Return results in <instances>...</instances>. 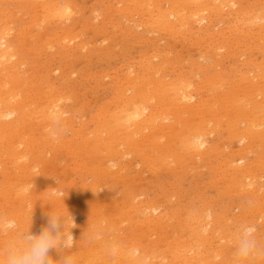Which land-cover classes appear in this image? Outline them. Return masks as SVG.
<instances>
[{
    "label": "rangeland",
    "instance_id": "374dc122",
    "mask_svg": "<svg viewBox=\"0 0 264 264\" xmlns=\"http://www.w3.org/2000/svg\"><path fill=\"white\" fill-rule=\"evenodd\" d=\"M12 1L14 2V3H16V4H13L12 3ZM20 1H21V4H20ZM0 0V11L2 10V11H5V12H7V14L5 13V12H2V13H4V14H1L0 16V24L1 23H3V25H5V26H8V24H10L9 26H13V25H15V26H13L14 27V32H11L10 33V35L8 34V36H6V39H7V42L14 48V49H16L17 47H19L20 46V48H18V49H20L21 50V52H20V50H19V52L20 53H22L21 55H23V56H25V57H20V59H19V56H18V50L16 49V51L18 52L17 53V56H18V62L15 64L16 65V69H14V72H15V79L13 80V81H10L9 83H7V84H5L4 85V82L6 81V78H4L2 75H0L1 77H2V79H1V77H0V83H1V81H2V83L0 84V92H2V93H0V97H2V94H3V97L2 98H0V107H2V108H0L1 110L4 108V106H6V105H10V103L11 104H13L12 106H15V105H17V103L19 104V103H22V104H19V107H21V111L22 112H26V114L27 115H29L28 117H27V115H26V117H24V119H25V122H24V120L22 121V122H13V123H11V121H9L10 120V118H8V117H11V119H14L15 117L14 116H3V117H0V123L1 122H5L4 123V125H5V127L7 126V128H3L4 127V125H2V124H0V135H3V136H0V143L2 144H0L1 146H0V148L2 147V149H0V158L2 159V158H4V159H0V163H1V166L2 167H0L1 168V170L3 169V172H2V174L0 173V183L2 184H0V212H2V210H3V212L2 213H0V214H3V216H1L0 215V218H3L4 220H6V219H9V217H11L12 215H10V213H11V211H12V213L11 214H14L16 211H20L21 209V207H22V212L24 213V214H26V215H24L23 216V218L25 219H36L35 217H37V219L39 218H43V216H45L44 217V219H46V223L45 224H47V219H48V215H49V212L46 214V212L47 211H51L52 210V207L53 206H51V205H49L50 204V202L51 201H53V200H58V201H60V199H61V197L64 199H66V202H63V199H61L62 200V204H61V206H58L57 208H59L60 210H62V208L64 209L65 207V205L67 204V206H66V208H65V212H68V213H70L69 215L70 216H72L71 218H73V219H71L70 218V216H69V219H68V221L69 222H71V223H69L68 222V228H73V226H74V224H77V225H75L74 226V228L73 229H75L77 232H78V229H79V232H80V234L81 233H83V234H81L82 236H84V242L82 243V245L80 246V245H76V246H74L75 248H73L72 249V251L76 254V253H79L80 251H82V252H84L85 251V249L88 247V246H90V244H92V242L90 241V244L88 243L89 241H88V238L86 237V236H88V234H89V236H93L94 234L96 235V232H97V234L101 231H103L104 230V228L108 225V223L111 221V219H112V221L109 223V225L106 227V232H103L104 233V238L108 241V239L107 238H109V237H112V235L114 234V235H118L117 236V238L119 237L120 239L121 238H125L126 237V239H128V235H130V237H129V239L130 240H125V239H122V240H120L119 238L117 239V238H115L114 240H116V242H118V243H121L120 245H123V246H127V245H129L128 243L126 244V245H124L126 242H130L131 240H132V238L134 237V238H136L138 235H140L142 232L146 235V237H147V235H148V240H149V238H150V236L153 238V236H154V238L153 239H150L151 241L152 240H155L156 239V237L157 238H159V239H156V241L157 240H159L158 241V244L160 245V247L161 248H165L166 247V244H164V242L165 243H171V242H173V236H174V238L176 237V233L178 232V239L176 240V239H174L176 242L178 241V242H180V243H178V244H181L182 243V245H183V240L184 239H188L189 238V236L191 235V230H195V229H197L198 230V227L196 226L197 224H196V221L197 220H201L202 219V216L204 215V217H203V221H201L200 222V225H202L203 223H207V221H209V220H211L210 222V224H207V225H210V226H208L209 228H207L209 231H210V233H209V235H208V240L206 241V245H205V242L203 243L204 245H203V247H205L204 249H208L209 247H213L214 245H217V243H218V245H217V247L216 246H214L213 248H216L217 250L218 249H220V251L222 252V253H224V256L226 257L227 255V257L226 258H231L233 255H232V252H234V248H233V236L235 235V233H236V231L239 229V227L242 225V223L243 224H246V225H249V226H253V228H255V234L256 235H258V239H260V240H264V237H263V235H264V190H263V188H264V186H262V185H264V181L262 180V179H264V177L262 178L261 176H264L263 175V173H262V171H261V169L263 170L264 168H263V165H264V155H262L263 154V152H264V147H263V144H264V128H261L263 125H264V118H260V115L262 114V112L261 111H263V113H264V104H261V101H257V100H260L261 98L262 99H264V78L262 77V75L264 74V69H262L264 66L262 65V64H264V50H263V48H264V44H257V43H262V41H264V39H262V38H264V20H259V16H260V14L263 12L264 13V7H262L264 4V2H260L261 0H244V2L240 5V2L241 1H243V0H235V6H236V9H237V11L236 12H238L239 13V15H238V13L237 14H231L230 12H231V10L234 8V6L233 7H231V5H230V2L229 1H227L226 2V0H219V1H221L222 3H220V2H218V0H215L214 2H212L211 3V5L213 6H218L219 5V8L218 9H215V10H210V11H207V13H206V11L204 12V11H198V15H202L203 17H205V18H203L202 17V19L203 20H200V21H194V23L192 22L193 21V18L190 16V12H191V10H190V12H188V9H193V5L191 6V3H189L190 1H192V0H189V2H188V0L186 1V0H184L186 3H188L187 5H186V3L184 4L183 3V1H175V0H171V1H169V3H171L172 5L171 6H169L170 4L166 1V0H151V1H145V0H142V2L139 0H131L130 2H129V0H120L121 2H122V4H121V2L119 1V0H65L66 1V3L68 2V1H71V2H69V4L67 3V4H64L63 2H60L61 0H43V1H45V2H48V3H52V2H57V7L58 8H60V10L62 11V12H64V13H61V16L58 18V20H60V23L58 22H56V24H55V20H53V21H49L48 22V20H49V17H47V14L45 13V11H43L42 10V7L40 8V5L37 3V1L35 0H28V2H27V0H26V2H24V0ZM73 1V2H72ZM75 1V2H74ZM80 1V2H79ZM82 1H84V2H82ZM94 1H96V2H94ZM102 1H104V2H102ZM143 1H145V3L148 5V3H149V5L147 6V8H145V9H148L149 10V12L148 11H146V12H148V13H150L151 15L149 16V14L148 13H146L145 11V13H143V7H145L146 6V4H144L143 3ZM152 1H155V2H153L152 3V5L154 4V7L153 6H151V2ZM158 1V2H157ZM163 1H165V2H163ZM200 1H202V0H200ZM232 1H234V0H232ZM237 1V2H236ZM250 1H251V3H250ZM253 1V2H252ZM254 1H257V2H255V4H254ZM263 1V0H262ZM9 2V3H8ZM10 2H11V4H10ZM23 2V3H22ZM60 2V3H59ZM82 2V3H81ZM90 2H92V4L90 3ZM94 2V3H93ZM115 2H118L119 4H121L120 6H119V4L117 5ZM129 2V3H128ZM136 2H138V3H136ZM176 2V3H181V4H179V6H178V8H177V6H176V4H174V3ZM217 2V3H216ZM247 2V3H246ZM259 2H260V4H259ZM72 3V4H71ZM100 3H101V6H100ZM105 3V4H104ZM132 3V4H131ZM169 5H168V4ZM184 5H183V4ZM219 3V4H218ZM223 3H225V4H223ZM227 3V4H226ZM237 3V4H236ZM249 3H250V5H249ZM256 3H257V5H256ZM12 4H13V6L15 7H13L12 6ZM34 4H36V7L39 5V8H36L35 6H34ZM77 4H78V6H77ZM81 4V5H80ZM97 5V7H96V5ZM107 4H108V6H107ZM112 6H111V5ZM117 6H116V5ZM139 4V5H138ZM142 4V5H141ZM157 4H159V7H158V5ZM163 4V5H162ZM167 4V8L164 6V5H166ZM177 4V5H178ZM222 4H223V8L221 7L222 6ZM5 7H4V6ZM21 5H23V6H21ZM55 5H56V3H55ZM61 7H60V6ZM65 5H69V9H68V11H70L71 10V12H66L67 11V9L66 10H63V8H65L66 6ZM84 5V6H83ZM123 5H125V6H127L128 5V7L127 8H125V6H123ZM132 5H136L137 7H135V6H132ZM163 7H162V6ZM183 5V6H182ZM225 5H228V6H225ZM251 6L252 5V8L251 7H249V6ZM253 5H255V6H253ZM260 5H262V6H260ZM7 6L9 7V6H11V7H9V8H7ZM34 6V7H33ZM72 6H74V7H77V10H76V8H73ZM88 6V7H87ZM114 6V7H113ZM139 6H141V7H139ZM181 6V7H180ZM191 7V8H188V7ZM244 6H246V7H244ZM25 7V8H24ZM30 7H31V9H30ZM105 7H107V8H105ZM111 7V8H110ZM114 9H113V8ZM117 7H118V9H117ZM119 7H120V12L118 11L119 10ZM124 9H123V8ZM129 7H131V8H129ZM133 7V8H132ZM151 7V8H150ZM160 7H161V9H160ZM184 7V11L182 10V8ZM241 7V8H240ZM255 7V8H254ZM262 8V9H260V10H255V9H259V8ZM4 8V9H3ZM6 8V9H5ZM23 8V9H22ZM34 8V9H33ZM72 8V9H71ZM80 8H82V9H80ZM83 8H87V10H84V12L83 13H85V14H83L81 11L83 10ZM93 8L95 9H97L98 10V12H97V10L95 9V10H93ZM103 8H105V10L103 9ZM111 10H110V9ZM139 8H140V10L142 11H140L139 10ZM158 8V10H159V12H160V14H162V13H164V14H162V15H158L159 13H157L158 12V10H156ZM168 8H170V10H168ZM175 8V9H174ZM185 8H188L187 10H185ZM194 8H196V7H194ZM240 8V9H239ZM244 8V9H243ZM246 8V9H245ZM251 8V10H249ZM8 9V11H6ZM11 9V10H10ZM80 9V10H79ZM125 9H126V12H125ZM128 9V10H127ZM134 9V10H133ZM164 9V10H163ZM178 9V10H177ZM223 9V10H222ZM224 9H226V10H229V9H231V10H229V11H225L226 13H224L223 14V12H224ZM243 9V10H242ZM252 9H254V10H252ZM12 10H14V13L12 12ZM20 12H19V11ZM21 10H23V11H21ZM100 10L102 11V12H100ZM108 10V11H107ZM116 10V13L118 14H120V16L119 15H116L115 14V11ZM131 10L132 11H134V12H131ZM156 10V11H155ZM176 10H177V13H176ZM184 12H182V11ZM220 10H222V11H220ZM234 11H235V8L233 9ZM242 10V11H241ZM28 11V12H27ZM35 11V12H34ZM74 13H73V12ZM76 11V12H75ZM82 14H78L79 12ZM90 11H92L91 13H93L92 15H93V17H92V15H90L91 13H90ZM129 11H130V13H131V15H129ZM151 11H152V13H151ZM162 11V12H161ZM178 11H179V13H178ZM186 11H187V13H186ZM213 11H216L217 13H218V11H220L217 15H216V13H214ZM247 12V13H245V12ZM254 11H255V13H254ZM261 12V13H258V12ZM122 12H124V14L122 13ZM170 12V13H169ZM175 12V13H174ZM209 12V13H208ZM258 13V15H256V17H257V19H255V15H251V14H257ZM1 13V12H0ZM9 13V14H8ZM11 13V14H10ZM17 13V14H16ZM23 15H22V14ZM25 13V14H24ZM30 13V16L28 15ZM43 15H42V14ZM70 13V14H69ZM71 13H73V14H75L74 16H73V14H71ZM76 13H77V15H76ZM90 13V14H89ZM114 13V14H113ZM134 13V14H133ZM154 13V14H153ZM167 13H169V14H167ZM171 13H174L173 15H175V14H177V16L175 15V16H173V17H171ZM202 13V14H201ZM230 15H229V14ZM233 13V12H232ZM241 13H243V14H241ZM245 13V14H244ZM261 14V15H264V14ZM13 14L15 15L14 17H13ZM20 14V15H19ZM32 14H36V16H34V15H32ZM40 14V15H39ZM68 14V15H67ZM103 14V15H102ZM133 14V15H132ZM137 14V15H136ZM141 14H144V16L143 15H141ZM155 14H157V15H155ZM208 14V15H207ZM216 15L215 17H213V15ZM226 14V15H225ZM228 14V15H227ZM241 14V15H240ZM9 16L10 17V19H9V17H7V16ZM17 15V16H16ZM26 15H27V17H26ZM38 15V16H37ZM46 17H45V16ZM72 15V16H71ZM116 15V16H115ZM124 15V16H123ZM136 15V16H135ZM197 15V16H198ZM210 15V16H209ZM245 15V16H244ZM7 18H6V17ZM24 16V17H23ZM29 16V17H28ZM45 18H44V17ZM85 16V17H84ZM148 16V17H147ZM186 16V18L185 19H183V17H185ZM189 16V17H188ZM220 16V17H219ZM222 16H227V17H229L230 16V18H227V17H223V18H221ZM233 16H235L236 18H234ZM248 16V17H247ZM251 16V17H250ZM17 17V18H16ZM19 17V18H18ZM33 17H35V19H36V21H35V19H33ZM37 17V18H36ZM42 17V18H41ZM66 17V18H65ZM69 17V18H68ZM82 17H84V18H82ZM91 17V18H90ZM102 17H103V19H102ZM111 17V18H110ZM113 17V18H112ZM115 17V18H114ZM117 17V18H116ZM125 17V18H124ZM132 17V18H131ZM133 17H134V19H133ZM147 18V21H145L146 20V18ZM157 17V18H156ZM199 18H200V16H198ZM206 17H209V18H207V19H209V20H206L205 21V19H206ZM211 17V18H210ZM213 17V18H212ZM245 18V19H243V18ZM250 17V18H249ZM252 17H254L253 18V20H252ZM3 18H5V19H3ZM13 18H15L14 20H13ZM63 18V19H62ZM88 18V19H87ZM106 18V19H105ZM122 18H124V19H122ZM153 18V19H152ZM158 18H160L159 19V21H161V22H157V19ZM173 18V19H172ZM174 18L176 19H179V20H175L174 21ZM197 18V17H196ZM232 18V19H231ZM242 18V19H241ZM247 18V19H246ZM248 18H249V20H248ZM9 19V20H8ZM17 19V20H16ZM31 19V21H29ZM39 19V20H38ZM42 19V20H41ZM44 19V20H43ZM69 19V20H68ZM77 19V20H76ZM94 19H95V21H94ZM139 19V21H137ZM182 19V20H181ZM198 19V18H197ZM212 19V20H211ZM234 19V20H233ZM236 19H238V20H236ZM264 19V18H263ZM4 20H5V22H4ZM38 20V21H37ZM47 20V21H46ZM64 22H63V21ZM68 21L67 23H65L66 21ZM131 20H133V21H131ZM149 20V21H148ZM151 20V21H150ZM156 20V21H155ZM162 20H166V22H162ZM172 20V21H171ZM190 21V23H193V24H195V25H193V24H190V23H188V21ZM220 20V21H219ZM236 20V21H235ZM242 20V22H240ZM244 20H246L248 23H250V21H254V23H250V25H248V23L246 22V21H244ZM257 20V21H256ZM259 20V21H258ZM2 21V22H1ZM26 21H28V22H26ZM33 21V22H32ZM35 21V22H34ZM39 21H40V23H39ZM42 21V22H41ZM45 23H44V22ZM81 21V22H80ZM112 21H113V23H112ZM120 21H122V22H125V21H127L125 24H123L122 22H120ZM136 21V23H134ZM142 21V22H141ZM145 21V22H144ZM153 21V22H152ZM174 21V22H173ZM182 21H184V22H182ZM204 23H203V22ZM208 21H210V23H208ZM214 21H217L216 22V24L214 23ZM238 21V22H237ZM262 21V22H261ZM17 22V23H16ZM18 22L21 24V26L18 24ZM37 22V23H36ZM109 22V23H108ZM119 22V23H118ZM128 22H130V24L128 23ZM138 22H141V23H138ZM143 22H144V24H143ZM147 22V24L145 25V23ZM149 22V23H148ZM153 23V26H152V23ZM156 22V23H155ZM186 22V23H185ZM197 22H199V23H197ZM219 22V23H218ZM221 22V23H220ZM237 22V23H236ZM245 24H244V23ZM261 22V23H260ZM13 25H12V24ZM17 25H16V24ZM35 23V24H34ZM38 23H39V26H38ZM42 23V24H41ZM43 23L47 26V27H44V25H43ZM47 23V24H46ZM65 23V24H64ZM75 23H76V25H75ZM77 23H78V25H77ZM84 23V24H83ZM118 23V24H117ZM151 23V24H150ZM160 23V24H159ZM163 23V24H162ZM196 23H197V25H196ZM201 23H203L204 24V26H203V24H201ZM214 23V24H213ZM235 23V24H234ZM240 23V27L237 25V24H239ZM241 23H243L242 25H241ZM30 24V25H29ZM32 24V25H31ZM60 24H62V25H65V26H61ZM69 26H68V25ZM92 24L93 25H95V24H97L98 25V27H96V26H93L92 27ZM102 24L103 25H105V26H102ZM114 24V25H113ZM134 24H136V25H134ZM140 24H143V26H141ZM150 24V25H149ZM182 24H184V25H182ZM187 24V25H186ZM188 24H190L189 26H188ZM199 24H201L203 27H201V26H199ZM219 25V29H218V25ZM233 24V25H232ZM253 24H255V25H253ZM260 24V25H259ZM263 26H262V25ZM33 25L36 27H33ZM112 25V26H111ZM126 25V26H125ZM141 26V28H140V26ZM145 25V26H144ZM148 25V26H147ZM159 25H163V26H159ZM176 27H175V26ZM186 25V26H185ZM210 25H211V27H210ZM217 27H216V26ZM230 25L231 26H233L234 28H237V31L236 30H234L233 28L231 29H227L228 27H230ZM239 27H237V26ZM246 25V26H245ZM250 26V27H248V26ZM251 25H252V27H251ZM258 25H259V27H258ZM23 26V27H22ZM28 28H27V27ZM30 26V27H29ZM50 26V27H49ZM52 26V27H51ZM55 28H54V27ZM58 26H60L62 29H60V27H58ZM74 26V27H73ZM78 26V27H77ZM83 26V27H82ZM87 26H89V27H87ZM110 26V27H109ZM129 26V27H128ZM131 26H133V27H135V26H138V27H136L135 29L133 28V27H131ZM151 28H150V27ZM169 26H171V27H169ZM208 28H207V27ZM217 28H215V27ZM223 26V27H222ZM228 26V27H227ZM241 26H242V28H241ZM260 26H262L263 27V29H262V27L260 28ZM24 28V29H22V28ZM43 27V28H42ZM48 27L50 28V29H48ZM80 27V28H79ZM109 27V28H108ZM115 29H114V28ZM127 27V28H126ZM144 29H143V28ZM152 27H154V28H152ZM156 27V28H155ZM173 27V28H172ZM182 30V31H180V29ZM185 27H186V29H185ZM198 27L200 28V29H198ZM243 27H244V29H243ZM248 27V28H247ZM257 27H258V29H260V30H258L257 29ZM21 29V30H18V29ZM26 28V29H25ZM41 28V31H43V29H45V31H44V33H43V36L42 35H40V34H42V33H38L39 32V29ZM59 28V29H58ZM111 28V29H110ZM133 28V29H132ZM138 28V29H137ZM146 28V29H145ZM162 28V29H161ZM172 28V29H171ZM174 28H176V30L174 29ZM192 29L191 30V32L190 31H188V30H190V29ZM196 28H197V30H196ZM201 28H203V29H201ZM209 28H210V30H209ZM211 28H213V29H211ZM246 28V29H245ZM16 29H17V31H16ZM36 29H38V32H36L37 30ZM46 29H48L47 31H46ZM71 29H73V30H71ZM85 29V30H84ZM91 29H92V31H91ZM102 31H101V30ZM113 29H114V31H113ZM117 29V30H116ZM132 29V30H131ZM140 29V30H139ZM148 29V30H147ZM152 29V30H151ZM156 29V30H155ZM162 30L161 32L159 31V30ZM178 29V30H177ZM194 29V30H193ZM227 29V30H226ZM242 29V30H241ZM248 29H249V31H248ZM31 30H33V31H31ZM34 30H35V32L36 33H38V34H36L35 32H34ZM52 31V34H54L55 35V37H54V35H52V34H50L48 31ZM61 30V31H60ZM71 30V31H70ZM82 33H80L79 31ZM87 30V31H86ZM90 30V31H89ZM110 30V31H109ZM121 30H123V31H121ZM125 30H127V31H125ZM146 30L147 31V33H146V31L144 32V31ZM164 30H165V32H164ZM199 30H201V32L199 31ZM203 30V31H202ZM218 30H222V31H219L218 33H216V32H214V31H218ZM229 30H231V32L229 31ZM233 30V31H232ZM246 30V32H244ZM60 31V32H59ZM70 33H69V32ZM76 31H78V32H76ZM109 31V32H108ZM116 31V32H115ZM132 31H133V34H132ZM139 31V32H138ZM166 31H168L167 33H166ZM170 31H172V33H170ZM175 31V32H174ZM182 33V35L180 34V32ZM185 32V34H187V35H184L183 36V34H184V32ZM186 31H188V33H186ZM239 31H241V33H242V31H243V35L239 32ZM251 31H256V33H252ZM261 31V32H260ZM17 32V33H16ZM20 32H21V34H20ZM57 32V33H56ZM76 32V33H75ZM95 32V33H94ZM119 34H118V33ZM152 32H154V34L152 33ZM194 32H196L195 34H194ZM198 32V33H197ZM205 32V33H204ZM209 32H211V37L209 36L208 37V33ZM221 32V33H220ZM227 32H228V35H227ZM236 32V33H235ZM239 32V33H238ZM248 32V33H247ZM257 32H259L258 34H257ZM27 33H34V34H28L27 35ZM63 34L62 35V37L61 38H63L64 37V34L67 36H69L70 35V39L69 40H67L68 39V36L66 37L65 36V39H61L60 38V36L61 35H59V34ZM69 33V34H68ZM78 33H80L81 34V36H80V34L78 35ZM101 33V34H100ZM117 33V35L115 36V34ZM136 35H135V34ZM150 34L151 33V35L153 34V36H151L152 38H150V35H147V34ZM158 33V34H157ZM160 33V34H159ZM177 34V36H176V34ZM207 33V34H206ZM245 33V34H244ZM46 34L48 35V36H46ZM72 34V35H71ZM74 34H76V35H78L77 37H78V39H77V37L75 38V36H73ZM99 34V35H98ZM103 34V35H102ZM110 34V35H109ZM143 34V35H142ZM156 34V35H155ZM168 34V35H167ZM170 34H172L171 36H172V38H170L171 36H169ZM175 34V35H174ZM180 36H179V35ZM189 34V35H188ZM190 34H191V36H192V38H190L191 36H190ZM198 34V35H197ZM207 35V37H206V35ZM216 34H218V36H215ZM219 34H222V36H223V38H222V36L220 37L219 36ZM231 34V35H230ZM238 34V35H237ZM244 37H246V35H247V39H245V37L243 38L241 35ZM252 34V35H251ZM259 34H260V36H259ZM19 35L21 36V37H19ZM29 36V35H31L30 37L31 38H33V36H35L34 37V39H31L30 37H28L27 38V36ZM57 35H58V37H57ZM92 35V36H91ZM105 35V36H104ZM119 35H122L121 37L119 36ZM139 35L141 36L140 38H139ZM204 35V37H203V39H201L202 38V36ZM258 35V36H257ZM22 36H23V38H22ZM26 36V37H25ZM37 36V37H36ZM39 36V37H38ZM53 36V37H52ZM91 38H90V37ZM95 36V37H94ZM99 36H101V37H99ZM109 36V37H108ZM113 36H115V37H113ZM156 36H158V37H156ZM161 36H163L162 38H161ZM188 36H190L189 38H188ZM193 36H196V38H198L199 39V41L198 42H200L199 44H197L198 42L197 41H194V40H196V38L195 37H193ZM200 36V37H199ZM226 36H228L229 37V39L226 37ZM232 36H234L233 38H232ZM238 36H241L242 37V39L244 40H242L240 37L237 39V37ZM259 37V39L256 37V38H253V37ZM263 36V37H262ZM7 37H9V40H8V38ZM43 37V38H42ZM47 37H49V38H51V39H49V38H47ZM87 37V38H86ZM92 37H94V38H92ZM108 38V39H106L107 40V42H106V40H105V38ZM118 37V38H117ZM147 37H149V38H147ZM168 37H169V39H168ZM183 37V38H182ZM218 37V38H217ZM250 37V38H249ZM252 37V38H251ZM20 38H22V39H20ZM39 38H40V40H39ZM55 38V39H54ZM59 38V39H58ZM72 38V39H71ZM76 40H75V39ZM86 38V39H85ZM115 38H117V40L115 39ZM132 38V39H131ZM137 38H139V39H137ZM164 38H167V41H166V39H164ZM182 39L183 41H185V42H183V41H181L180 39ZM184 38H187L186 40H184ZM226 38H227V40H229V42L226 40ZM232 38V39H231ZM36 39H38V41L36 40ZM48 39H49V43H48ZM61 39V40H60ZM82 39V40H81ZM101 39V40H100ZM111 39V42H108L109 40ZM136 39V40H135ZM151 39H154V40H151ZM157 39L158 40H160V41H162V42H157ZM170 39H171V43H170ZM175 40L176 42L175 43H173L174 41L173 40ZM191 39H193V40H191ZM211 39V40H210ZM216 39H218V40H216ZM219 39L220 40H222V41H219ZM243 41V42H240L241 40ZM252 39V40H251ZM253 39H255L254 41H253ZM262 39V40H261ZM27 40V41H26ZM31 40V41H30ZM44 40H45V43H46V40H47V45H49L48 47L49 48H46L47 46H45V45H42V42L44 43ZM64 42H63V41ZM73 40V42H71ZM77 40H78V42H77ZM100 40V41H99ZM104 40V41H103ZM137 40H139V41H137ZM201 40H204V41H201ZM223 40H226V43H225V41H223ZM234 40H235V42H234ZM240 40V41H239ZM11 41H14L13 43H11ZM19 41V42H18ZM23 41V42H22ZM68 41H69V43L71 44V45H69V43H68ZM84 41V42H83ZM86 41V42H85ZM94 41H95V43H94ZM114 41V42H113ZM116 41H117V43H116ZM145 41H147V42H145ZM155 41V42H154ZM178 41V42H177ZM214 41V43H212ZM215 41H216V43H215ZM233 41V42H232ZM258 41H261V42H258ZM29 42H31V43H29ZM61 42V43H60ZM63 42V43H62ZM121 42V43H120ZM135 42H138V43H135ZM164 42H166V43H164ZM182 42V43H181ZM195 42H197V43H195ZM201 42H203V43H201ZM207 42H209V43H207ZM217 42H221L220 44L219 43H217ZM224 42V43H223ZM237 42V43H236ZM255 42V43H254ZM15 43V44H14ZM35 43V44H34ZM66 43V44H65ZM80 43V45L82 46H77L78 44ZM82 43V44H81ZM97 43V44H96ZM113 43V44H112ZM174 45H173V44ZM179 43V46L177 45ZM185 43V44H184ZM205 43V44H204ZM228 43H230L228 46H226V44H228ZM234 43V44H233ZM239 46L240 45V47H238L236 44ZM242 43L244 44V46H245V48H244V46L242 45ZM251 43V44H250ZM18 44V45H17ZM60 44V45H59ZM65 44V45H64ZM68 44V45H67ZM74 44V45H73ZM85 44V45H84ZM93 44V45H92ZM101 44L103 45V46H101ZM116 44H117V46H116ZM120 44V45H119ZM128 44V45H127ZM173 46H172V45ZM201 44H203L202 46H201ZM207 44V45H206ZM211 44H213V45H211ZM222 44H225V45H222ZM16 47H15V46ZM22 45V46H21ZM32 45H34L33 47H32ZM63 45V46H62ZM76 45V46H75ZM87 45H89V47L87 46ZM90 45H92V46H90ZM95 45V46H94ZM98 45H100V46H98ZM114 45V49H112V46ZM122 45H124L123 47H122ZM130 45V46H129ZM147 45V46H146ZM176 45V46H175ZM185 45H187V46H185ZM192 45V46H191ZM217 45V46H216ZM222 45V48H224L225 50H226V53L227 54H230V55H232L231 57H230V55H229V58H228V56L227 55H225L226 53L225 52H223L222 50V48H220L219 49V51H217V49L218 48H216V47H220ZM232 45V46H231ZM235 45V46H234ZM254 45H256V46H254ZM261 45H263V46H261ZM28 46L29 47H31V49L29 48V50H27V48H28ZM35 46H38V47H35ZM52 46V47H51ZM57 46V48H59V49H57V48H55ZM58 46H60V47H58ZM72 46H74V48L72 47ZM110 46V47H109ZM158 47V48H155L154 49V47ZM175 46V47H174ZM196 46V47H195ZM214 48H213V47ZM233 46H234V48H233ZM237 46V47H236ZM243 46V47H242ZM252 46H254V47H259V46H261V47H259V50L261 49L262 51V54H261V52L260 51H258V48H254L253 47V49L252 48H250V47H252ZM26 48V50H24L25 48ZM35 47V48H34ZM41 49H40V48ZM51 47V48H50ZM87 47V48H86ZM91 47V48H90ZM95 47V48H94ZM97 47V48H96ZM99 47V48H98ZM106 47L107 48H109V50L108 49H106ZM127 49H126V48ZM130 47V48H129ZM135 47H137L138 49H136ZM150 47H152L151 48V51H149V49H150ZM166 47L167 49H164V48ZM171 47H172V49H171ZM178 47H180V48H178ZM185 47H187V48H185ZM203 47V48H202ZM206 47H208L207 49H206ZM211 47H212V49L213 50H211ZM226 47V48H225ZM242 47V48H241ZM247 47V48H246ZM25 51H23L22 49ZM42 48L44 49V51H45V53H44V51H42ZM84 48H86V49H84ZM118 48V49H117ZM121 48V49H120ZM149 48V49H148ZM174 48V49H173ZM206 50H205V49ZM238 48H240L239 50H240V52H239V50H237ZM244 48V49H243ZM249 48V49H248ZM47 49L49 50V51H47ZM51 49H53V50H57V51H53V50H51ZM77 49H78V51H77ZM96 49V50H95ZM98 49V50H97ZM117 49V50H116ZM124 49V50H123ZM133 49V50H132ZM145 49V50H144ZM153 49H154V51H153ZM183 49H186L187 51H184ZM191 49V50H190ZM193 49V50H192ZM210 49V50H209ZM216 49V50H215ZM229 49V50H228ZM233 49H234V51H233ZM247 50V52H245L246 50ZM257 51H256V50ZM35 51L34 53L35 54H37V55H35L33 52V54L31 53V52H29V51ZM38 50V51H37ZM63 51V53H64V51H65V53H64V55H63V53H62V51ZM73 50V51H72ZM87 50L89 51V52H87ZM93 50V51H92ZM100 50V51H99ZM119 50H121V51H119ZM127 50V51H126ZM129 50V51H128ZM137 50H139V52L137 51ZM157 50H159L158 52H157ZM169 50H170V53H169ZM174 50H177V51H174ZM190 50V51H189ZM196 50V51H195ZM215 50V51H214ZM244 50V51H243ZM248 50H250V51H248ZM251 50H253V51H251ZM23 51V52H22ZM41 51V52H40ZM51 51H52V55H51ZM75 51V52H74ZM97 51V52H96ZM102 51V52H101ZM114 51H116V52H114ZM124 51V52H123ZM125 51L126 52H128V53H125ZM135 51H137V52H135ZM152 51L154 52V53H152ZM164 51V52H163ZM179 51H183V52H180L179 53ZM192 51V52H191ZM205 51H207V52H205ZM212 52V54H210L211 52ZM216 52V53H219L218 55L217 54H215V55H217L218 57H216L217 59H215V57H214V52ZM242 51V52H241ZM256 52L255 53V55H254V53H252V52ZM40 52V53H39ZM48 52H50V54L48 53ZM70 52H72V54H73V52H74V54L72 55V56H70L71 55V53ZM76 52H78L79 54H80V56H79V54L77 53L76 54ZM87 52V53H86ZM113 52V53H112ZM117 52H118V55H119V58H118V55H117ZM121 52H123V54L125 55V56H123V54L121 53ZM130 52V53H129ZM134 52V53H133ZM142 52H143V55H142V57L143 56H150V57H146V58H149L148 60H149V63L151 64L152 63V65H151V67H150V64H148V65H146L147 64V62H148V60L145 58V57H143V59H142V57L140 58V56H141V54H142ZM189 52V53H188ZM206 54H205V53ZM208 52H209V54H208ZM222 52V53H221ZM19 53V54H20ZM26 55H25V54ZM27 53H28V55H27ZM31 53V54H30ZM43 53V54H42ZM111 54V56H110V54ZM133 53V54H132ZM140 53V54H139ZM147 53V54H146ZM162 53V54H161ZM193 53V55H191ZM234 53H235V55L238 53V55H236L235 57H233L234 56ZM242 53H244L243 55H241L242 56V59H241V56H240V59H239V54H242ZM258 53V54H257ZM260 53V54H259ZM47 54V55H46ZM48 54H49V56H48ZM56 54L57 55H59V57H60V55H61V59H63L62 61H61V59H59V57L58 56H56ZM86 54V55H85ZM88 54V55H87ZM94 54V55H93ZM103 54V55H102ZM133 55V57L132 56H130V55ZM139 56H138V55ZM163 54H164V58L167 56L168 58H170V54H172V56H173V54H174V56L172 57L171 56V58L170 59H168L167 57L164 59L162 56H163ZM175 54H177V56L175 55ZM179 54V55H178ZM183 54V55H182ZM251 56H249V55ZM33 55V56H32ZM40 55V56H39ZM41 55H43L42 57H41ZM56 56V57H54V56ZM66 55V56H65ZM75 55H77L78 57H76ZM99 55V56H98ZM113 55V56H112ZM136 55V56H135ZM181 55H182V59L181 58H179V57H181ZM187 55L189 56V58L190 57H193V58H191L190 60H189V58H188V61H187ZM196 55V56H195ZM253 55V56H252ZM27 56H29V57H27ZM51 56V57H50ZM92 56V57H91ZM94 56V57H93ZM107 56V57H106ZM127 56V57H126ZM128 56H130V57H128ZM186 58H185V57ZM213 58H212V57ZM227 56V57H226ZM258 56H260V58L258 57ZM262 56V57H261ZM31 57H32V59H35L34 57H36V59H40V60H34V61H32L31 60ZM38 57H41V58H38ZM46 57V58H45ZM53 57V58H52ZM62 57H64V58H62ZM83 57V58H82ZM89 57V58H88ZM98 57V58H97ZM103 57V58H102ZM114 57V58H113ZM115 57H117V58H115ZM153 57H155V58H153ZM158 59H157V58ZM161 57V58H160ZM177 57V60H180L181 59V61H180V65H179V62L178 61H175L174 60V58H176ZM197 57V58H196ZM203 57V60L201 59ZM211 57V58H210ZM221 57H223V58H221ZM236 57L238 58V59H236ZM244 57V58H243ZM254 57H257L258 58V60H256V58H254ZM27 58H29L30 59V61L27 59ZM70 58V59H69ZM76 58V59H75ZM81 58V59H80ZM101 58V59H100ZM121 58V59H120ZM124 58V59H123ZM173 58V59H172ZM220 58H221V60H220ZM226 58V59H225ZM246 58V59H245ZM251 58V59H250ZM262 58V61L260 60ZM45 60V61H43V60ZM65 59H68V60H65ZM72 59V60H71ZM81 60V63H79V65L78 64H76V63H78V61L77 60ZM115 59V61L117 62V60L119 61V62H117L118 64H121V65H118L115 61H113ZM160 59V60H159ZM162 59V60H161ZM195 59V60H194ZM204 59H209L208 61H212V60H215L216 61V63H214V61H212V62H210V63H208V64H206L207 63V60H206V62L204 61ZM229 59V60H228ZM20 60H23V63H24V65H23V63L20 61ZM25 60V61H24ZM26 60H28V62H30L29 64H32L33 66H31V65H28V66H26L25 64H28V63H26L27 61ZM47 60V61H46ZM59 60V61H58ZM80 60H79V62H80ZM88 62H87V61ZM121 60V61H120ZM131 60V61H130ZM133 60V61H132ZM135 60H137V61H135ZM146 62H145V61ZM154 60H157V61H159V63H155L156 61H154ZM165 60V61H164ZM166 60H168V61H166ZM169 60H170V63H169ZM183 60L185 61L184 63H183ZM201 60V61H200ZM224 60V61H223ZM227 60V61H226ZM232 60V61H231ZM234 60H235V62L237 63L235 66H234ZM237 60V61H236ZM17 61V60H16ZM43 61V62H42ZM66 61V62H65ZM70 61H71V63H75L74 65L73 64H70ZM77 61V62H76ZM83 61H84V63H85V65H84V63H83ZM95 61V62H94ZM98 61H99V63H98ZM111 61H112V63H111ZM139 61H141V62H139ZM152 61V62H151ZM161 61V62H160ZM193 61H195L194 63H196V64H198V65H194L192 62ZM197 61V62H196ZM219 61V62H218ZM227 63H226V62ZM229 61V62H228ZM249 61H251V62H249ZM257 61H260V63H258ZM32 62V63H31ZM38 62H40V64H42V65H40V64H38ZM47 62H48V64H47ZM50 62H52V64L50 63ZM53 62H54V64L57 62H59L60 63V65L59 64H55V66L57 67H55L54 65H53ZM63 62V63H62ZM103 62V63H102ZM104 62H105V64H104ZM114 62V63H113ZM121 62V63H120ZM130 62V63H129ZM163 62H165V63H163ZM167 62L169 63V66H170V68H168L169 66H168V64H167ZM174 64H173V63ZM177 62V63H176ZM187 62H189V63H192L193 65H194V67L192 66V64H191V67H189V65H185V64H189V63H187ZM201 62V63H200ZM223 62V63H222ZM232 62H233V65H232ZM238 62H240V64L238 63ZM249 62V63H248ZM253 62H256V63H258V64H256V63H253ZM263 62V63H262ZM22 64V66H21V64ZM43 63L45 64V67L47 66V65H49V66H47L45 69H46V71L47 70H49L50 71V74L48 73V71H47V73H45L44 72V65H43ZM82 63H83V66H82ZM98 63V64H97ZM108 64V67H107V64ZM111 63V64H110ZM125 63V64H124ZM141 63V65H138V64H140ZM206 64L208 67H209V65L211 64V63H213L216 67H214V66H212L213 64H211L210 66V70L208 69V67H204V64ZM225 64L224 66H227L226 68L222 65V64ZM228 63L230 64V65H228ZM245 65H244V64ZM34 64H35V67H34ZM51 64V65H50ZM93 66V64H94V66L92 67L91 65ZM96 64L97 65H99V67H101L100 69L98 68V66H96ZM101 64H103V65H101ZM109 64H110V66L113 64H115L114 66L112 65L111 67H109ZM130 64H136V65H130ZM160 64H162V65H160ZM199 64H200V66H199ZM203 64V65H202ZM227 64V65H226ZM256 65V66H254V65ZM259 64H261V65H259ZM18 65V66H17ZM39 66V68H37V66ZM66 65V66H65ZM69 65H73L72 67H68ZM89 65V66H88ZM124 65H125V69H126V67L127 68H132V69H138V70H131L130 68L129 69H124ZM130 65V66H129ZM145 66L146 65V70H145V68L143 67V66ZM173 65H174V67H173ZM176 65V66H175ZM178 65V66H177ZM181 65H182V67H181ZM25 66V67H24ZM60 66V67H59ZM64 66V67H63ZM87 66H88V68H87ZM140 66V67H139ZM153 66V67H152ZM158 66H160V67H158ZM165 66H167V67H165ZM208 71H206L203 67ZM234 66V67H233ZM237 66V67H236ZM252 66H254V67H252ZM257 66H261V68H259L257 71H255L256 70V67ZM263 66V67H262ZM17 67L19 68L18 70H17ZM49 67V68H48ZM53 67V68H52ZM63 67V68H62ZM68 69H66V68ZM80 67V68H79ZM84 67H85V69L87 70H84ZM98 69V75H95L97 72V69ZM105 69V70H102L101 71V69H103V68ZM117 67H120V69L118 68V72H117ZM135 67V68H134ZM138 67V68H137ZM141 67H143V68H141ZM176 67V68H175ZM183 67H185V69H187V70H185ZM187 67V68H186ZM199 67H202L203 69H197V68H199ZM217 67H218V69H217ZM222 67H224L222 70H224V69H226V70H224V72L225 73H223V71H220V69L222 68ZM239 67H241V68H239ZM246 67V68H245ZM251 67V68H250ZM25 68V69H24ZM28 68V69H27ZM32 68V69H31ZM60 68H61V71L63 72H61L60 73V71H58V69L60 70ZM70 68L72 69L71 71H69L70 70ZM90 68V71H92V72H90L88 69ZM91 68H93L92 70H91ZM95 68V69H94ZM108 68H110V70L108 69ZM140 68V69H139ZM152 68V69H151ZM159 68V69H158ZM168 68V69H167ZM173 68V69H172ZM190 68H192V70L190 69ZM217 70H216V69ZM231 68V69H230ZM248 68V69H247ZM253 68V69H252ZM258 68V67H257ZM20 69H21V71H20ZM31 69V70H30ZM41 69H43V70H41ZM74 69H75V71L76 72H74ZM121 69H123V71L125 70L126 71V74H125V71L124 72H122V70ZM142 69V70H141ZM148 69H150V70H148ZM155 69V70H154ZM162 71H161V70ZM174 69H176V70H174ZM183 69V70H182ZM195 69H197V70H195ZM238 69V71L237 72H239L240 73V76L242 75V74H244L240 79H241V81L242 82H240V79L238 78L239 77V73H237V72H235V70H237ZM243 69V70H242ZM260 69H262L261 71L263 72H260L261 73V75H258V74H260L259 73V70ZM35 70V71H34ZM40 70V71H39ZM84 70V71H83ZM95 70V72H93ZM99 70H100V72H99ZM113 70V71H112ZM127 70H131V73L128 71L127 72ZM141 70V71H140ZM153 70V71H152ZM156 70H158V71H156ZM167 70H169V71H167ZM189 70H191L192 72L190 73L191 75H193L192 73H193V71L194 72H199V73H201V74H199V75H197L196 74V76H191V75H189V73L188 72H185V71H189ZM201 70V71H200ZM247 70V71H246ZM250 70V71H249ZM252 70V71H251ZM17 71V72H16ZM26 71V73H24ZM38 71V72H37ZM53 71H55V72H53ZM58 71V72H57ZM64 71H66V72H64ZM80 71V72H79ZM108 73H107V72ZM166 73V74H163L164 72ZM178 71V73H179V75H180V77H179V75H178V73H176ZM205 71V73L206 74H204L203 72ZM213 71H215V72H213ZM218 71V72H217ZM245 71H246V73H245ZM20 72H22V74L20 73ZM32 73V74H34V73H38V74H36V75H32L31 77H30V73ZM40 72V73H39ZM44 72V73H43ZM58 73V74H56V75H54V76H51L52 74H55V73ZM68 72H70V74L68 73ZM79 72V73H78ZM83 74H82V73ZM89 72H90V74H89ZM104 72V73H103ZM111 72V73H110ZM115 72V73H114ZM133 72H136V74L135 73H133ZM146 72V73H145ZM147 72H149L148 74H147ZM151 72V73H150ZM155 72V73H154ZM163 72V73H162ZM172 72H174V74H172ZM181 72H182V75H181ZM251 72V73H250ZM257 72H258V74H257ZM29 73V74H28ZM43 73V74H42ZM64 73H65V75H64ZM72 73H73V75H72ZM88 73V74H87ZM120 75H119V74ZM122 73L127 77H125L126 78V80L124 81L123 80V78H124V75L123 76H121L122 75ZM130 73V74H129ZM157 73V74H156ZM164 75H162V74ZM185 73V74H184ZM218 78L219 76H220V78L219 79H217V78H215V76L213 75V74ZM219 75H218V74ZM242 73V74H241ZM253 73H256V75H253ZM21 74V75H20ZM26 74V75H25ZM47 74V75H46ZM59 74H62V75H60V78H59ZM76 74V75H75ZM100 74V75H99ZM101 74H103V78L106 76V80H103L102 78H100V79H102V80H100L99 78H96L97 76H100L101 77ZM105 74V75H104ZM109 74V75H108ZM128 74V75H127ZM139 74H144V75H139ZM146 74V75H145ZM161 74V75H160ZM168 74V76L166 77L165 75H167ZM188 74V76H187V81H186V75ZM210 75L209 77H208V75ZM217 74V75H216ZM246 74L248 75L249 74V76H251V74H252V76L253 77H251V78H249L248 76H246ZM23 75H25V78L23 79L22 78V76ZM45 75V77H43ZM64 75V76H63ZM75 75V76H74ZM79 75H81V77H84L83 79L79 76ZM95 75V76H94ZM112 75V76H111ZM118 75V76H117ZM136 75V76H135ZM141 77V76H143V77H145V78H143V77H139V76ZM151 75V76H150ZM158 75L160 76V79H157V78H159L158 77ZM173 75H174V78H172L173 77ZM200 75H204L203 77H204V80L202 81V80H200V78L202 77V76H200ZM211 75H213V76H211ZM226 75H227V77H226ZM19 78H18V77ZM48 76H49V78H48ZM55 76H58V79L55 77ZM67 76V77H66ZM72 78H70V77ZM88 76H90V78H91V76H93L94 78H96L97 79V81H96V79H94V78H89ZM129 76H133V77H129ZM161 76H163L164 78L162 79V77ZM182 76V77H181ZM257 78H256V77ZM261 76V80L263 79V82L259 79V77ZM27 77V78H26ZM30 77V78H29ZM64 78L67 82H64V84L63 83H61L62 82V78ZM76 77L78 78V79H76ZM110 77H112V79L110 78ZM137 79L138 77L140 78V79H137L138 80V82H137V80H134L135 78ZM151 77H153V78H151ZM155 77H157V78H155ZM168 77H170V78H168ZM176 77H179L178 79H175ZM197 77H200V78H197ZM202 77V78H203ZM209 78V80H207L208 78ZM210 77H211V79L213 78L214 80H216L217 79V82L216 81H211V82H209L211 79H210ZM235 77H236V80H234L235 79ZM244 77H246V79L248 80V81H250V83H249V86H248V81L244 78ZM248 77V78H247ZM43 78V79H42ZM68 78H69V80L70 81H68ZM73 78H75V80L76 81H74V79ZM86 78H88V79H86ZM110 78V79H109ZM118 78V80H116ZM143 78V79H142ZM172 78V79H171ZM182 78V79H181ZM184 78V79H183ZM192 78V79H191ZM207 78V79H206ZM221 78H223V79H221ZM231 78V79H230ZM232 78H234V79H232ZM239 80H238V79ZM242 78H243V80H242ZM254 78H256L255 80L256 81H254L253 79ZM26 79V80H25ZM30 81V80H32L31 82H29L28 80ZM43 81V83L41 82V80ZM44 79H48L47 81L45 80V82H44ZM54 79H56V81H53ZM84 79H85V81H84ZM100 81H99V80ZM105 79V78H104ZM115 79V80H114ZM127 79H130V81H128ZM133 79V80H132ZM142 79V80H141ZM157 79V80H156ZM166 79H169V80H166ZM174 79H175V81H174ZM196 79V80H195ZM245 79V80H244ZM5 80V81H4ZM34 80V81H33ZM36 80H38L37 82H36ZM52 80V81H51ZM59 80H61V81H59ZM92 82H91V81ZM112 80V81H111ZM121 80V81H120ZM140 80V81H139ZM148 80V81H147ZM177 80V81H176ZM181 81V82H179L178 83V81ZM191 80H193L194 82H196L197 80V83L198 82H202V83H207V84H209L210 83V85H208L207 86V84H206V86L204 87V84H202V83H199V84H195V83H193V81H191ZM207 80V81H206ZM252 80V81H251ZM25 81V82H24ZM39 81L42 83V84H44V85H42V84H40L39 83ZM75 83V86H73L72 85V83L73 82ZM90 81V82H89ZM94 81H96V82H94ZM101 81H103V83L101 82ZM115 81V82H114ZM120 81V82H119ZM146 81H147V83H146ZM151 81H155V82H151ZM156 81H157V83H160V81L161 82H163V83H165V88L166 87H168V86H170V81L171 82H173V84L175 83V82H177V85H173V86H175L176 88H180V86L182 85V86H184L185 84L187 85V83H188V87L186 88L187 89V92H190V93H192L191 91H190V89L192 90V88H193V85L195 84V86H194V89H198V91L197 90H194L193 91V93L192 94H194V95H192V99H190V100H192V102H190V100H189V102H188V104L190 103V104H194V105H197L198 107L197 108H194V109H192L191 111H188V112H185V115H179V113H177L175 110V108H173V107H181L180 108V111H181V109H182V107L184 106V104H181L182 102H180V101H177L176 102V104H174V105H172L173 103L171 102V104L169 103L170 102V100L172 101L173 100V98L175 97V93H173L174 92V90H171V89H169V90H167V93L166 92H164V91H166V90H164V91H162V92H160V91H156L157 90V88H152L153 87V85L154 84H156V87H157V83H156ZM159 81V82H158ZM188 81H190V82H188ZM206 81V82H205ZM219 81H220V83H219ZM221 81H222V83H223V81H224V84H221ZM229 81H231V82H229ZM232 81H234V84H233V82ZM238 81V82H237ZM16 82V83H15ZM20 82V83H19ZM22 82V83H21ZM27 82H28V84H27ZM50 82H52L51 84H50ZM54 82V83H53ZM60 82V83H59ZM69 82V83H68ZM81 84V86H82V88H77V89H74V88H76V86H79V83ZM85 82V83H84ZM101 82V83H100ZM116 82H119V83H117L116 85L114 84V83H116ZM123 82H128V83H123ZM134 82H136V83H139V85H137V84H133ZM214 82H216L215 84L216 85H214L213 83ZM254 82H255V84H254ZM11 83H13V85L11 84ZM35 83V84H34ZM47 83H49L50 85H48ZM73 83V84H74ZM76 83H78V85L76 84ZM90 85H89V84ZM93 83V84H92ZM95 83V84H94ZM99 83V84H98ZM145 83V84H144ZM149 83H151V84H149ZM166 83H168V84H166ZM183 83H185V84H183ZM190 83V84H189ZM228 83V84H227ZM230 83H232L231 84V86L233 87V85L235 86L236 85V83H238L237 85L240 87L241 85H242V83H243V86H241L240 88H237V89H235V88H232L231 86H230ZM251 83H253L252 85H251ZM256 83H260V84H256ZM9 84V85H8ZM11 84V85H10ZM37 84H40V85H37ZM61 84H63V85H61ZM84 84H87V86H84ZM91 84H92V86L94 87V88H92L91 87ZM108 84H110V85H108ZM112 84V85H111ZM114 84V85H113ZM133 84V85H132ZM149 84V85H148ZM193 84V85H192ZM201 84V85H200ZM219 84V85H218ZM263 84V85H262ZM17 87H16V86ZM20 85H21V87H20ZM24 85H26V86H29L28 88H26ZM36 85V87H34ZM46 85V86H45ZM53 85V86H52ZM64 85H67V86H65L64 87ZM96 85H97V88H99V89H97L96 90ZM106 87H104V86ZM121 85H123V87L121 86ZM124 85H126V87L124 86ZM142 87H141V86ZM146 85H148L147 87H146ZM151 85H152V87H151ZM166 85H168V86H166ZM172 85V84H171ZM192 85V86H191ZM200 85V86H199ZM203 85V86H202ZM227 85H228V87H227ZM236 85V86H237ZM246 85V86H245ZM255 85V86H254ZM6 86V87H5ZM11 86H13L14 88H17V89H14L13 90V88L11 87ZM19 86V87H18ZM30 86H32V87H30ZM51 86V89L49 90L48 89V87H50ZM55 86H57V88L55 87ZM61 86V87H60ZM71 86V87H70ZM80 86V87H81ZM88 90H85V91H87L86 93H85V91H84V87ZM89 86V87H88ZM112 86H114V87H112ZM136 87L137 89L138 88H141V89H138L140 92V94H138V91L136 90L135 92H137L136 93V95L134 94V92H132L133 90H135V88H132L131 90H130V88L131 87ZM138 86H140V87H138ZM182 86H181V88H182ZM202 86V87H201ZM212 88H211V87ZM217 86V87H216ZM219 86H221V88L223 89V90H225V91H220V87ZM230 86V87H229ZM244 86H245V88H244ZM250 86H252L254 89H255V92L257 93H260V94H256V96L257 97H259V95H262L263 97H259V98H256L255 97V100H256V102H255V100L253 99L254 98V96H255V93H254V91H252V90H254L252 87V90H249V91H246V90H248V88L249 89H251L250 88ZM257 86H261V87H263L262 89H263V93H261L260 91H261V88L260 87H257ZM37 87H39V88H41V89H39L40 91H38V89L36 90V88ZM54 87H55V90H56V92H55V90H54ZM61 88V90L63 89V90H65V91H61L60 90V88ZM63 87V88H62ZM103 87V88H102ZM107 87H108V89H107ZM110 87V88H109ZM120 89V91H118L119 89ZM121 87V88H120ZM127 87H130V88H127ZM143 87H146V91H144L145 90V88H143ZM151 87V88H150ZM191 87V88H190ZM196 87H199V88H196ZM204 87V88H203ZM213 87H216V88H218L219 90H217V92H219V94L217 93H215L216 91H215V89H213ZM247 87V88H246ZM257 87V88H256ZM10 90V88L12 89V90H10V91H12V94H14V92H15V94L13 95V97H11V96H9V93L7 94L6 92H9V90ZM20 88V89H19ZM30 88L32 89V90H30ZM47 88V89H46ZM116 88V89H115ZM143 88V89H142ZM203 88V89H202ZM207 88V89H206ZM211 89V91H210V89ZM243 88V89H242ZM260 88V89H259ZM1 89H3V90H1ZM23 89V90H22ZM24 89L26 90V91H24ZM43 89H44V93L45 94H43L42 92H43ZM66 89H68L67 91H66ZM72 89L73 90H75V91H72ZM95 90V92H92L91 90ZM106 89V90H105ZM125 90L126 91V89H127V91H126V93H125V91H122V90ZM150 89H155L154 91H155V93L154 92H152V90H150ZM189 89V90H188ZM200 89H201V91H200ZM238 89L240 90V92H239V94H238ZM257 89H259V90H257ZM7 90V91H6ZM47 90H48V92H47ZM52 90V91H51ZM60 92V93H64L63 95L62 94H60L58 91ZM90 90V91H89ZM104 90H105V92H104ZM116 91L115 93L114 92H112V91ZM148 90H150V92H152L153 93V95L152 96H149V95H151L152 93H150V92H147ZM180 90V89H179ZM242 90H245L244 92L242 91ZM257 90V91H256ZM21 91V93H19ZM29 93H28V92ZM32 91V92H31ZM51 91V92H50ZM69 91V92H68ZM77 91V92H76ZM82 91V92H81ZM97 91V92H96ZM109 91V92H108ZM128 91H130V94L128 93ZM142 91H143V93H142ZM173 91V92H172ZM227 91H230V92H233L232 93V95L233 96H229L228 94L230 93V92H227ZM252 91V92H251ZM17 92V93H16ZM37 92V93H36ZM53 92L55 93V94H53ZM65 92H66V94H65ZM72 92V93H71ZM79 92H81V94L83 95V97H82V95L79 93ZM92 93V97H91V95L89 94V95H87L88 93ZM108 92V93H107ZM121 92V93H120ZM123 92V93H122ZM166 93V94H164V93ZM203 92H205V93H203ZM207 92H209V93H207ZM210 92H211V95H209L210 94ZM225 92H226V95H225ZM246 92H249L248 94H250V93H252V94H254V95H247L246 96ZM27 93V94H26ZM30 93H31V95H30ZM32 93H35V94H37V95H32ZM50 93H52L53 95H51ZM69 93V94H68ZM70 93H71V95H70ZM74 93V94H73ZM85 93V94H84ZM95 95H94V94ZM104 93H105V95H104ZM113 93V94H112ZM125 93V94H124ZM128 93V95H130V96H126V94ZM133 93V94H132ZM149 93V94H148ZM164 95H163V94ZM169 93V94H168ZM207 93V94H206ZM215 93V94H214ZM221 93V94H220ZM224 93V94H223ZM228 93V94H227ZM235 93V94H234ZM244 94L243 96H242V94ZM19 94V95H18ZM42 94V95H41ZM46 94H48L47 96H49V94L51 95V96H53L54 97V99H53V97H51V96H49L48 98L47 97H45V95ZM60 94V95H59ZM67 94L68 95H70V96H72V99H70L69 98V96L67 97ZM111 95L112 96V98L113 99H111V102H110V98H111V96H110V98L109 97H107V96H109V95ZM123 94V95H122ZM137 94H138V96H137ZM143 94V95H142ZM147 94V95H146ZM171 94H173L172 96V98L170 97L171 96ZM199 94V95H198ZM202 94V95H201ZM212 94H214V95H212ZM241 94V95H240ZM16 95V97H14ZM18 95V96H17ZM30 95V96H29ZM55 95V96H54ZM65 95V97H63V98H65V100L66 101H63L64 99L62 98V96H64ZM75 95V96H74ZM79 95V96H78ZM101 95H103V96H105V97H103V96H101ZM107 95V96H106ZM114 95H116V96H114ZM119 95H121L120 97H121V99L123 100V101H126V99H128V97H129V99L131 98V97H133V99H134V102H136V104L134 103L132 106L134 107V106H137V104L139 103L140 104V102H138L137 100H139L140 98L139 97H141L142 99L144 98L145 99V101H141L142 99H140V101L144 104V106H142L143 104H138L139 105V107L137 106V108L138 109H141L140 107H143L141 110H143L144 108H145V112H144V115L145 114H150L151 112H152V114H154V118H156V117H158V118H156L155 119V122L156 121H158V120H160V122H153V124L155 125V127L154 128H152L151 126V123H149L150 124V129L149 128H146L147 126H145V125H143L144 126V128H143V126L141 127V129L139 130V131H136L134 128H131V127H128V128H126L127 126L123 123V121H122V125H124V126H120L119 125V128H117V126H118V124H114V116H117L120 112H121V110H123L125 107H123V105H125V103L126 102H123L120 98H119ZM133 95V96H132ZM135 95V96H134ZM141 95V96H140ZM145 95V96H144ZM157 95V99L158 100H156L155 98V96ZM166 95V96H165ZM204 95H206L205 97L207 98V101H206V98L204 97ZM208 95H209V97H208ZM217 96V97H215V98H213V96ZM235 95L237 96V95H239V96H241L240 98H239V96H237V97H235ZM20 96V97H19ZM32 96H33V98H32ZM41 96V97H40ZM61 96V97H60ZM118 96V97H117ZM147 96H149V97H151V98H149V97H147ZM163 96H165L166 98L167 97H169V98H171L170 100H169V98H168V100L165 98V97H163ZM194 96H196L195 98H194ZM197 96H199L198 98H197ZM211 96V97H210ZM223 96V97H222ZM229 96V97H228ZM5 97H7V99L5 100ZM19 98V101L18 100H16L15 98ZM44 97V98H43ZM67 97V98H66ZM75 97V98H74ZM82 97V98H81ZM94 97V98H93ZM135 97H137V98H135ZM145 97H147V98H145ZM155 99H153V98ZM220 97V98H219ZM230 97H232V98H230ZM236 99H238V102H235L233 105L235 106H233V108H235V109H231L232 107V102H234V99L235 98ZM244 98V99H241V98ZM248 97V98H247ZM253 100V101H251L252 103H250V98ZM11 100H10V99ZM27 98V99H26ZM29 98H31V99H29ZM40 98H41V101H40ZM49 98H52V100L53 101H55V100H57V102H53L51 99H49ZM57 98H61V99H59V101H58V99ZM77 98H78V100H79V102H81L83 99L84 100H86V101H84V102H86V103H83L84 104V107H83V104H82V102H81V105H82V108H81V105H78V104H76V101H77ZM79 98H81V99H79ZM86 98V99H85ZM101 98V100H99ZM107 98V99H106ZM119 98V99H118ZM124 98V99H123ZM161 98H163L165 101H162L161 100ZM197 98V99H196ZM203 98V99H202ZM205 98V99H204ZM217 98H219V107H217V105L218 104H216L218 101V99ZM221 98H223V99H228V101L227 100H223V99H221ZM246 98L248 99V100H246ZM2 99V100H1ZM12 99H13V101H12ZM36 100V102H35V100ZM38 99V100H37ZM76 99V100H75ZM90 99H91V101H90ZM128 99V100H129ZM132 99V98H131ZM150 99V100H149ZM175 99V98H174ZM198 99H199V101H198ZM211 101H210V100ZM212 99H213V102H212ZM236 99H235V101H236ZM241 99V100H240ZM15 100H16V102H15ZM28 100V101H27ZM32 100V101H31ZM75 100V101H74ZM93 100H95V102L93 101ZM98 100L100 101V102H98ZM103 100V101H102ZM107 100H109V102L107 101ZM116 100H117V102L119 103V104H117L116 105ZM152 100H154V101H152ZM195 100V101H194ZM216 100V101H215ZM229 100H230V102H229ZM242 100H245L246 102L245 103H247V104H245V105H247V106H249L250 104L251 105H253L252 107L251 106H249V107H247L246 108V106L244 107V101H242ZM4 101V102H3ZM7 101V102H6ZM10 101V102H9ZM33 103V105H35V106H33L32 104H31V102ZM45 101V102H44ZM49 101V102H48ZM89 101H90V103H89ZM107 103H106V102ZM113 101H115L114 102V104H113ZM147 101V103L145 104V102ZM153 102L152 104L150 103V102ZM169 101V102H168ZM173 101H175V100H173ZM201 101V102H200ZM224 103H223V102ZM247 101H249V102H247ZM13 102H15V103H13ZM38 102H42V105H40L39 106V103ZM43 102H44V104L45 105H43ZM63 102V103H62ZM69 102H71V103H69ZM87 102H88V105H87ZM123 104H122V103ZM196 102H198V103H196ZM200 102V103H199ZM204 102V103H203ZM209 102H212V103H209ZM214 102H216V103H214ZM220 102H222V103H220ZM240 102V103H239ZM257 102H260V104L258 105L257 104ZM2 103V104H1ZM48 103V104H47ZM53 105H52V104ZM68 103L70 104V105H68ZM92 103V104H91ZM98 103H100V105L98 104ZM103 103H104V105H103ZM120 103H121V105H120ZM165 103H167L169 106H170V108L168 109V105H167V107H166V105H165ZM228 103H230V104H228ZM237 103V104H236ZM241 103L243 104V106L242 107H240V105H241ZM256 103L257 104V106L256 105H254V104ZM262 103H264V102H262ZM5 104V105H4ZM56 104L57 105H61L60 107L59 106H56ZM77 106H76V105ZM91 106H93V107H91ZM99 105V108L101 107V104H102V108H97L98 107V105ZM106 104H112L113 106L114 105H116V107H113L112 105L111 106H106ZM148 104V105H147ZM177 104H179V105H177ZM180 104H181V106H180ZM204 104H208V106L210 105V107L211 108H207L208 106H203ZM213 104H215L216 106L215 107H213L212 105ZM221 104L224 106V104H225V108L227 109V110H229V111H227L224 107H222L221 106ZM239 104V105H238ZM1 105H4V106H1ZM21 105V106H20ZM23 105V106H22ZM32 106V108H36V105H37V109H32L31 108V106ZM49 105H51V106H49ZM71 105H72V107H71ZM87 105V106H86ZM95 105H97V106H95ZM120 105V106H119ZM150 105V106H149ZM155 105V106H154ZM172 105V106H171ZM200 105H202V106H200ZM229 106L228 108H227V106ZM29 106V107H28ZM43 106V107H42ZM45 106H46V109H44L45 108ZM53 106L54 107H56V108H53ZM79 107V108H76V107ZM104 106V107H103ZM146 106V107H145ZM151 106H152V108H151ZM256 106V107H255ZM39 107H41V109L39 108ZM47 107H48V109H47ZM50 107V108H49ZM89 107V108H88ZM93 108L94 109V111L91 109V108ZM111 107V108H110ZM119 107H121L120 109H117V108H119ZM133 107H131L130 106V109L132 108L133 109ZM149 107V108H148ZM155 107V109H153ZM158 107V109H156ZM176 107V108H177ZM231 107V108H230ZM238 107H240V109L242 108V111H243V109H247L248 110V108L250 109V110H248V111H251V113H249V112H246V109H245V111H239V110H236ZM258 108L259 109V107H260V109L261 110H257L258 111V113H257V111H256V109H251V108ZM23 108V109H22ZM60 108V110L62 111V112H60L61 114L60 115H56L57 114V112H59L58 111V109ZM108 108V109H107ZM113 108H116V110H114ZM136 108V109H137ZM147 108H148V110H147ZM173 108V110L171 111V109ZM207 108V112L205 113V112H203L202 113V111H204V109H206ZM219 109V110H217V109ZM223 108H224V110H223ZM39 109L40 110H44L45 111V113H44V111L42 112V111H40L39 112ZM52 109V112L50 111ZM78 109H79V111H78ZM82 109V110H81ZM90 109V110H89ZM113 109V110H112ZM162 109V110H161ZM175 109V110H174ZM197 110V111H194V110ZM212 111H211V110ZM217 110V111H215V110ZM220 109H222V110H220ZM0 110V111H1ZM26 110V111H25ZM29 110V111H28ZM36 110V111H35ZM46 110H47V112H46ZM53 110L55 111L54 113H53ZM66 110V111H65ZM68 110H70V112L68 111ZM99 110H100V112H99ZM112 112H115V111H119V112H115L116 114L115 115H113L112 113H111V111ZM146 110L148 111V113H146ZM157 110V111H156ZM163 110H169V112L168 111H163ZM198 110H200V111H198ZM230 110H235L234 112L233 111H230ZM252 110L254 111H256L255 113L256 114H254V112H252ZM3 111V110H2ZM38 111V112H37ZM50 111V112H49ZM64 111H65V113H64ZM71 111L73 112L72 114H74L73 116L74 117H72V114H71ZM85 112V115H84V113H80V112ZM88 111V113L89 114H87L86 112ZM130 111V110H129ZM132 111V110H131ZM151 111V112H150ZM160 111V112H159ZM175 111V112H174ZM179 111V112H180ZM208 111H211L210 112V115L212 116V115H214V116H219L218 118H217V121H215L216 123H214V119L216 118V117H213V118H211L210 116H208V115H206L207 113H208ZM213 111H215L216 112V114L213 112ZM224 113H223V112ZM237 111H238V113H237ZM32 112H36L35 114L33 113V114H31ZM68 112V113H67ZM78 114H77V113ZM94 114H93V113ZM98 112V113H97ZM103 112V114H101ZM105 112H107L106 114H105ZM108 112H110L111 114H108ZM125 112V111H124ZM154 112V113H153ZM157 112H158V114H157ZM173 112V113H172ZM182 112V111H181ZM181 112H180V114H181ZM189 112H191V113H189ZM193 112V113H192ZM196 112H199L200 113V115H198ZM219 112V113H218ZM222 112V113H221ZM229 112V114L231 115V116H229V114H227ZM163 113V114H162ZM167 113H168V115H167ZM175 113H176V117H174L175 116ZM187 113V114H186ZM197 116H199L200 117V120L199 121H201V122H198V120H196V119H199V117H196V115ZM237 116V118H235L234 117V114ZM240 113V114H239ZM241 113H243V114H241ZM244 113H245V115H244ZM248 113L249 114H251V115H255L256 117H258V118H256L257 119V121L256 122H253L254 120H256L255 118H253V117H251V115H249L248 116ZM40 114L41 115H43V117L41 118V116H40ZM46 114H48V115H46ZM49 114H50V116H49ZM53 114L55 115V116H57V117H53ZM65 114V115H64ZM68 114L69 115H71V116H68ZM87 114V115H86ZM95 114H96V116H95ZM108 114V115H107ZM156 114V115H155ZM169 114L171 115V116H169ZM182 114H184V112H182ZM188 114H191V116L190 115H188ZM192 114H194V115H192ZM219 114V115H218ZM233 114V115H232ZM246 114H247V116L248 117H246ZM257 114H260V115H257ZM19 115V114H18ZM21 115V114H20ZM19 115V116H20ZM39 117H38V116ZM46 117H45V116ZM51 115H52V117H51ZM79 115V116H78ZM83 115V116H82ZM92 115H94L93 117H92ZM98 115H99V117H98ZM107 115V116H106ZM110 115V116H109ZM112 115V116H111ZM163 115H165V116H163ZM173 115V116H172ZM201 115H203V119L201 118ZM220 115L222 116V117H220ZM225 115H227V116H225ZM245 118V122H244V120H241V119H243V117ZM263 115V114H262ZM262 115H261V117H262ZM64 116V117H63ZM81 116V120H80V117ZM91 116V117H90ZM102 118H101V117ZM104 116V117H103ZM110 118H109V117ZM177 116H179L178 118H177ZM183 116H185V117H187L186 119H185V117H183ZM240 116V117H239ZM264 116V115H263ZM12 117H14V118H12ZM36 117H38V118H36ZM48 117L50 118V119H48ZM61 117H63V118H61ZM73 118V119H71V121H69V118ZM76 117H78L79 118V121H78V119L76 118ZM87 118L86 119V121H85V119L84 118ZM97 117V120H99L98 122H97V120L95 119ZM106 117V118H105ZM112 117V118H111ZM166 117V118H165ZM171 117V118H170ZM192 117V118H191ZM194 117V118H193ZM206 117V118H205ZM209 117L212 119V120H210L209 119ZM233 117V119H231ZM250 117V118H249ZM5 118V119H4ZM23 118V117H22ZM22 118L20 119V121L22 120ZM31 118V119H30ZM32 118H34V119H32ZM57 118V120H55L54 121V119H56ZM65 118V120H63ZM101 118V119H100ZM143 118H145V117H143ZM167 118H170L169 120L167 119ZM175 118H177L176 120H175ZM181 118V119H180ZM185 120H184V119ZM220 118V119H219ZM223 118V119H222ZM226 118H228L229 120H231V121H229L228 119H226ZM26 119H27V121H26ZM51 119H53V120H51ZM77 119V120H76ZM90 119V120H89ZM93 119V120H92ZM165 119V120H164ZM174 119V120H173ZM204 119H208L209 121H207V122H202ZM222 119V121H221V123H220V120ZM246 119H248V120H250V121H252L254 124H252V122H250V121H246ZM262 119V120H261ZM4 120V121H3ZM8 120V121H7ZM72 120H74V122H72ZM89 120V121H88ZM95 120V121H94ZM110 120L112 121V124H110V126H109V124H107L108 122H110ZM166 120H168L169 122H168V124H166ZM216 120V119H215ZM232 120H234V122H232ZM238 120V121H237ZM8 123H7V122ZM33 121V122H32ZM39 121V122H38ZM60 121V122H59ZM69 121V122H68ZM84 121V122H83ZM93 121V124L91 123V122ZM101 121H103V122H101ZM114 121V122H113ZM172 121H174V125L171 123ZM179 121V123H181L180 124V126H179V124L178 123H176V122H178ZM192 123H194L195 121H197V123L195 122V124L196 125H194V124H192ZM219 121V122H218ZM229 122V123H236V125H234V124H231L233 127H230L228 124V122H227V125H226V123L225 122ZM235 121H237V122H235ZM241 121H243L244 123H245V125L243 126V124L244 123H242ZM261 121V122H260ZM13 124V126L10 124ZM30 122H32V123H29ZM44 122V123H43ZM63 123V124H65V125H62V124H60V123ZM65 122H67V123H65ZM75 122H76V124H75ZM78 122H79V124H78ZM94 122H95V124H94ZM98 124H97V123ZM183 122H189V123H191V124H184ZM249 122H250V124H249ZM20 123H22V124H20ZM27 123L30 125V126H28L27 125ZM36 123V124H35ZM40 123H41V126H40ZM42 123H43V125H42ZM46 123V125H47V128H46V125H44ZM48 123H49V126H48ZM72 123V124H71ZM76 125V127H75V125ZM161 123V124H160ZM183 123V124H182ZM198 123H200V124H198ZM207 123V124H206ZM209 123H211V124H209ZM218 123V124H217ZM239 123H241V124H239ZM246 123H247V125H246ZM256 123H257V125L258 126H256ZM258 123H260V125L258 124ZM262 123V124H261ZM8 124L10 125V126H8ZM18 125V127H19V124H20V127H19V130H18V128H17V125ZM23 124H25V125H27V126H25V125H23ZM56 124H58V125H56ZM59 124H60V127H61V125L63 126V127H61V128H63V131L64 132H66V133H62L63 131L62 130H60V128H58V130L56 129L57 128V126H59ZM78 124V125H77ZM86 124V125H85ZM90 124H91V127H90ZM103 124H105V126L103 125ZM108 126H107V125ZM160 124V125H159ZM173 125V127H175L174 129L176 130H174L173 129V127H172V125ZM206 124V125H205ZM214 124V125H213ZM216 124H217V126H219L220 124H222V127H217V129L218 130H214V129H216ZM254 125V126H252V125ZM22 125V126H21ZM67 125H69V126H67ZM72 125V126H71ZM74 125V126H73ZM81 125H83V126H81ZM87 125H89V126H87ZM93 125H94V129H93ZM97 125V126H96ZM111 125H112V129L113 130H111V128H109V127H111ZM165 125V126H164ZM168 125H169V127H168ZM170 125H171V127H170ZM178 125V126H177ZM182 125L184 126V125H188L187 127H185L184 126V129H182ZM190 125H194V126H192V130L194 131V129H197L198 127H200V128H198V129H200V130H198L197 132H201L202 133V138L200 137V139L202 140V139H204V141H206V143L205 144H203L202 146H200V145H198V147H196V148H193L192 146V148L189 150V152H188V150L187 151H185L186 149H185V147H184V149H181L183 146H178V145H175V144H179V141H177V140H175L174 139V137H175V135H170L169 136V134H171L173 131H175V132H177V131H179L180 132V129H182V130H185V128H186V130L188 131V133H192V131L191 130H189L191 127H189ZM208 125H211V127L209 128V126ZM226 125V126H225ZM240 125V129H241V131H240V129H238L237 127ZM242 125V126H241ZM250 125V126H249ZM12 126V127H11ZM14 126L16 127V128H14ZM34 126V127H33ZM55 126V127H54ZM81 126V127H80ZM99 126V127H98ZM100 126H102V127H100ZM116 126V127H115ZM202 126H208V127H206V129H208V130H203V132H202V129L204 128V127H202ZM215 126V127H214ZM223 126H225V127H223ZM234 126H236V127H234ZM252 126V127H251ZM24 127V128H23ZM26 127V128H25ZM52 127L53 128H55V129H52ZM73 127V128H72ZM88 127V128H87ZM96 127V128H95ZM103 127H105L106 129H108V131L106 132L105 131V128H103ZM126 128V129H128V132H129V137L130 138H127V139H124L125 138V135H123L122 134V131H123V133L124 134H126V133H128L127 132V130H123L122 128ZM178 127L180 128V129H178ZM196 127V128H195ZM214 127V128H213ZM264 127V126H263ZM9 128V129H8ZM24 129V131L25 130H27V131H23V129ZM29 128H31V129H29ZM40 128H42V130H40ZM65 128H66V130H65ZM142 128H143V130L145 129V131H143L142 130ZM158 128V129H157ZM167 128H169V129H167ZM170 128H172V129H170ZM211 128H213V129H211ZM221 128L223 129V128H227L228 130L227 131H229L230 132V135L229 134H227V131H226V129H223L222 131H221ZM237 128V129H236ZM245 128V129H244ZM7 131H6V130ZM11 129V133L9 132V130ZM45 129H46V131H45ZM50 129H51V131H50ZM73 129H74V131H73ZM80 129V130H79ZM95 131H93V130ZM99 130V131H97V130ZM116 129H118L117 131H114V130H116ZM121 129V130H120ZM131 129V130H130ZM149 129V130H148ZM155 129V130H154ZM178 129V130H177ZM211 129V130H210ZM232 129H235V131L234 130H232ZM249 129H251L252 131H254V132H258V133H261V138H259V136L255 139H253L252 138V140L249 138V137H247L248 138V140L246 139V141L242 138V134L244 133H246V131L247 130H249ZM256 129V130H255ZM17 130V131H16ZM33 130H35V131H33ZM48 130V131H47ZM53 130H56V132H59L60 134H57V133H55V132H52ZM82 130H83V132H82ZM84 130H88V132L90 133H92V131H93V133H92V135H91V133L90 134H88V135H86L88 132L87 131H84ZM104 130V131H103ZM110 130V131H109ZM152 130H153V133H152ZM165 130H166V132H167V130L169 131V132H171V133H169V132H165ZM181 130V131H182ZM212 132V130L214 131V132H210V131ZM232 132H231V131ZM237 130H239V131H237ZM243 130V131H242ZM258 130H261V131H258ZM6 132L5 134H3L4 132ZM13 131H16V132H13ZM21 131H23L22 133H21ZM33 131V132H32ZM62 131V132H61ZM99 133L100 131L102 132H106V134H103V132L101 133H99V135H98V133ZM119 131V133H117ZM121 131V132H120ZM132 131H134V133L132 132ZM137 133H136V132ZM143 133H142V132ZM147 131V132H146ZM187 131H185V132H187ZM190 131V132H189ZM206 131H209V132H207L206 133ZM217 131V133H215ZM221 131V132H220ZM226 132V134H221V133H225ZM236 131H237V133H236ZM36 132V133H35ZM72 132H74V133H72ZM76 132H78V133H76ZM79 132H81L80 134H79ZM108 132H109V134L111 133V135H109L108 134ZM114 132H116V133H114ZM131 132V133H130ZM140 132H141V134L142 135H145L144 137L140 134ZM154 132H156V133H154ZM196 132V131H195ZM220 132V133H219ZM228 132V133H229ZM234 132V133H233ZM240 132H243V133H241L240 134ZM13 133V136H11V134ZM21 133V134H20ZM28 133V134H27ZM50 133H53V134H50ZM55 133V134H54ZM62 133V134H61ZM84 133V134H83ZM86 133V134H85ZM136 133V134H135ZM174 133V132H173ZM209 133V134H208ZM239 133V134H238ZM263 133V134H262ZM10 134V135H9ZM17 134V135H16ZM20 134V135H19ZM25 134V135H24ZM44 134H46L45 136H44ZM63 134H65V135H63ZM72 134H74L73 136H75V137H73L72 136ZM81 134H83V135H81ZM95 134H97L96 136H97V138H96V136H95ZM113 134H115V135H113ZM137 134L139 135L138 137H136L137 136ZM151 134H156V135H154V136H152L153 138H156V140L155 139H153L152 137H149V136H151ZM206 136H205V135ZM208 134V135H207ZM215 134H216V136L218 137H215ZM6 136V138H8L9 137V139H10V137L12 138V139H7L6 140V138H5V136ZM70 135H71V137H70ZM113 135V136H112ZM119 135V136H118ZM131 135V136H130ZM186 135V136H185ZM184 136L185 137H189L190 136V138H191V140L193 141V142H199L198 140H196V141H194V139L193 138H195V135L196 134H194V136H193V134L191 135V134H188L187 135V133L185 134ZM220 135V136H219ZM230 137V136H233L232 138H239V139H236L235 138V140H233V139H231V140H229L230 138H228V136ZM236 135H239V136H236ZM18 136H19V138H18ZM53 136V137H52ZM79 136H80V138H79ZM85 136V137H84ZM93 136H95V137H93ZM103 138H102V137ZM107 136V138H108V140L107 141H109L110 139L109 138H112L109 142H113L114 140V142H113V144L111 143V144H109L108 145V143L109 142H107L105 139H107V138H105ZM115 136V139L113 140V137ZM124 136V137H123ZM141 136V137H140ZM157 136V137H156ZM172 136H174V137H172ZM183 136V137H184ZM209 136V137H208ZM235 136V137H234ZM240 136H241V139H240ZM262 136H263V138H262ZM14 137H16V138H14ZM46 137V138H45ZM50 137V138H49ZM60 139H59V138ZM65 137V138H64ZM67 137V138H66ZM73 137V138H72ZM92 137H93V139H92ZM100 137V138H99ZM136 137V138H135ZM146 137V139H143V138H145ZM150 138V142L148 141V142H146L147 140H148V138ZM164 137V138H163ZM204 137V138H203ZM226 137V138H225ZM45 138V139H44ZM69 138V139H68ZM71 138V139H70ZM74 138H76V139H74ZM86 140V142H83L84 141V139ZM87 138V139H86ZM89 138V139H88ZM94 138H95V140H94ZM121 138H123L124 140H122ZM134 138V139H133ZM151 138H152V140L154 141H152L151 140ZM171 138V140H172V138L175 140V141H172L171 142V140L170 141H168L167 142V140H169ZM209 139V141H207L208 139ZM211 138V139H210ZM218 140H217V139ZM222 138V141L220 140ZM4 139H5V142H4ZM24 139H25V141H24ZM28 139V140H27ZM30 139V140H29ZM49 141H48V140ZM79 139H81V140H79ZM101 139H103L104 141H105V143H104V141H102ZM117 139V140H116ZM121 139V140H120ZM131 139H133V140H131ZM137 139V141H134V140H136ZM142 139V140H141ZM165 139V140H164ZM243 139V140H242ZM260 139V141L258 142V140ZM20 141L19 143L21 144L23 141V143L20 145L17 141ZM44 140V141H43ZM56 140H57V142H56ZM68 140H70V141H68ZM73 140V141H72ZM76 140V141H75ZM83 140V141H82ZM93 141L94 143H96L97 141H100L99 143L97 142L96 144H94L93 142H92V144H90L91 143V141ZM125 140H126V142H125ZM127 140H129L130 142H128L127 143ZM139 140V141H138ZM140 140H141V142H140ZM221 142H220V141ZM227 140V142H229V141H231L232 143L233 142H237L236 143V145H235V143H233V144H231L230 142L229 143H225V141ZM233 140V141H232ZM240 142H239V141ZM242 140V141H241ZM10 141V142H9ZM29 141H30V143H29ZM45 142V143H43V142ZM55 141V142H54ZM65 141V142H64ZM75 141V142H74ZM81 141V142H80ZM90 141V142H89ZM133 141V142H132ZM155 141H157V142H155ZM177 141V142H176ZM192 141H191V143H192ZM218 141V142H217ZM3 142V143H2ZM16 142V143H15ZM39 142V143H38ZM58 142H60L59 144H58ZM66 142L70 145L71 144V146L72 147H69V146H67V144H66ZM70 142V143H69ZM72 142V143H71ZM78 142V143H77ZM101 142H103L102 144H101ZM107 142V143H106ZM116 142H117V147H116ZM139 142V143H138ZM153 142V143H152ZM166 142V143H165ZM174 142H176V143H174ZM215 142H217L218 143V145H220V147L218 148V145H217V143H215ZM220 142V143H219ZM252 142V143H251ZM253 142H258L257 143V146L255 147V145L254 144H256V143H253ZM260 142H263V144L262 143H260ZM15 143V144H14ZM43 143V144H42ZM81 143H82V145H84V143H86L84 146H83V148H84V150H83V148L81 149V147H82V145H81ZM121 143V144H120ZM122 143H124V144H122ZM131 143H133L132 145H131ZM134 143H135V145L137 146H135L134 145ZM144 143V144H143ZM149 143V144H148ZM152 143V144H151ZM164 143V145L165 144H167L166 146L168 147V148H165V150L166 151H164V148H162L163 146H161L160 144H163ZM170 143H172L171 145H170ZM174 143V144H173ZM214 144L216 147H217V149H215V146H214V149H213V147H210V145L209 144ZM222 143V144H221ZM239 143V144H238ZM243 143V144H242ZM250 143V145H249V147H247V145ZM8 144V145H7ZM11 144H13V146L11 145ZM17 144V145H16ZM18 144H19V146H18ZM27 144V145H26ZM29 144V145H28ZM33 144V145H32ZM75 144H77V145H75ZM78 144H80V145H78ZM91 146H90V145ZM95 146H94V145ZM100 144H101V146H100ZM104 144V145H103ZM139 144H140V146L142 145V147L146 150L145 152H143V148L142 147H140L139 146ZM146 144V145H145ZM155 146H154V145ZM169 144V145H168ZM229 144H230V147H228L229 146ZM241 144V145H240ZM247 144V145H246ZM258 144L259 145H261L260 147H262L261 149H259L260 147L258 146ZM6 145V146H5ZM10 145H11V147H10ZM26 145V146H25ZM52 145H57L58 146V148L60 149H62L61 151L56 147H54V146H52ZM66 145V148H67V150L69 149L70 151H65L66 150V148L65 147H63V146H65ZM75 145V146H74ZM93 145V146H92ZM115 145V146H114ZM120 145H125L124 147L123 146H120ZM128 145V146H127ZM135 146V147H133V150H136L135 148H137V150L138 151H133L134 153H132V150H131V146ZM145 147H144V146ZM159 145V146H158ZM181 145H183V143H181ZM209 145V146H208ZM223 145V146H222ZM239 145L240 146H246L247 147V149L248 150H246V148H245V146L244 147H240L242 150H239L240 148H239ZM7 146L8 147H10V148H7ZM24 146V147H23ZM38 146V147H37ZM44 146V147H43ZM47 146H49L50 147V149L52 148L53 150H50L49 148H48V150H46L47 148ZM60 146V147H59ZM97 146V147H96ZM106 147V150L105 149H103V150H105V154H108V151L109 152H112V154L111 153H109L108 155L109 156H117L118 154L116 153V151H117V149L118 150H121V155L119 154V156L120 157H118L119 159H118V163H116L117 162V158H113V157H111V158H109V157H105V156H108V155H103V153H104V151H101V150H99L100 148L99 147ZM114 148H112V147ZM152 146V147H151ZM157 146V147H156ZM166 146H164V147H166ZM175 146V147H174ZM176 146H178L179 147V149H180V151L179 152H177L178 150H174L175 151V153H174V151L172 152L171 150H169V149H173V148H170V147H174V148H176ZM211 146H213V145H211ZM225 146V147H224ZM22 149H21V148ZM35 149H34V148ZM44 148V149H40V148ZM87 147H89V148H87ZM92 147V148H91ZM93 147H95V150H93L94 148ZM110 147V148H109ZM123 148V149H121V148ZM140 147V148H139ZM149 147V148H148ZM181 147V148H180ZM207 147V148H206ZM225 148L224 150H223V148ZM228 147V148H227ZM238 147V148H237ZM252 149H256V150H254V151H257L258 152V154L257 153H255V152H252L251 150V148ZM257 147H259V148H257ZM28 148V149H27ZM36 148H38V149H36ZM65 148V149H64ZM72 148V149H71ZM74 148H76V149H74ZM87 150H86V149ZM91 148V149H90ZM113 149V151H112V149ZM129 149V153H132L133 154V158H132V154H129L127 151H125V150H127V149ZM147 148L149 149V150H147ZM155 149L156 151L158 150L159 151V154H158V152H156V151H153V149ZM158 148H160V149H158ZM222 148V149H221ZM230 148L233 150V154L234 153H236V154H234V156L233 157H231L233 154H232V151L230 150ZM237 148V149H236ZM243 148H245L244 149V151H243ZM5 150V152H2L1 153V150ZM9 149H10V151H9ZM25 149H27L26 151H25ZM57 149V151L56 152H59L58 154L55 152V150ZM80 149H81V151H80ZM98 151H97V150ZM116 149V150H115ZM125 149V150H124ZM150 149H151V151H150ZM207 149H209L210 151L212 150L213 152L211 153L209 150H208V152L206 153V151H207ZM219 149V150H218ZM236 149V150H235ZM251 149V150H250ZM3 150V151H4ZM22 150H24L25 152V154H23V152H22ZM34 150V151H33ZM37 152H40V153H36V151ZM40 150H42V151H40ZM89 151V150H93L94 152H95V154H94V152L92 151L91 153L93 154V156H91V153H88L87 154V152H82V151ZM122 150H124L123 152H126V153H122ZM131 150V151H130ZM141 150H142V152L145 154L146 153V156L144 157L143 155V153L141 152ZM183 150H184V152L185 153H187L186 155H190L189 157L190 158H188V156H186V157H184L185 156V153L183 152ZM221 150V152H223L222 154H219V153H221V152H219ZM228 151V153H227V151ZM230 150V151H229ZM239 150V151H238ZM251 152H250V151ZM263 150V151H262ZM18 153H17V152ZM29 151H31V153L29 152ZM46 151H48V154L46 153L45 154V152ZM52 151V152H51ZM77 151V152H76ZM148 151H150L149 153H147ZM204 153H203V152ZM215 151V152H214ZM236 151V152H235ZM238 151V152H237ZM242 151V152H241ZM262 153H261V152ZM7 152H9V154L7 153ZM30 153V155L32 156L33 154H38V155H40L43 159H45L44 161L42 160V162L44 163V164H41L42 162H41V158H38V155H33L31 158H30V155H29V153ZM35 152V153H34ZM43 152V153H42ZM65 152V153H64ZM68 152H70V153H68ZM72 152V153H71ZM79 152V153H78ZM90 152V151H89ZM98 152V153H97ZM138 152H141V153H138ZM155 152V153H154ZM165 152V153H164ZM170 152H172V154H170V155H172L171 157H170V155H169V153ZM193 152L196 154V155H193ZM55 153H56V155H55ZM63 155H62V154ZM78 153V154H77ZM97 153V154H96ZM115 155H114V154ZM138 153V154H137ZM152 153L156 156L155 158H160V159H158V160H156L154 157H152L153 155H152ZM163 153H164V156H163ZM168 153V154H167ZM181 153H182V155H183V153H184V155H183V157L181 156ZM199 153H200V155H199ZM206 153V155H212V157H209V158H207L206 156H202L201 157V155L203 154H205ZM211 153V154H210ZM217 153V154H216ZM224 153H226V154H224ZM238 153V154H237ZM240 153H242V155L240 154ZM245 153H248V154H245ZM253 153V154H252ZM261 153V154H260ZM8 154V155H7ZM20 154H22V155H20ZM53 154H54V156H53ZM65 154V155H64ZM67 154H69L68 156H67ZM85 154V155H84ZM90 154V155H89ZM122 154H124V156L122 155ZM126 154H128V155H126ZM143 154V155H142ZM148 154H150L149 156H151V158L149 159V158H147L146 159V157H149V156H147ZM166 154L170 157H165L166 156ZM177 157V159H176V157H173L174 155ZM176 154H178V156L176 155ZM219 154V159H218V156H216V155H218ZM227 154H229V156L227 155ZM241 155V157H243L242 158V161H244V162H239V160H238V157H240V155ZM243 154H245V158H244V156H243ZM255 154H257V155H255ZM261 156H260V155ZM3 155V156H2ZM4 155H6V157L4 156ZM25 155V156H24ZM42 155H45V156H42ZM60 155V156H59ZM76 155V160H74V156ZM84 155V157H82ZM86 155H88V156H86ZM99 156V158H98V156ZM131 157H130V156ZM180 155V156H179ZM226 155V156H225ZM231 155V156H230ZM237 155V156H236ZM239 155V156H238ZM251 155V156H250ZM252 155L255 157H252ZM260 156V157H263V158H260V157H257V156ZM24 156V157H23ZM27 156V157H26ZM37 156V157H36ZM50 156H52V158H54L55 156H56V158H54V160L53 159H51V157ZM59 156V157H58ZM69 156H71L72 158H70ZM104 156V158H102V157ZM125 157V158H123V157ZM127 156L129 157V158H127ZM158 156V157H157ZM191 156H193V157H191ZM194 156H197L196 157V160H197V162H198V164L196 163V160H195V157ZM215 156H216V160H215ZM228 156V157H227ZM236 156V157H235ZM8 157V158H7ZM15 157H17L16 158V160H13V159H15ZM22 157V158H21ZM25 157H26V161H30L29 163L28 162H26V161H24V159H25ZM29 157V158H28ZM39 159V166H41V165H48L49 163H52V164H54L55 163V165H49L48 167L46 166H42V167H38L37 165H38V163L37 162H35L37 159ZM58 157V158H57ZM66 157V158H65ZM82 159H81V158ZM86 157V159H87V161H86V159H84ZM93 157H95V160H94V158ZM100 157H101V161H100ZM144 157V158H143ZM173 157V158H172ZM182 157V158H188V159H190V160H192L193 158V162L195 163H193V162H191V161H189V160H183L182 158H181V160L182 161H185V162H187L186 164H185V162H182L183 164H180L181 163V160H179L180 158ZM198 157L199 158H202V159H198ZM206 157V158H205ZM246 157H248L247 159H248V161H249V163H250V166H249V163H247V159H246ZM249 157H251V158H249ZM21 158V159H20ZM35 160H33V159ZM48 158H50L49 160H48ZM65 158V159H64ZM68 158V159H67ZM78 158V159H77ZM99 160H98V159ZM107 158L109 159V162L111 163V160L110 159H112L113 160V162L112 163H114L115 162V164H110V163H108L106 160H107ZM132 158V159H131ZM138 158V159H137ZM168 158L169 159H171V161L173 162H171L170 160H168ZM211 158H213V159H211ZM225 158H227V159H229V160H225V162H224V159ZM230 158H234V160L235 161H233L232 159H230ZM23 159V160H22ZM64 159V160H63ZM93 159V160H92ZM105 159V160H104ZM126 159H128V161L126 160ZM142 159H144L143 161H142V163L140 162ZM175 159L176 161H178L179 160V162L177 163L175 160L173 161V160ZM206 159H208L207 161H206ZM237 159V160H236ZM244 159H246V160H244ZM250 159V160H249ZM251 159H252V161H251ZM253 159H255V160H253ZM259 159V160H258ZM12 161V165H11V162H8V161ZM19 160V161H18ZM32 160V161H31ZM51 160V161H50ZM62 160V161H61ZM86 161L85 163H84V161ZM90 160L92 161V162H90ZM97 160V161H96ZM120 160H121V164H120ZM131 160V161H130ZM199 160H203L202 162H204V163H200L199 164ZM216 162H215V161ZM219 160V161H218ZM262 160H263V163L261 164L260 162H262ZM38 161V160H37ZM54 163H53V162ZM58 161V162H57ZM63 161H67V162H63ZM73 161V162H72ZM89 161V162H88ZM98 161H100V162H98ZM106 161V162H105ZM125 162V163H123V162ZM127 161V162H126ZM156 161V162H155ZM158 161V162H157ZM189 161V162H188ZM212 161L213 162H215V164H212ZM228 161V162H227ZM232 161V162H231ZM237 161H238V163H237ZM20 162H22V163H20ZM28 163L27 165H26V163ZM34 162V163H33ZM57 162V163H56ZM62 162L65 164H62ZM76 162V163H75ZM79 162H81V163H83L84 165L82 166H80V164L81 163H79ZM107 164L108 163V165L110 164V166H105V167H107L106 169L103 167L104 166V164L105 163ZM131 162V163H130ZM140 162V163H139ZM175 162L177 163V168L176 169H174L175 170V173H173V168H175L176 167V164H175ZM190 162L192 163V164H190ZM255 162H257V164L255 165L254 164V166H257V169L259 170H257L256 168H254V166L252 165V163H255ZM259 162V163H258ZM4 163V164H3ZM5 163H6V166H4L5 165ZM16 163V164H15ZM32 163V164H31ZM37 163V164H36ZM58 163H60L59 165H58ZM68 164V166H67V164ZM97 163V164H96ZM101 163H103L102 164V166H101ZM127 163V164H126ZM129 163V164H128ZM145 163H147V164H145ZM148 163H149V165H148ZM157 164L158 163V166L156 165L155 167H154V165L155 164ZM223 163V164H222ZM7 164H8V166H11V167H8L7 166ZM31 164V165H30ZM36 164V165H35ZM71 164V165H70ZM73 164H75V165H73ZM77 164H79V165H77ZM91 164H92V167H90L91 166ZM95 164H96V166H98L97 168H99V169H101L102 167L104 168H102L101 169V171L102 172H100L99 173V169L97 170V168L95 167ZM105 164V165H106ZM118 164V165H117ZM122 164H124V165H126L127 166V168H126V166H124V165H122ZM133 164H136V165H134V166H132ZM140 164L141 165V169L138 167V168H136L138 165ZM159 164H162V165H159ZM172 164H175V165H172ZM188 164V165H187ZM197 164V165H196ZM217 164V165H216ZM218 164L220 165V166H218ZM228 164L229 166L231 165V167H233V168H231V167H226V165ZM235 164V165H234ZM238 164V165H237ZM245 164V165H244ZM247 164V165H246ZM259 164L260 165H262L261 167L259 166ZM14 165V166H13ZM18 167H17V166ZM21 165V166H20ZM30 169H28L26 166ZM62 165H64V166H61ZM76 165H77V167H76ZM90 165V166H89ZM100 165V166H99ZM115 165V166H114ZM119 165L121 166V167H119ZM129 165V166H128ZM142 165H143V167H142ZM171 165H172V167H171ZM179 165H180V167H179ZM185 167H183V166ZM188 166V167H190L191 166V168L190 169H188V167H186V166ZM192 165L194 166L193 168H192ZM198 165H200V166H198ZM204 165L206 166V168L205 169H209L210 168V170L209 171H211L210 173H208V172H206L207 170H205V171H201V170H203V168H204ZM208 165V166H207ZM215 165V166H214ZM234 165V166H233ZM236 165H237V167H236ZM20 166V167H19ZM34 166V167H33ZM53 166V167H52ZM55 166H60L59 168H60V170H58L59 172H57V167H55ZM68 168H67V167ZM71 166V167H70ZM81 168H85L84 169V172H83V169H81V171L79 170V167ZM113 166V167H112ZM117 166V169L119 170H117V169H115V167ZM131 166V167H130ZM136 166V167H135ZM203 166V167H202ZM213 168H212V167ZM223 166H225V168L223 167ZM240 166V167H239ZM244 166V167H243ZM246 166V167H245ZM3 167H8V168H3ZM15 168V169H13V168ZM16 167H17V169L19 170H17L16 169ZM36 167V168H35ZM49 167H52V170H48V169H51V168H49ZM67 168V170L68 169H72L73 170V173H71L72 172V170H66V168ZM112 167V168H111ZM120 169H119V168ZM126 168V169H124V168ZM149 167V168H148ZM154 167V168H153ZM161 167H163V170H161L162 172H159L160 171V169H162ZM218 167V168H217ZM243 167V168H242ZM250 167H252V168H250ZM261 169H260V168ZM12 168V169H11ZM22 170H21V169ZM25 168V169H24ZM37 168H39L38 170H40V168H41V170L40 171H42V169L44 170V171H42V172H40V171H38L37 170ZM63 170H62V169ZM74 168V169H73ZM87 168V169H86ZM93 168L94 169H96L95 171L97 172H95V174H94V170H93ZM110 168V169H109ZM153 168V171H151V170H149V169H152ZM171 168H172V170H171ZM179 168V169H178ZM182 168H184V170H181ZM194 168H198L197 170V172H196V170L194 169ZM199 168H201V169H199ZM212 168V169H211ZM222 168H224V169H222ZM232 170H231V169ZM239 168V169H238ZM6 169V170H5ZM7 169H9V170H7ZM36 169V170H35ZM56 169V170H55ZM64 169H65V171H64ZM78 170V172L76 171V170ZM90 169H92V170H90ZM111 169H112V171H111ZM122 169H124V170H122ZM131 171V172H129V170ZM134 171H133V170ZM139 170L138 171V174L140 175V171H141V174L143 175V173L145 174L144 176H147V178H145L146 179V181H145V179H144V177L142 176L141 177V175L140 176H138V174L136 175L135 174V171L137 172V170ZM146 169H148V170H146ZM193 169V170H192ZM223 171H225L226 170V173L228 174V172L229 171H231V172H229V174L227 175L226 173H224V172H221L222 170ZM235 169V170H234ZM252 169V170H251ZM0 170V171H1ZM10 170H12V171H10ZM25 170V171H24ZM31 170H33L32 171V174L30 173L31 172ZM86 170H88L87 171V173H86ZM89 170L90 171H92L91 173L89 172ZM103 170L104 171H108V172H110V174L109 173H106V172H104L103 173ZM121 170V171H120ZM146 170V171H145ZM157 170H159L158 172H157ZM168 170H170V171H168ZM219 170V171H218ZM234 170V171H233ZM236 170H241L242 172H249V174L253 177V179H254V181H252L253 182V186L252 187H248L246 190L244 189V188H241V187H239V185L237 186V184L238 183H235V181L238 179V180H242V175H240V176H238L237 174H236V176H238L237 178H236V176H235V171ZM253 170H254V173H253ZM256 170V171H255ZM9 171V172H8ZM17 171V172H16ZM23 171H24V173H23ZM27 171V172H26ZM30 171V172H29ZM45 171H46V173L48 174L49 172V174L47 175L46 173H45ZM56 171V172H55ZM62 171V172H61ZM66 171H67V173H66ZM115 171L117 172V173H115ZM122 171H128L129 173H132V174H129V173H125V172H122ZM144 171V172H143ZM150 173H148V172ZM180 171V172H179ZM191 171H195V174H194V172H191ZM201 171V172H200ZM213 171V172H212ZM214 171H215V173H214ZM228 171V172H227ZM11 172H14L12 175H11ZM15 172L17 173V174H15ZM51 172L53 173V172H55V173H53V174H55V175H53V174H51ZM60 172L62 173V175L60 174ZM76 172V173H75ZM121 172V173H120ZM143 172V173H142ZM157 172V173H156ZM166 172V173H165ZM179 172V173H178ZM184 172L185 173H187V174H184ZM202 172H206L208 175L206 176V174H205V176L204 175H202L203 173ZM233 172V173H232ZM237 172V171H236ZM257 172H258V174H257ZM261 172V173H260ZM263 172H264V170H263ZM7 173H9V175H7ZM19 173V174H18ZM22 173V175L20 176V174ZM27 173V174H26ZM40 173V174H39ZM41 173L42 174H44V175H41ZM57 173V174H56ZM71 173V174H70ZM86 173V174H85ZM92 173L94 174L93 176H90L91 177V179H93L92 181H91V179H90V177H89V175H92ZM106 173V174H105ZM113 173V174H112ZM126 174V177H127V175L129 176V175H132V176H129V177H131V178H134V179H131V178H126L125 177V179H124V175ZM153 173H155L154 175H152ZM160 173H162V174H160ZM183 174V176H181L182 174ZM189 173V174H188ZM200 173H201V175H200ZM214 173V174H213ZM217 173V174H216ZM230 173H231V175H230ZM253 173V174H252ZM7 175V176H9V177H7V176H4V175ZM15 174V175H14ZM35 174V175H34ZM41 176H39V175ZM50 174H51V176H50ZM75 174H80V178L84 181V182H86V185H85V183L82 181V180H80L79 178H78V176H75ZM85 174V179H86V181L83 179V177H82V175H84ZM98 174V177L99 178H97L98 179V182H99V184H97L98 182H95V181H97V179H94L95 177H96V175ZM117 174H119L118 176H117ZM135 176H134V175ZM165 174V175H164ZM181 174V175H180ZM210 174V175H209ZM223 176H222V175ZM226 174V175H225ZM255 174H257V175H259V174H261V175H259V176H255ZM38 175V176H37ZM53 175V176H52ZM61 175V176H60ZM67 175V176H66ZM71 175V176H70ZM88 175V176H87ZM103 175V176H102ZM110 176V178L112 179V178H114L115 177V179H112L113 181H111L110 183H109V181L111 180V179H108V180H106L105 178L106 177H109ZM114 175V176H113ZM123 177H122V176ZM153 176V177H156V178H153V177H150V176ZM180 175V176H179ZM213 175V176H212ZM233 175H234V177H233ZM2 176H4V178L2 177ZM18 176V177H17ZM42 176H44V180L43 181H40V179L41 178H43ZM51 177V179H54L53 181H51V180H49L50 179V177ZM55 176V177H54ZM59 176V177H58ZM73 176H74V178H73ZM102 176V177H101ZM112 176V177H111ZM122 177V178H120V177ZM134 176V177H133ZM138 176V177H137ZM203 176V177H202ZM230 176H232L231 178L228 177ZM255 176V177H254ZM6 177L8 178V179H6ZM16 178L17 179V182H16V179H14V178ZM25 177V178H24ZM27 177V178H26ZM34 179H33V178ZM39 178L40 177V179L39 180H37L36 178ZM48 177H49V179H48ZM53 177V178H52ZM78 179H77V178ZM166 177V178H165ZM169 177V178H168ZM187 177H188V179H187ZM217 177V178H216ZM222 177H223V179H222ZM227 178V180H228V182H227V180H226V178ZM252 177L249 179L250 181L251 180H253L252 179ZM2 178H3V180H2ZM9 178H10V180H11V178H12V180L11 181H13V180H15V182L13 183V182H11V181H8L9 180ZM22 178V179H21ZM30 178V179H29ZM65 178V179H64ZM73 179V180H71V179ZM141 178V179H140ZM164 178H165V181H164ZM184 180H183V179ZM191 178V180H189ZM193 178V179H192ZM195 178V179H194ZM206 178H207V180H206ZM217 179V180H215V179ZM234 178V179H233ZM261 178V179H260ZM19 179V180H18ZM60 179V180H59ZM68 179L70 180V181H68ZM120 179V180H119ZM127 179H130V180H127ZM150 179H152L151 181L152 182H150ZM154 179H156V180H158V181H154ZM175 180L174 181V183L176 184L177 182H178V186H180V187H178L177 185H175L174 183H172L171 181L172 180ZM179 179H181V180H179ZM209 179H211V180H209ZM224 179H225V181H224ZM230 179V180H229ZM6 180H7V182H6ZM20 180H22V181H20ZM26 180V181H25ZM29 180H31V183H30V181ZM32 180H33V182H32ZM36 182H35V181ZM57 180H59V182L57 181ZM76 180H79V183L76 181ZM93 183V185H91V182ZM100 180V181H99ZM106 181V184L108 185H106V184H104V182ZM209 180V181H208ZM220 180V181H219ZM224 181V182H222V181ZM231 180H234L233 182L231 181ZM238 180L236 181V182H238ZM255 180H258V181H255ZM28 181H29V183H28ZM47 181H49V182H47ZM51 181V182H50ZM55 181V182H54ZM64 181V182H63ZM72 181H73V183H72ZM88 181V182H87ZM119 181V182H118ZM130 181H133L134 183H132V182H130ZM148 181V182H147ZM179 181H180V183H179ZM183 181V182H182ZM206 181H208V182H206ZM218 181V182H217ZM6 182V183H5ZM37 182H39L38 184H35L34 185V183H37ZM41 182L43 183V184H45L46 182H47V184H45L44 185V187H43V184H41ZM55 183V184H53V183ZM65 182H67V184H68V182H69V185L71 186V185H73L72 187H70L69 185H66V183ZM74 182H77V183H74ZM82 182H83V184H82ZM95 182V183H94ZM103 182V183H102ZM114 182H117V183H115L114 184ZM137 182H139V183H137ZM227 182V183H226ZM251 182V183H252ZM263 182V183H262ZM11 183V184H10ZM12 183H13V185H12ZM33 183V184H32ZM65 183V184H64ZM82 184V186H83V188L81 187V184ZM88 183V184H87ZM89 183H90V186H91V189L90 190H88L89 188H90V186H89V188L87 189V191H89L88 193H86L85 191H86V186L88 187V185H89ZM127 183V184H126ZM156 183V184H155ZM203 183H204V186H201V184L203 185ZM217 183H219V184H217ZM222 183H223V185H225V186H222ZM229 183H231V184H229ZM257 184V185H254V184ZM259 183L261 184V185H259ZM6 184V185H5ZM15 184H17V185H15ZM22 184V185H21ZM23 184H24V187H22L23 186ZM30 184V185H29ZM63 184V185H62ZM95 184V185H94ZM104 186H103V185ZM123 184H125V185H123ZM131 185V187H129V186H126V185ZM153 185V186H151V185ZM172 184V185H171ZM208 184H210V185H208ZM8 185L10 186L9 188H8V192H6V190H7V187H8ZM19 185H21V187L19 186ZM33 186V191H28V190H32V188H30V187H26V189L27 190H25V186ZM40 185V186H39ZM46 185H48V187L46 186ZM52 185V186H51ZM58 185V186H57ZM61 185L64 187V189H63V187H61ZM66 185V186H65ZM76 185V186H75ZM97 185V186H96ZM106 185V186H105ZM114 185H116V186H114ZM118 185V186H117ZM167 185H168V187H167ZM172 186V187H170V186ZM218 185V186H217ZM226 185H227V187H226ZM229 185V186H228ZM236 185V186H235ZM2 186L3 187H5V188H2ZM12 186V187H11ZM14 186H17L16 188L14 187ZM31 186V187H32ZM42 186V187H41ZM56 188H55V187ZM80 186V187H79ZM101 186V187H100ZM111 186H112V188H111ZM146 186V188L148 187V188H150V189H148V190H146V192L148 191V193H150V194H148V193H146V192H144L145 191V189L146 188H144ZM155 186H157L156 188H155ZM222 186V187H221ZM59 187H61L60 189H59ZM67 187H69V188H67ZM76 187V188H75ZM95 189H94V188ZM97 187V188H96ZM99 187H100V189H99ZM105 187V188H104ZM159 187H160V189H159ZM175 187V188H174ZM204 187H205V189H204ZM219 189H218V188ZM238 187V188H237ZM256 187V189L258 190H255V191H251L252 189L251 188H255ZM261 187H263L262 189L259 188ZM36 188V189H35ZM39 188V189H38ZM45 188L47 189L46 191H47V193L44 191L45 190ZM56 189V191L54 192V189ZM58 188V189H57ZM67 188V189H66ZM73 188H74V190H73ZM83 189L82 191H79L80 189ZM102 188V189H101ZM106 188H108V189H110V190H108V189H106ZM124 188V189H123ZM153 188V189H152ZM172 188H174V189H172ZM187 188V189H186ZM191 188V189H190ZM216 188V189H215ZM230 188V189H229ZM240 188L241 189H244V190H242V193H241V196H240ZM13 190V191H11V190ZM21 190V191H18V190ZM22 189H24L25 191H23ZM62 189V190H61ZM96 190L95 192H94V190ZM106 189V190H105ZM123 191H122V190ZM131 189V190H130ZM139 189V190H138ZM142 189H144L143 191H141ZM188 189H189V196H188ZM193 189V190H192ZM229 189V190H228ZM251 189V190H250ZM5 191V192H3V191ZM15 190H17V192L15 191ZM37 190V191H36ZM70 190V191H69ZM73 192H72V191ZM93 190V191H92ZM99 190V191H98ZM134 190V191H133ZM187 191V193H185L184 194V192L183 191ZM233 190H234V192H233ZM237 190L239 191V192H237ZM248 190V191H247ZM261 190V191H260ZM34 191H36V192H34ZM44 191V192H43ZM49 191V192H48ZM65 191H66V194H65V196H64V193H65ZM69 191V192H68ZM90 191H91V193H90ZM98 191V192H97ZM101 191H103V192H101ZM117 191V192H116ZM119 191L121 192V194H119ZM125 191H127V192H125ZM132 193H131V192ZM135 191H137V192H135ZM141 193H139V192ZM178 191H181V192H178ZM200 191H202V192H200ZM222 192V193H220V192ZM232 191V192H231ZM243 191H245V192H249V193H245V192H243ZM259 191H260V193H259ZM2 192H3V194H2ZM10 192L12 193L11 195H10ZM16 192V193H15ZM22 192H24V193H22ZM30 192H34L33 194L32 193H30ZM51 192H52V194H51ZM64 192V193H63ZM78 192H80L81 193V195L83 194V196H81ZM99 192H101V193H103V195L105 196V194L104 193H106V195H108L109 196V194H110V196L108 197V196H105V198H104V196L102 195L101 196V193H99ZM109 192H111V193H109ZM113 192V193H112ZM116 192V193H115ZM144 194H143V193ZM155 192H156V194H155ZM165 192V193H164ZM176 192V193H175ZM219 192V193H218ZM30 193V194H29ZM39 195H38V194ZM40 193H42L43 194V196L40 194ZM45 193V194H44ZM50 193V194H49ZM55 193H57V194H55ZM62 193V194H61ZM70 193V194H69ZM76 193H77V195H78V197H77V199L78 200H80V204H79V202H78V204H77V201L78 200H76V203H75V197H74V195L75 196H77L76 195ZM93 193H95L96 194V196H94V194ZM100 195H99V194ZM130 194V195H128V196H131V197H134V198H131V197H128L127 196V194ZM146 193V194H145ZM181 193V194H180ZM201 193V194H200ZM216 193H218V194H220V195H216L215 196V194ZM224 193V194H223ZM234 193V194H233ZM236 193V194H235ZM238 193V194H237ZM252 193H254V194H252ZM1 194H2V197H1ZM24 194H26V195H24ZM35 196L34 197V199L36 198V196H38L36 199H35V201L37 200V202H33V196ZM49 196H47V195ZM72 194H74L73 196H71ZM89 194V195H88ZM91 194H93L92 195V197H91ZM115 197H113L112 195ZM168 194V195H167ZM175 196H174V195ZM178 194V195H177ZM198 194V195H197ZM212 194H214V195H212ZM223 196H222V195ZM232 194L234 195V196H232ZM259 194V195H258ZM7 195V196H6ZM24 195V196H23ZM32 196V198H31V196ZM54 195V196H53ZM55 195H56V197H55ZM58 195V196H57ZM69 195V196H68ZM85 195L87 196L88 195V197H85ZM121 195L123 196V197H125V198H130V199H124V198H121ZM143 195H146L145 197L143 196ZM147 195H149V196H147ZM154 195V196H153ZM200 195H202V196H200ZM224 195H227V196H224ZM229 195H231V197L229 196ZM239 197H237V196ZM250 195H252V196H250ZM263 195V197H261ZM3 196H6V197H3ZM10 197V199H9V197ZM46 196V197H45ZM53 198V200H52V198ZM60 196V197H59ZM64 196V197H63ZM71 196V197H70ZM79 196H81V197H79ZM98 196V197H97ZM99 196H101V197H99ZM127 196V197H126ZM139 196H141L142 198H140V200H142V201H140V200H138L137 198H139ZM158 196H161L160 198L158 197ZM196 198H195V197ZM228 196L232 199V198H234V200H231L230 198H228ZM255 196V197H254ZM260 196V197H259ZM18 197V198H17ZM26 197V201L25 200H23L24 198ZM29 197V198H28ZM42 197L43 198H45V200L44 199H42ZM84 197V198H83ZM111 197V199L112 198H114V199H112L114 202H116L115 204H114V202L111 200V199H108V198H110ZM117 197H118V199H117ZM178 197V198H177ZM183 197L186 199H183ZM189 199H188V198ZM224 197V198H223ZM225 197H227V198H225ZM235 197H237V198H235ZM240 197H242V199L240 198ZM246 197H248L247 198V200L245 201L244 200V198ZM259 197V198H258ZM11 198H12V202H14L15 200L17 201V199H18V202L19 203H17L16 201L14 202L15 203V205H20V206H18V207H20V208H17L16 209V211H15V209L14 208H11ZM17 198V199H16ZM23 198V199H22ZM29 200H32V201H29ZM49 198H51V199H49ZM68 198V199H67ZM72 198V199H71ZM75 198V199H74ZM81 198V199H80ZM86 198V199H85ZM91 198V199H90ZM92 198H95V199H97V200H95V199H92ZM101 198V199H100ZM105 200H104V199ZM108 200H107V199ZM154 198V199H153ZM169 198V199H168ZM172 198V199H171ZM245 198V199H246ZM251 198V199H250ZM256 198V199H255ZM5 199V200H4ZM6 199H8V200H6ZM22 199L23 201H20V200ZM41 199H42V201H41ZM82 199H84L83 201H82ZM117 199V200H116ZM137 199V200H136ZM147 199V200H146ZM153 199V200H152ZM166 199H168L167 201H166ZM193 199H198L197 200V202H196V200H193ZM207 199V200H206ZM214 199H216V200H214ZM220 199H221V201H220ZM230 199L231 201H228V200ZM258 199H260V200H258ZM5 202V204H4V202ZM70 200V201H69ZM86 200H88L89 202L88 203H90V202H95V203H93V205H91L92 203H90L89 205H88V203L86 204L85 202H87ZM93 200V201H92ZM102 200V201H101ZM105 202H104V201ZM107 200V201H106ZM116 200V201H115ZM121 200V201H120ZM132 200H134V201H132ZM136 200V201H135ZM152 202H151V201ZM166 202V203H164V201ZM188 200V205L186 204V202L184 203V201H187ZM190 200V201H189ZM202 202H200V201ZM219 200V201H218ZM229 202V206H228V203H227V201ZM242 200V201H241ZM2 201V202H1ZM10 201V202H9ZM31 202V205H33V206H36V204H37V206L36 207H33V206H31V205H29V202ZM39 201V202H38ZM81 201H82V203L84 202L86 205H88L87 207L86 206H84L82 203H81ZM98 201H99V203H98ZM109 201V202H108ZM120 201V202H119ZM144 201H145V203H144ZM147 201H149V204L151 203V205L152 206H148L149 204L147 203ZM161 201V202H160ZM201 203H199V202ZM205 201V202H204ZM210 201V202H209ZM214 201V202H213ZM224 201V202H223ZM239 201H241L240 203H239ZM252 201V202H251ZM258 201V202H257ZM7 202V203H6ZM9 202V203H8ZM22 204H21V203ZM69 202H70V204H69ZM72 202V203H71ZM107 202H108V205H107ZM113 202V203H112ZM124 203V204H122V203ZM133 202V203H132ZM137 202V203H136ZM139 202L142 204V205H140L139 204ZM145 204H143V203ZM169 202H171V203H169ZM190 202H191V204H190ZM217 204H219V205H216V203ZM221 202V203H220ZM248 202V207H249V204L251 205L250 206V208H248L247 207V205L245 204V203H247ZM255 202L257 203V205H255ZM261 202V203H260ZM4 204V205H2V204ZM13 203V204H14ZM26 203V204H25ZM34 203V204H33ZM49 203V204H48ZM105 203V204H104ZM135 203V204H134ZM194 203V204H193ZM198 203L200 204V206L198 205ZM236 203V204H235ZM251 203H253V204H251ZM258 203H260V204H258ZM7 204V206H6V209H5V205ZM10 204V205H9ZM27 204H28V206H27ZM64 204V205H63ZM72 204V205H71ZM73 204H74V207H73ZM100 206L99 208H100V212L97 210V209H99L98 208V205ZM103 204H104V206H103ZM110 204L112 205V206H110ZM118 204V205H117ZM120 204V205H119ZM148 204V205H147ZM159 204H160V206H159ZM179 204V205H178ZM181 204V205H180ZM195 204L197 205V207H193V205L195 206ZM204 204H206V205H204ZM213 204H215L216 205V207L214 206H212ZM235 204V205H234ZM241 204H244V205H241ZM24 205V206H23ZM70 205V206H69ZM77 205L79 206H81V207H86V208H82V209H84V210H82L81 209V207H80V209H79V207H77ZM91 205V206H90ZM108 206V207H106V206ZM115 205V206H114ZM129 205V206H128ZM146 205L149 207H147L146 208ZM163 205V206H162ZM179 207H181V208H183V205H185L184 206V208H185V211L186 212H184V211H182L183 209H181V208H178V206ZM211 205V206H210ZM233 205V206H232ZM253 205V206H252ZM1 206H3V207H1ZM28 207V209H29V214L27 213V207ZM39 206H42V207H39ZM51 208H50V207ZM69 206V207H68ZM95 208H94V207ZM97 206V207H96ZM103 206V207H102ZM109 206H110V209H109ZM117 206V207H116ZM120 206H121V208H122V210L120 211L119 209H120ZM124 206V207H123ZM135 206H138V207H135ZM156 208H158V209H156ZM167 206V207H166ZM174 208H176V210L175 209H173V207ZM202 206H204V207H202ZM241 208H240V207ZM244 206H245V208H246V210H248V211H246L245 210V208H244ZM258 206H260V208H261V210L260 209H258L259 207ZM262 206H263V208H262ZM8 207V208H7ZM10 207V208H9ZM13 207H15L14 205H13ZM24 207V208H23ZM39 207V209L37 210V208ZM70 207H72L73 208V210L76 212V213H74V212H72L73 210L70 208ZM77 209H76V208ZM93 207V208H92ZM102 207V208H101ZM113 207V208H112ZM131 207H132V209H131ZM143 207V208H142ZM152 207H154V208H152ZM163 207H165V208H163ZM172 207V208H171ZM232 207V208H231ZM234 207V208H233ZM238 209H237V208ZM26 208V209H25ZM33 208V210H31ZM35 208H36V210H37V212H34V211H36L35 210ZM47 208L49 209V210H47ZM68 208L70 209V212H69V210H68ZM88 208H90V211H86ZM112 208V209H111ZM118 208V209H117ZM126 208V209H125ZM146 208V209H145ZM191 208V209H190ZM194 208V209H193ZM205 208V209H204ZM213 208V209H212ZM215 208H216V210H215ZM222 210H221V209ZM228 208V209H227ZM242 208H244V209H242ZM255 208H257L256 210H255ZM9 209H11V211L9 210ZM40 209H44V211L42 212V210H40ZM66 209H67V211H66ZM86 209V210H85ZM102 209V210H101ZM128 209V210H127ZM136 209V210H135ZM142 209V211H144L145 210V213L143 212V214H141L142 213V211H140ZM155 211H154V210ZM162 209V210H161ZM181 209V210H180ZM198 209H200V210H202V211H200V210H198ZM253 211H252V210ZM26 210V211H25ZM89 210V209H88ZM106 210H107V213L109 212H117L118 214H119V211H120V214H121V212H122V215L121 216H119L116 212L114 213V215H111V214H109L108 213V215L106 214ZM108 210H111V211H108ZM113 210V211H112ZM126 211V213H125V211ZM131 212H130V211ZM156 210H158V211H156ZM178 210V212H177V214H175L176 213V211ZM193 210H198L200 213V215L198 214V217H197V215H196V213H198L197 211H193ZM206 210H208V211H206ZM240 211V212H236V213H238V215L237 214H235V211ZM242 210V211H241ZM258 210H260V212L258 211ZM4 211H6V212H4ZM33 213V214H31V212ZM40 211L43 213V214H45V215H43L42 213L40 214ZM62 211H64V210H62ZM81 211H83V213H81ZM86 211V212H85ZM136 211V213L137 214H135L134 212ZM141 213H140V212ZM148 211V212H147ZM152 211V212H151ZM166 211V212H165ZM172 211V212H171ZM191 211V212H190ZM208 212V213H206V212ZM243 211H244V213H243ZM257 212V213H261V211H262V216H261V214L258 216L257 214H255L254 215V212ZM26 212V213H25ZM79 212V213H78ZM90 212H93V214L92 213H90ZM97 212V213H96ZM101 214V215H103V217L102 218H100L101 217V215L99 214V213ZM129 212V213H128ZM146 212H147V215L148 216H146ZM155 212H157V213H155ZM201 212H203L204 214H202ZM247 212V213H246ZM250 212V213H249ZM255 212V213H256ZM17 213V212H16ZM35 213V214H34ZM37 213V214H36ZM68 213H65V215H67ZM78 213V214H77ZM140 213V214H139ZM152 213H154V214H152ZM164 213V214H163ZM167 213V214H166ZM171 213H172V215H174L175 216V220L176 221H174L173 219H174V217L171 215ZM174 213V214H173ZM190 213V214H189ZM192 213V214H191ZM8 214H9V216H8ZM39 214V215H38ZM74 214V215H73ZM77 214V215H76ZM90 214H92V216L90 215ZM115 214H117V215H115ZM125 214H127V215H125ZM149 214H152V217L154 216V218H152L151 217V215H149ZM182 214V215H181ZM193 214H195V215H193ZM202 214V215H201ZM207 214V215H206ZM232 214H234L233 216H232ZM247 214H248V216H247ZM7 216V217H5V216ZM27 215H29V216H27ZM36 215V216H35ZM43 215V216H42ZM79 215H81L82 217H79ZM99 217H97V216ZM137 215V217H135ZM156 215H159V216H156ZM165 215H166V217H165ZM205 215H206V217H205ZM214 215V216H213ZM236 215V216H235ZM33 216H34V218H33ZM39 216H41V217H39ZM95 216H96V218H95ZM107 216H111L110 218H107V224H105V221H106V219L104 220V218H106ZM114 216V217H113ZM126 217L127 218V220L130 218V217H132V216H134V220H128L130 223H128V221L126 222V221H124L123 220V217ZM168 216H169V219H170V217H172L171 218V221H172V224L170 223V220L169 219H167L168 218ZM178 216V217H177ZM196 216V217H195ZM220 216V217H219ZM229 216H231V217H233V218H231V217H229ZM234 216H235V218H234ZM238 216V217H237ZM246 216V217H245ZM255 216H258V217H256L255 218ZM75 217V218H74ZM90 217V218H89ZM91 217H92V219H91ZM115 217H117V220H119V223H116L117 221L115 220L116 218ZM122 217V218H121ZM124 217V218H125ZM156 217V218H155ZM159 217H161V218H159ZM165 217V218H164ZM179 217H183L182 219L183 220H180L181 218H179ZM201 217V218H200ZM216 217V218H215ZM224 217H225V219L227 218V220H225L224 219ZM249 217V218H248ZM115 218V219H114ZM120 218V219H119ZM137 218V219H136ZM143 218H145V220H143V221H141V219H143ZM150 218L151 219H153V220H150ZM164 218V219H163ZM185 218H187L186 220H184ZM189 218H191V222H190V219ZM195 218V219H194ZM208 218H209V220H208ZM223 218V219H222ZM230 218V219H229ZM255 218V219H254ZM257 218L259 219V218H263V219H259V221L257 220ZM31 219V220H32ZM84 221H83V220ZM90 219V220H89ZM99 219V221H96V220H98ZM115 220V223L117 224H114V220ZM148 219L150 220V222L152 223V224H150V226H149V224H148ZM164 220V221H161V220ZM167 219V220H166ZM205 219H206V221H205ZM218 219H219V221H218ZM243 219V220H242ZM253 219V220H252ZM102 220H103V222H102ZM138 220L139 221V223H138V221L136 222V221ZM155 220L157 221V220H159V224H158V222H156V225L159 227V229H160V227H162L161 229H163V230H161L160 229V231H158V228H157V226L155 227V230H157L158 232H160V233H158L157 232V234L155 233V234H151V228L152 227H154V223H155ZM215 220H217V222L215 221ZM233 220V221H232ZM34 221V222H33ZM74 221V222H73ZM94 221V222H93ZM109 221V222H108ZM135 221V222H134ZM141 221V222H140ZM146 221V222H145ZM162 223H161V222ZM165 221L167 222V221H169L168 223L171 225H168V223L166 224L165 223ZM188 221V222H187ZM193 221H195V225L194 226H196V228H194V226H191V225H193ZM220 221H222V222H220ZM226 221V222H225ZM232 221V222H231ZM249 221V222H248ZM262 221V222H261ZM32 222L34 223H32V225H34V227H36L37 228V226H38V224H36V223H38V220L37 221H35V220H32ZM45 222V221H44ZM78 222V223H77ZM79 222H81V223H79ZM86 224H85V223ZM95 223V224H93V223ZM123 222V223H122ZM135 223V224H132V223ZM145 222V223H144ZM164 222V223H163ZM185 222H186V225H188V226H185L184 224H185ZM225 222V223H224ZM231 222V223H230ZM235 222L237 223L236 225H235V227H234V225L233 224H235ZM83 223V224H82ZM94 225H92V224ZM99 224V226L97 225V224ZM101 223V224H100ZM105 224V226H102V228L103 229H101V226L100 225H103V224ZM120 223H122V224H120ZM144 224V226H142V228H139V232H137V228L138 227H141V225L140 224ZM147 223V224H146ZM178 223V224H177ZM216 223H218L219 225V227L216 225ZM249 223V224H248ZM260 223V224H259ZM36 224V225H35ZM71 224H72V226H71ZM84 224H85V226H84ZM90 224L92 225V227L90 228V227H87V226H90ZM112 225V227H114V228H111V225ZM126 224V226H124ZM133 225L134 227H135V229H136V231H134L135 229L133 228V226H131V225ZM136 224H137V226H136ZM142 224V225H143ZM145 224L149 227V229H148V227L147 226H145ZM160 224H162V225H160ZM163 224H166V225H163ZM175 224V225H174ZM178 226H180V227H178ZM212 224H214V225H212ZM222 224H225L226 226H224V227H222L223 225ZM250 224H254V225H250ZM6 225V226H5ZM4 226H1V224H0V227H5V229H3L4 231H2L1 232V230H2V228H0V235H2V236H4V234H5V236H4V238L5 239H3V237H1L0 236V246H2V247H0L1 249L4 247L3 246V242H4V244L6 243L5 241L6 240H8L9 238H8V235L11 233V228L10 227H8V225H12V224H10V223H8V224H5ZM69 225H70V227H69ZM82 225H83V227H82ZM121 225V226H120ZM130 225V226H129ZM152 225V226H151ZM170 227V230H169V228H168V226ZM231 225V230H232V232H230L231 230L230 229H228V228H230V227H228V226H230ZM99 228H98V227ZM110 226V227H109ZM116 226V227H115ZM121 227V230L119 229L120 227ZM124 226V227H123ZM163 226H167V227H163ZM176 227V229H174L175 227ZM187 227V229L185 230V228L184 227ZM190 226V227H189ZM237 226V227H236ZM84 227L85 228H87L86 229V231H84L85 229H84ZM96 227V228H95ZM117 227H118V229H119V232L117 231L118 229H117ZM122 227H123V231H122ZM134 229H132V228ZM147 227V228H146ZM233 227V228H232ZM260 227H261V229H260ZM10 230V232H9V234H8V229ZM12 228H14V227H12ZM77 228V229H76ZM88 228H89V230L90 231H87L88 230ZM109 228H111L112 229V231H110L111 229H109ZM117 230H116V229ZM126 228V229H125ZM143 228L145 229V230H143ZM165 228V229H164ZM167 228H168V230H167ZM177 228H180L179 230L177 229ZM192 228H194V229H192ZM217 228V229H216ZM94 229H96V230H93ZM101 229V230H100ZM114 229V230H113ZM124 229L126 230V232L124 231ZM129 229V230H128ZM153 229V228H152ZM181 229H184V232H183V230L181 231ZM7 230V232L6 233H4L5 231ZM100 230V231H99ZM104 230V231H105ZM132 230H133V233H131L132 232ZM154 230V229H153ZM166 230V231H165ZM178 230V231H177ZM99 231V232H98ZM112 233V234H110V232ZM118 232L117 234H115V232ZM141 231V232H140ZM148 233H147V232ZM151 231V232H150ZM163 231H165L164 233H162ZM167 231H169V232H167ZM177 231V232H176ZM181 231V232H180ZM189 231V232H188ZM213 231V232H212ZM215 231V232H214ZM229 231V232H228ZM233 231H235V232H233ZM263 231V232H262ZM86 232V234H84ZM91 232V233H90ZM95 232V233H94ZM107 232H109V233H107ZM121 232H122V234H121ZM131 234H133V235H131ZM140 233V234H138L137 235V233ZM146 232V233H145ZM167 232V233H166ZM171 232H172V234H171ZM176 232V233H175ZM188 232V233H187ZM212 232V233H211ZM224 232V233H223ZM94 233V234H93ZM125 233V234H124ZM136 233V234H135ZM142 233V235H140L141 237H142V239H143V234ZM150 233V234H149ZM169 233V234H168ZM175 233V234H174ZM183 233V234H182ZM187 233V236L186 235H184V234H186ZM205 233V232H204ZM215 233V234H214ZM221 233H223V234H221ZM226 233H228V234H226ZM231 233H233V234H231ZM259 233L261 234V235H259ZM92 234V235H91ZM107 234H109L110 236L108 237L107 236ZM120 234V235H119ZM128 234V235H127ZM180 234H181V236H180ZM189 234V235H188ZM219 234L221 235V236H219ZM231 234V235H230ZM86 235V236H85ZM113 235V237L110 239L109 238V241L111 242V241H114L113 240V238L114 237H116V236H114ZM135 235H136V237H135ZM157 235H161L160 237L159 236H157ZM163 235H167V236H164L163 237ZM173 235V236H172ZM185 237H183V236ZM216 236V238L218 239H216L215 238V236ZM227 235V236H226ZM106 236H107V238H106ZM121 236V237H120ZM124 236V237H123ZM140 236H138L137 238H139ZM156 236V237H155ZM171 236V237H170ZM179 236L181 237V239L179 238ZM217 236H219V237H217ZM226 236V237H230L231 236V238H228V240L227 239H225L224 237ZM261 236L263 237L262 239H261ZM86 237V238H85ZM98 237H99V235H98ZM141 237H140V239H141ZM164 238V241H162L163 240V238ZM170 239H169V238ZM176 237V238H177ZM223 237V238H222ZM260 237V238H259ZM7 238V239H6ZM166 238V239H165ZM169 240H168V239ZM184 238V239H183ZM220 238V239H219ZM97 239V238H96ZM160 239H162L161 241H160ZM216 239V240H215ZM223 239H224V241L225 240H227V241H229V242H224L223 241ZM230 239V240H229ZM3 240V241H2ZM124 240V241H123ZM149 240V241H150ZM167 242H166V241ZM180 240V241H179ZM182 240V241H181ZM214 242H213V241ZM88 241V242H87ZM108 241V242H109ZM126 241V242H125ZM150 241V242H151ZM174 241V242H175ZM87 242V243H86ZM162 242V243H161ZM88 245H86V244ZM167 243V244H168ZM208 243V244H207ZM232 243V244H231ZM2 244V245H1ZM212 244H214V245H212ZM75 245V244H74ZM163 245V246H162ZM203 247H201V246H199V249H203ZM233 248V249H232ZM201 249V250H202ZM232 249V250H231ZM79 251V252H78ZM232 251V252H231ZM230 253V254H229ZM219 259H217V261H218Z\"/></svg>",
    "mask_w": 264,
    "mask_h": 264
},
{
    "label": "bare ground",
    "instance_id": "6f19581e",
    "mask_svg": "<svg viewBox=\"0 0 264 264\" xmlns=\"http://www.w3.org/2000/svg\"><path fill=\"white\" fill-rule=\"evenodd\" d=\"M8 1H9V0H8ZM14 1H15V0H14ZM19 1H20V0H19ZM34 1H35V0H34ZM36 1H37V3L39 2L38 4L40 5V8L42 7V10L45 11V13L47 14V17H49L48 22H49L50 20H51V21L55 20V24H56L57 21L60 23V20H58V18L61 16V13H64V12H62V11L60 10V8L57 7V6H58V5H57V2H58V1L55 2L56 5H55L54 2H52V3H48V2H45V1H43V0H36ZM51 1H52V0H51ZM114 1H115V0H114ZM119 1H120V0H119ZM130 1H131V0H129V2H130ZM133 1H134V0H133ZM138 1H139V0H138ZM140 1L142 2V0H140ZM145 1H148V0H145ZM145 1H143L144 4L147 3V2L145 3ZM149 1H151V0H149ZM155 1H156V0H155ZM155 1H152V2H151V6L154 7V4L152 5V3L155 2ZM158 1H159V0H158ZM158 1H157V2H158ZM166 1L169 3V1H171V0H169V1L166 0ZM175 1H179V0H175ZM180 1H183V3L185 2L184 0H180ZM186 1H187V0H186ZM214 1H215V0H202V1H200V0H192V1L189 2V0H188V2L191 3V6L193 5V9H188V8H191V7L189 6L188 8H185V10L188 9V12H190V10H191V12H190L189 14H190V16L193 18V21H192V22L194 23V21H197V20H198V21L203 20V19H202V17H203L202 15H203V14L201 13L202 15H198V11L200 12V11H204V10H205V11H206V10H207V11H210V10L218 9V8H219V5H218V6H216V5H215V6H214V5L212 6V5H211V3L214 2ZM227 1H229V0H226V2H227ZM230 1H231V2H230ZM230 1H229V2H230L231 7L234 6V8H235V11L233 10L234 8H233L232 10L229 9V10H231L230 13H231V14H237L239 11L236 12L237 9H236V6H235V0H234V1L230 0ZM24 2H26V0H24ZM27 2H28V0H27ZM60 2H63L64 4H67V3L69 4V2H71V1H68V2L66 3L65 0H61ZM60 2H59V3H60ZM72 2H73V1H72ZM74 2H75V1H74ZM79 2H80V1H79ZM82 2H84V1H82ZM82 2H81V3H82ZM94 2H96V1H94ZM94 2H93V3H94ZM102 2H104V1H102ZM120 2H121V1H120ZM129 2H128V3H129ZM159 2H160V1H159ZM163 2H165V1H163ZM218 2L222 3V2L219 1V0H218ZM236 2H237V1H236ZM243 2H244V0L240 2V5H241ZM252 2H253V1H252ZM255 2H257V1H254V4H255ZM260 2H264V0H263V1L261 0ZM260 2H259V4H260ZM0 3H1V2H0ZM8 3H9V2H8ZM12 3H13V4H16V3H14L13 1H12ZM22 3H23V2H22ZM90 3L92 4V2H90ZM115 3L117 4L118 2H115ZM136 3H138V2H136ZM149 3H150V2H149ZM149 3H148V5H149ZM165 3H166V2H165ZM168 3H167V4H168ZM171 3H172V2H171ZM171 3H169L170 5H169V4H168V5L171 6V5H172ZM173 3H174V2H173ZM178 3H179V2H178ZM178 3H176V2L174 3V4H176L177 8H178L179 4H181V3H179V4H178ZM183 3H182V4H183ZM185 3H186V2H185ZM185 3H184V4H185ZM216 3H217V2H216ZM227 3H228V2H227ZM227 3H226V4H227ZM244 3H245V2H244ZM246 3H247V2H246ZM250 3H251V1H250ZM250 3H249V5H250ZM10 4H11V2H10ZM13 4H12V6H13ZM20 4H21V1H20ZM71 4H72V3H71ZM104 4H105V3H104ZM116 4H115V5H116ZM118 4H119V3H118ZM118 4H117V5H118ZM121 4H122V2H121ZM121 4H119V6H120ZM131 4H132V3H131ZM167 4L164 5V6L166 7ZM177 4H178V5H177ZM184 4H183V5H184ZM187 4H188V3H186V5H187ZM218 4H219V3H218ZM223 4H225V3H223ZM223 4H222V6H221L222 8L224 7ZM228 4H229V3H228ZM236 4H237V3H236ZM251 4H252V3H251ZM259 4H258V5H259ZM263 4H264V3H263ZM39 5L36 7V4H34V6H35L36 8H39ZM69 5H70V4H69ZM69 5H65L66 7L63 8V10H66V9H67V11H66L67 13H68V12H71V10L68 11V9H69ZM80 5H81V4H80ZM95 5H96V4H95ZM110 5H111V4H110ZM112 5H113V4H112ZM112 5H111V6H112ZM117 5H116V6H117ZM138 5H139V4H138ZM141 5H142V4H141ZM148 5L146 4V6L143 7V8H144V9H143V13H145L146 11L149 12V10H148L149 8H148V9H145V8H147ZM157 5H158V7H159V4H157ZM162 5H163V4H162ZM162 5H161V6H162ZM183 5H182V6H183ZM249 5H248V6H249ZM256 5H257V3H256ZM258 5H257V6H258ZM3 6H4V5H3ZM21 6H23V5H21ZM34 6H33V7H34ZM59 6H60V5H59ZM77 6H78V4H77ZM83 6H84V5H83ZM100 6H101V3H100ZM107 6H108V4H107ZM123 6H125V5H123ZM132 6L137 7L136 5H132ZM225 6H228V5H225ZM253 6H255V5H253ZM260 6H262V5H260ZM4 7H5V6H4ZM9 7H11V6H9ZM9 7L7 6V8H9ZM13 7H14V6H13ZM15 7H16V6H15ZM15 7H14V8H15ZM60 7H61V6H60ZM72 7H73V8H76V10H77V7H74V6H72ZM78 7H79V6H78ZM87 7H88V6H87ZM96 7H97V5H96ZM113 7H114V6H113ZM113 7H112V8H113ZM127 7H128V5L125 6V8H127ZM139 7H141V6H139ZM162 7H163V6H162ZM167 7H168V6H167ZM167 7H166V8H167ZM180 7H181V6H180ZM194 7H196V8H194ZM244 7H246V6H244ZM249 7L252 8V5L249 6ZM262 7H264V5H263ZM24 8H25V7H24ZM40 8H39V9H40ZM105 8H107V7H105ZM105 8H103V9L105 10ZM110 8H111V7H110ZM110 8H109V9H110ZM122 8H123V7H122ZM129 8H131V7H129ZM132 8H133V7H132ZM137 8H138V7H137ZM150 8H151V7H150ZM240 8H241V7H240ZM240 8H239V9H240ZM251 8H250L249 10H251ZM254 8H255V7H254ZM3 9H4V8H3ZM5 9H6V8H5ZM22 9H23V8H22ZM30 9H31V7H30ZM33 9H34V8H33ZM71 9H72V8H71ZM80 9H82V8H80ZM80 9H79V10H80ZM95 9H96V8H95ZM95 9L93 8V10H95ZM113 9H114V8H113ZM117 9H118V7H117ZM123 9H124V8H123ZM160 9H161V7H160ZM174 9H175V8H174ZM243 9H244V8H243ZM243 9H242V10H243ZM245 9H246V8H245ZM260 9H262V8L260 7L259 9H255V10H260ZM10 10H11V9H10ZM84 10H87V8H86V9L83 8V10H82L81 12L83 13ZM96 10H97V9H96ZM110 10H111V9H110ZM127 10H128V9H127ZM133 10H134V9H133ZM139 10H140V8H139ZM156 10H158V8H157ZM156 10H155V11H156ZM163 10H164V9H163ZM168 10H170V8H168ZM177 10H178V9H177ZM177 10H176V13H177ZM182 10L184 11V7L182 8ZM182 10H181V11H182ZM222 10H223V9H222ZM222 10H220V11H222ZM229 10L224 9V12H223V11H222V12H223V14H224V13H226L225 11H229ZM242 10H241V11H242ZM252 10H254V9H252ZM262 10H263V9H262ZM6 11H8V9H7ZM18 11H19V10H18ZM21 11H23V10H21ZM107 11H108V10H107ZM118 11L120 12V7H119V10H118ZM140 11H141V10H140ZM144 11H145V12H144ZM183 11H182V12H183ZM205 11H204V12H205ZM207 11H206V13H207ZM220 11H218V13H219ZM0 12H1V13H0V15H1V14H4V13H2V12H5V11H2V10H1ZM12 12L14 13V10H12ZM19 12H20V11H19ZM23 12H24V11H23ZM27 12H28V11H27ZM34 12H35V11H34ZM72 12H73V11H72ZM75 12H76V11H75ZM78 12H79V11H78ZM91 12H92V11H90V13H91ZM97 12H98V10H97ZM100 12H102V11L100 10ZM114 12H115L116 15H119V16H120V14H121V13H120V14H119V13L117 14V13H116V10H115ZM125 12H126V9H125ZM131 12H134V11L131 10ZM141 12H142V11H141ZM148 12H146V13H148ZM161 12H162V11H161ZM213 12L216 13V15L218 14L216 11H213ZM232 12H233V13H232ZM244 12H245V11H244ZM257 12H258V11H257ZM257 12H256V13H257ZM5 13L7 14V12H5ZM73 13H74V12H73ZM73 13H71V14H73ZM90 13H89V14H90ZM122 13L124 14V12H122ZM151 13H152V11H151ZM157 13H159L158 15H162V14H164V13L160 14L159 10H158ZM169 13H170V12H169ZM169 13H167V14H169ZM174 13H175V12H174ZM174 13H171V14H170L171 17H173V16H175V15L177 16V14L173 15ZM178 13H179V11H178ZM183 13H184V12H183ZM186 13H187V11H186ZM208 13H209V12H208ZM239 13H240V12H239ZM239 13H238V15H239ZM245 13H247V12H245ZM245 13H244V14H245ZM254 13H255V11H254ZM258 13H261V12H258ZM258 13H257V14H251V15H252V16L255 15V16H254L255 19H257L256 15H258ZM262 13H263V12H262ZM262 13H261V14H262ZM8 14H9V13H8ZM10 14H11V13H10ZM16 14H17V13H16ZM21 14H22V13H21ZM24 14H25V13H24ZM41 14H42V13H41ZM69 14H70V13H69ZM78 14H81V13L79 12ZM83 14H85V13H83ZM92 14H93V13H91L90 15H92ZM113 14H114V13H113ZM133 14H134V13H133ZM133 14H132V15H133ZM148 14H149V16L151 15L150 13H148ZM153 14H154V13H153ZM228 14H229V13H228ZM228 14H227V15H228ZM241 14H243V13H241ZM241 14H240V15H241ZM261 14H260V16H259V20H264V19H263V18H264V15H261ZM263 14H264V13H263ZM19 15H20V14H19ZM22 15H23V14H22ZM28 15L30 16V13H29ZM32 15L36 16V14H32ZM39 15H40V14H39ZM42 15H43V14H42ZM67 15H68V14H67ZM74 15H75V14H73V16H74ZM76 15H77V13H76ZM81 15H82V14H81ZM93 15H94V14H93ZM93 15H92V17H93ZM102 15H103V14H102ZM116 15H115V16H116ZM129 15H131L130 11H129ZM136 15H137V14H136ZM136 15H135V16H136ZM141 15L144 16V14H141ZM155 15H157V14H155ZM197 15L200 16V18H199ZM207 15H208V14H207ZM216 15L214 14L213 17H215ZM218 15H219V14H218ZM225 15H226V14H225ZM229 15H230V14H229ZM1 16H2V15H1ZM1 16H0V17H1ZM6 16H7V15H6ZM6 16H5V17H6ZM14 16H15V15L13 14V17H14ZM16 16H17V15H16ZM29 16H28V17H29ZM37 16H38V15H37ZM44 16H45V15H44ZM44 16H43V17H44ZM71 16H72V15H71ZM123 16H124V15H123ZM209 16H210V15H209ZM244 16H245V15H244ZM7 17H9V16H7ZM7 17H6V18H7ZM23 17H24V16H23ZM26 17H27V15H26ZM30 17H31V16H30ZM45 17H46V16H45ZM45 17H44V18H45ZM61 17H62V16H61ZM84 17H85V16H84ZM84 17H82V18H84ZM147 17H148V16H147ZM188 17H189V16H188ZM196 17H197L198 19H197ZM213 17H212V18H213ZM219 17H220V16H219ZM223 17H224V16H222L221 18H223ZM225 17H227V16H225ZM225 17H224V18H225ZM233 17L236 18L235 16H233ZM247 17H248V16H247ZM250 17H251V16H250ZM250 17H249V18H250ZM254 17H252V20H253ZM16 18H17V17H16ZM18 18H19V17H18ZM36 18H37V17H36ZM41 18H42V17H41ZM65 18H66V17H65ZM68 18H69V17H68ZM90 18H91V17H90ZM110 18H111V17H110ZM112 18H113V17H112ZM114 18H115V17H114ZM116 18H117V17H116ZM124 18H125V17H124ZM124 18H122V19H124ZM131 18H132V17H131ZM145 18H146V17H145ZM156 18H157V17H156ZM185 18H186V16L183 17V19H185ZM203 18H205V17H203ZM207 18H209V17H206L205 21H206V20H209V19H207ZM210 18H211V17H210ZM227 18H230V16L227 17ZM242 18H243V17H242ZM242 18H241V19H242ZM249 18H248V20H249ZM3 19H5V18H3ZM9 19H10V17H9ZM9 19H8V20H9ZM14 19H15V18H13V20H14ZM33 19H35V17H33ZM62 19H63V18H62ZM87 19H88V18H87ZM102 19H103V17H102ZM105 19H106V18H105ZM133 19H134V17H133ZM152 19H153V18H152ZM159 19H160V18L157 19V22L159 21ZM172 19H173V18H172ZM176 19H177V18H176ZM176 19L174 18V21H175ZM231 19H232V18H231ZM243 19H245V18H243ZM246 19H247V18H246ZM16 20H17V19H16ZM38 20H39V19H38ZM38 20H37V21H38ZM41 20H42V19H41ZM43 20H44V19H43ZM56 20H57V21H56ZM68 20H69V19H68ZM76 20H77V19H76ZM177 20H179V19H177ZM177 20H176V21H177ZM181 20H182V19H181ZM211 20H212V19H211ZM233 20H234V19H233ZM236 20H238V19H236ZM236 20H235V21H236ZM259 20H258V21H259ZM29 21H31V19H30ZM35 21H36V19H35ZM35 21H34V22H35ZM46 21H47V20H46ZM62 21H63V20H62ZM65 21H66V20H65ZM94 21H95V19H94ZM131 21H133V20H131ZM137 21H139V19H138ZM145 21H147V18H146ZM145 21H144V22H145ZM148 21H149V20H148ZM150 21H151V20H150ZM155 21H156V20H155ZM171 21H172V20H171ZM174 21H173V22H174ZM187 21H188V20H187ZM219 21H220V20H219ZM244 21H246V20H244ZM256 21H257V20H256ZM1 22H2V21H1ZM4 22H5V20H4ZM26 22H28V21H26ZM32 22H33V21H32ZM41 22H42V21H41ZM43 22H44V21H43ZM58 22H57V23H58ZM63 22H64V21H63ZM67 22H68V21H66L65 23H67ZM80 22H81V21H80ZM120 22H122V21H120ZM126 22H127V21L122 22V23L125 24ZM141 22H142V21H141ZM141 22H138V23H141ZM144 22H143V24H144ZM152 22H153V21H152ZM152 22H151V23H152ZM159 22H161V21H159ZM162 22H166V20H162ZM182 22H184V21H182ZM202 22H203V21H202ZM216 22H217V21H214L215 24H216ZM237 22H238V21H237ZM237 22H236V23H237ZM240 22H242V20H241ZM246 22H247V21H246ZM248 22H249V21H248ZM248 22H247V23H248ZM251 22H252V21H250V23H251ZM261 22H262V21H261ZM261 22H260V23H261ZM5 23H6V22H5ZM16 23H17V22H16ZM16 23H15V24H16ZM36 23H37V22H36ZM39 23H40V21H39ZM39 23H38V26H39ZM44 23H45V22H44ZM44 23H43L44 27H47ZM49 23H50V22H49ZM65 23H64V24H65ZM108 23H109V22H108ZM112 23H113V21H112ZM118 23H119V22H118ZM118 23H117V24H118ZM128 23L130 24V22H128ZM134 23H136V21H135ZM148 23H149V22H148ZM151 23H150V24H151ZM155 23H156V22H155ZM185 23H186V22H185ZM188 23H190V21H188ZM193 23H190V24H193ZM197 23H199V22H197ZM197 23H196V25H197ZM203 23H204V22H203ZM203 23H201V24H203ZM208 23H210V21H208ZM214 23H213V24H214ZM218 23H219V22H218ZM220 23H221V22H220ZM243 23H244V22H243ZM243 23H241V25H242ZM250 23H248V25H250ZM252 23H254V21H253ZM11 24H12V23H11ZM18 24L21 26V24H20L19 22H18ZM34 24H35V23H34ZM41 24H42V23H41ZM46 24H47V23H46ZM83 24H84V23H83ZM143 24H140V25L143 26ZM146 24H147V22L145 23V25H146ZM150 24H149V25H150ZM159 24H160V23H159ZM162 24H163V23H162ZM190 24H188V26H189ZM201 24H199V26L203 27L204 24H203V26H202ZM234 24H235V23H234ZM244 24H245V23H244ZM9 25H10V24H8V26H5V25H3V23L0 24V75H2L3 77L5 76L4 78H6V81L4 80V81H5V82H4V85L7 84V83H9L10 81H13V80L16 78V77H15V72H14V69H16V65H15V64L19 61V60L17 59L18 56H19V59H20V57L23 56V55H21L22 53H20L21 50L18 49V48H20V46L16 48V49L18 50V52H19V50H20V52H19L20 54H19V53L16 51V49H14V48L9 44L10 42H9V43L7 42L6 36H8V34L10 35L11 32H14V27H13V26H15V25H13V24H12L13 26H9ZM16 25H17V24H16ZM29 25H30V24H29ZM31 25H32V24H31ZM60 25H61V26H65V25H62V24H60ZM67 25H68V24H67ZM69 25H70V24H69ZM69 25H68V26H69ZM75 25H76V23H75ZM77 25H78V23H77ZM113 25H114V24H113ZM134 25H136V24H134ZM140 25H139V26H140ZM145 25H144V26H145ZM182 25H184V24H182ZM186 25H187V24H186ZM186 25H185V26H186ZM193 25H195V24H193ZM217 25H218V24H217ZM219 25H220V24H219ZM219 25H218V29H219ZM232 25H233V24H232ZM237 25L239 26L240 23L237 24ZM237 25H236V26H237ZM248 25H247V26H248ZM253 25H255V24H253ZM259 25H260V24H259ZM259 25H258V27H259ZM261 25H262V24H261ZM78 26H79V25H78ZM78 26H77V27H78ZM93 26L98 27L97 24H95V25L92 24V27H93ZM102 26H105V25L102 24ZM111 26H112V25H111ZM125 26H126V25H125ZM141 26H140V28H141ZM147 26H148V25H147ZM152 26H153V23H152ZM159 26H163V25H159ZM174 26H175V25H174ZM190 26H191V25H190ZM197 26H198V25H197ZM215 26H216V25H215ZM215 26H214V27H215ZM238 26H237V27H238ZM245 26H246V25H245ZM262 26H263V25H262ZM262 26H260V28H261ZM22 27H23V26H22ZM22 27H21V28H22ZM26 27H27V26H26ZM29 27H30V26H29ZM33 27H35V26L33 25ZM49 27H50V26H49ZM49 27H48V29H50ZM51 27H52V26H51ZM53 27H54V26H53ZM58 27H60V26H58ZM73 27H74V26H73ZM82 27H83V26H82ZM87 27H89V26H87ZM109 27H110V26H109ZM109 27H108V28H109ZM128 27H129V26H128ZM131 27H133V26H131ZM136 27H138V26H135V27H133V28L135 29ZM149 27H150V26H149ZM163 27H164V26H163ZM169 27H171V26H169ZM175 27H176V26H175ZM206 27H207V26H206ZM210 27H211V25H210ZM216 27H217V26H216ZM216 27H215V28H216ZM222 27H223V26H222ZM227 27H228V26H227ZM239 27H240V26H239ZM239 27H238V28H239ZM248 27H250V26H248ZM248 27H247V28H248ZM251 27H252V25H251ZM258 27H257V29H258ZM263 27H264V26H263ZM263 27H262V29H263ZM27 28H28V27H27ZM35 28H36V27H35ZM42 28H43V27H42ZM54 28H55V27H54ZM79 28H80V27H79ZM98 28H99V27H98ZM113 28H114V27H113ZM126 28H127V27H126ZM133 28H132V29H133ZM142 28H143V27H142ZM150 28H151V27H150ZM152 28H154V27H152ZM155 28H156V27H155ZM164 28H165V27H164ZM172 28H173V27H172ZM172 28H171V29H172ZM178 28H179V27H178ZM207 28H208V27H207ZM230 28H231V29L233 28L234 30L237 31V28H234V27L231 26V25H230V27H228L227 29H230ZM241 28H242V26H241ZM22 29H24V28H22ZM25 29H26V28H25ZM38 29H39V28H38ZM38 29H36V30H37L36 32H38ZM48 29H46V31H47ZM58 29H59V28H58ZM60 29H62V28L60 27ZM110 29H111V28H110ZM114 29H115V28H114ZM114 29H113V31H114ZM132 29H131V30H132ZM137 29H138V28H137ZM143 29H144V28H143ZM145 29H146V28H145ZM161 29H162V28H161ZM161 29L159 30L160 32L162 31ZM174 29L176 30V28H174ZM179 29H180V28H179ZM185 29H186V27H185ZM189 29H190V28H189ZM198 29H200V28L198 27ZM201 29H203V28H201ZM211 29H213V28H211ZM216 29H217V28H216ZM227 29H226V30H227ZM243 29H244V27H243ZM245 29H246V28H245ZM18 30H21V29L19 28ZM71 30H73V29H71ZM71 30H70V31H71ZM84 30H85V29H84ZM100 30H101V29H100ZM116 30H117V29H116ZM139 30H140V29H139ZM147 30H148V29H147ZM151 30H152V29H151ZM155 30H156V29H155ZM177 30H178V29H177ZM182 30H183V29H182ZM182 30L180 29V31H182ZM191 30H192V29H190V30H188V31L191 32ZM193 30H194V29H193ZM196 30H197V28H196ZM209 30H210V28H209ZM241 30H242V29H241ZM258 30H260V29H258ZM16 31H17V29H16ZM31 31H33V30H31ZM44 31H45V29H43V31H41V28H40L38 33H42V34H40V35L43 36ZM60 31H61V30H60ZM60 31H59V32H60ZM78 31H79V30H78ZM78 31H76V32H78ZM80 31H81V30H80ZM80 31H79V32H80ZM86 31H87V30H86ZM89 31H90V30H89ZM91 31H92V29H91ZM101 31H102V30H101ZM109 31H110V30H109ZM109 31H108V32H109ZM121 31H123V30H121ZM125 31H127V30H125ZM143 31H144V30H143ZM145 31H146V30H145ZM145 31H144V32H145ZM180 31H179V32H180ZM188 31H186V33H188ZM199 31L201 32V30H199ZM202 31H203V30H202ZM219 31H222V30H218V31H214V32L218 33ZM229 31L231 32V30H229ZM232 31H233V30H232ZM248 31H249V29H248ZM34 32H35V30H34ZM36 32H35V33H36ZM48 32H49L50 34H52V31L49 30ZM68 32H69V31H68ZM76 32H75V33H76ZM115 32H116V31H115ZM138 32H139V31H138ZM164 32H165V30H164ZM167 32H168V31H166V33H167ZM174 32H175V31H174ZM183 32H184V31H183ZM239 32L241 33V31H239ZM239 32H238V33H239ZM244 32H246V30H245ZM251 32H252V33H253V32L256 33V31H251ZM260 32H261V31H260ZM16 33H17V32H16ZM38 33H36V34H38ZM56 33H57V32H56ZM69 33H70V32H69ZM69 33H68V34H69ZM80 33H81V32H80ZM80 33H78V35H79ZM94 33H95V32H94ZM117 33H118V32H117ZM117 33L115 34V36L117 35ZM146 33H147V31H146ZM152 33L154 34V32H152ZM170 33H172V31H170ZM195 33H196V32H194V34H195ZM197 33H198V32H197ZM201 33H202V32H201ZM204 33H205V32H204ZM207 33H208V32H207ZM207 33H206V34H207ZM220 33H221V32H220ZM235 33H236V32H235ZM242 33H243V31H242ZM242 33H241V34H242ZM247 33H248V32H247ZM254 33H253V34H254ZM258 33H259V32H257V34H258ZM20 34H21V32H20ZM28 34H34V33H27V35H28ZM58 34H59V33H58ZM81 34H82V33H81ZM81 34H80V36H81ZM100 34H101V33H100ZM118 34H119V33H118ZM132 34H133V31H132ZM134 34H135V33H134ZM153 34L151 35V33H150V34L148 33L147 35H150V38H152L151 36H153ZM157 34H158V33H157ZM159 34H160V33H159ZM175 34H176V33H175ZM175 34H174V35H175ZM180 34L182 35L181 32H180ZM206 34H205V35H206ZM241 34H240V35H241ZM244 34H245V33H244ZM27 35H26V36H27ZM38 35H39V34H38ZM40 35H39V36H40ZM52 35H54V34H52ZM59 35H61V36H60V38H61L63 34L61 33V34H59ZM71 35H72V34H71ZM75 35H76V34H74L73 36H75ZM78 35H76L75 38H76ZM98 35H99V34H98ZM102 35H103V34H102ZM109 35H110V34H109ZM135 35H136V34H135ZM142 35H143V34H142ZM155 35H156V34H155ZM167 35H168V34H167ZM171 35H172V34H170L169 36H171ZM178 35H179V34H178ZM184 35H187V34H185V32H184L183 36H184ZM188 35H189V34H188ZM197 35H198V34H197ZM220 35L222 36V34H219V36H220ZM227 35H228V32H227ZM230 35H231V34H230ZM237 35H238V34H237ZM242 35H243V34H242ZM242 35H241V36H242ZM247 35H248V34H247ZM247 35H246V37H247ZM251 35H252V34H251ZM26 36H25V37H26ZM30 36H31V35L27 36V38L30 37ZM39 36H38V37H39ZM46 36H48V35L46 34ZM65 36H66V35L64 34V37L61 38V39H65ZM67 36H68V35H67ZM67 36H66V37H67ZM82 36H83V35H82ZM82 36H81V37H82ZM91 36H92V35H91ZM104 36H105V35H104ZM115 36H113V37H115ZM119 36L121 37L122 35H119ZM176 36H177V34H176ZM179 36H180V35H179ZM190 36H191V34H190ZM190 36H188V38H189ZM201 36H202V35H201ZM209 36L211 37V32L208 33V37H209ZM215 36H218V34H216ZM221 36H220V37H221ZM241 36H238L237 39H238L239 37L242 39L243 36H242V37H241ZM257 36H258V35H257ZM257 36H256V37H257ZM259 36H260V34H259ZM263 36H264V35H263ZM263 36H262V37H263ZM19 37H21V36L19 35ZM31 37H32V36H31ZM31 37H30V38H31ZM34 37H35V36H33V38H31V39H34ZM36 37H37V36H36ZM40 37H41V36H40ZM52 37H53V36H52ZM52 37H51V38H52ZM54 37H55V35H54ZM57 37H58V35H57ZM69 37H70V35L68 36V39H67V40L70 39ZM78 37H79V36H78ZM78 37H77V39H78ZM89 37H90V36H89ZM94 37H95V36H94ZM94 37H92V38H94ZM99 37H101V36H99ZM108 37H109V36H108ZM140 37H141V36L139 35V38H140ZM156 37H158V36H156ZM162 37H163V36H161V38H162ZM193 37L196 38V36H193ZM199 37H200V36H199ZM203 37H204V35L202 36L201 39H203ZM206 37H207V35H206ZM226 37L229 39L228 36H226ZM233 37H234V36H232V38H233ZM244 37H245V36H244ZM244 37H243V38H244ZM246 37H245V39L248 38V37H247V38H246ZM256 37L254 36L253 38H256ZM7 38H8V40H9V37H7ZM22 38H23V36H22ZM22 38H20V39H22ZM42 38H43V37H42ZM47 38H49V37H47ZM51 38H49V39H51ZM55 38H56V37H55ZM55 38H54V39H55ZM75 38H74V39H75ZM86 38H87V37H86ZM86 38H85V39H86ZM90 38H91V37H90ZM104 38H105V37H104ZM117 38H118V37H117ZM117 38H115V39L117 40ZM139 38H137V39H139ZM147 38H149V37H147ZM170 38H172V36H171ZM182 38H183V37H182ZM190 38H192V36H191ZM204 38H205V37H204ZM217 38H218V37H217ZM222 38H223V36H222ZM227 38H226V40H227ZM232 38H231V39H232ZM249 38H250V37H249ZM251 38H252V37H251ZM257 38L259 39V37H257ZM49 39H48V43H49ZM58 39H59V38H58ZM61 39H60V40H61ZM71 39H72V38H71ZM106 39H108V38H105V40H106ZM131 39H132V38H131ZM164 39H166V41H167V38H164ZM168 39H169V37H168ZM179 39H180V38H179ZM186 39H187V38H184V40H186ZM241 39H240V40H241ZM262 39H264V38H262ZM262 39H261V40H262ZM36 40L38 41V39H36ZM39 40H40V38H39ZM75 40H76V39H75ZM81 40H82V39H81ZM100 40H101V39H100ZM100 40H99V41H100ZM135 40H136V39H135ZM151 40H154V39H151ZM172 40H173V39H172ZM175 40H176V39H175ZM175 40H173V41H174L173 43L176 42ZM180 40L183 41L182 39H180ZM187 40H188V39H187ZM191 40H193V39H191ZM197 40L199 41L198 38H196V40H194V41H197ZM210 40H211V39H210ZM216 40H218V39H216ZM226 40H223V41H225V43H226ZM240 40H239V41H240ZM242 40H243V39H242ZM242 40H241L240 42H243V41H244V40H243V41H242ZM251 40H252V39H251ZM254 40H255V39H253V41H254ZM259 40H260V39H259ZM26 41H27V40H26ZM30 41H31V40H30ZM62 41H63V40H62ZM103 41H104V40H103ZM137 41H139V40H137ZM198 41H197V42H198ZM201 41H204V40H201ZM219 41H222V40L219 39ZM227 41L229 42V40H227ZM255 41H256V40H255ZM13 42H14V41H11V43H13ZM18 42H19V41H18ZM22 42H23V41H22ZM63 42H64V41H63ZM63 42H62V43H63ZM71 42H73V40H72ZM77 42H78V40H77ZM83 42H84V41H83ZM85 42H86V41H85ZM106 42H107V40H106ZM108 42H111V39H110ZM113 42H114V41H113ZM145 42H147V41H145ZM154 42H155V41H154ZM157 42H162V41H160V40L157 39ZM177 42H178V41H177ZM183 42H185V41H183ZM197 42H195V43H197ZM232 42H233V41H232ZM234 42H235V40H234ZM258 42H261V41H258ZM29 43H31V42H29ZM48 43H47V40H46V43H45V40H44V43L42 42V45H45V46H47L46 48H49V47H48L49 45H47ZM60 43H61V42H60ZM68 43H69V41H68ZM94 43H95V41H94ZM116 43H117V41H116ZM120 43H121V42H120ZM135 43H138V42H135ZM147 43H148V42H147ZM164 43H166V42H164ZM170 43H171V39H170ZM173 43H172V44H173ZM181 43H182V42H181ZM199 43H200V42H198L197 44H199ZM201 43H203V42H201ZM207 43H209V42H207ZM212 43H214V41H213ZM215 43H216V41H215ZM217 43L220 44L221 42H217ZM223 43H224V42H223ZM236 43H237V42H236ZM236 43H235V44H236ZM254 43H255V42H254ZM14 44H15V43H14ZM34 44H35V43H34ZM65 44H66V43H65ZM65 44H64V45H65ZM81 44H82V43H81ZM96 44H97V43H96ZM112 44H113V43H112ZM166 44H167V43H166ZM172 44H171V45H172ZM184 44H185V43H184ZM204 44H205V43H204ZM229 44H230V43L226 44V46H228ZM233 44H234V43H233ZM244 44H245V43H244ZM244 44L242 43L243 46H244ZM250 44H251V43H250ZM257 44H264V41H262V43H257ZM17 45H18V44H17ZM59 45H60V44H59ZM67 45H68V44H67ZM69 45H71V44L69 43ZM73 45H74V44H73ZM84 45H85V44H84ZM92 45H93V44H92ZM92 45H90V46H92ZM119 45H120V44H119ZM127 45H128V44H127ZM173 45H174V44H173ZM173 45H172V46H173ZM177 45L179 46V43H178ZM202 45H203V44H201V46H202ZM206 45H207V44H206ZM211 45H213V44H211ZM222 45H225V44H222ZM222 45H221L220 47H216V48H218L217 51H219V49L222 48ZM236 45H237V44H236ZM14 46H15V45H14ZM21 46H22V45H21ZM33 46H34V45H32V47H33ZM62 46H63V45H62ZM75 46H76V45H75ZM77 46H81L80 43H79ZM87 46L89 47V45H87ZM94 46H95V45H94ZM98 46H100V45H98ZM101 46H103V45L101 44ZM111 46H112V45H111ZM116 46H117V44H116ZM123 46H124V45H122V47H123ZM129 46H130V45H129ZM146 46H147V45H146ZM175 46H176V45H175ZM175 46H174V47H175ZM185 46H187V45H185ZM191 46H192V45H191ZM213 46H214V45H213ZM213 46H212V47H213ZM216 46H217V45H216ZM231 46H232V45H231ZM234 46H235V45H234ZM234 46H233V48H234ZM237 46H238V45H237ZM237 46H236V47H237ZM243 46H242V47H243ZM254 46H256V45H254ZM254 46H252V47H250V48L253 49ZM261 46H263V45H261ZM261 46H259V47H261ZM15 47H16V46H15ZM35 47H38V46H35ZM35 47H34V48H35ZM51 47H52V46H51ZM51 47H50V48H51ZM58 47H60V46H58ZM72 47L74 48V46H72ZM81 47H82V46H81ZM109 47H110V46H109ZM113 47H114V45L112 46V49H114ZM117 47H118V46H117ZM195 47H196V46H195ZM212 47H211V50H213ZM214 47H215V46H214ZM214 47H213V48H214ZM238 47H240V45H239ZM242 47H241V48H242ZM259 47H254V48H258V51L261 52L262 50H261V49L259 50ZM24 48H25V47H24ZM24 48H23V49H24ZM26 48H27V47H26ZM26 48H25L24 50H26ZM29 48L31 49V47L28 46L27 50H29ZM39 48H40V47H39ZM55 48H57V46H56ZM86 48H87V47H86ZM86 48H84V49H86ZM90 48H91V47H90ZM94 48H95V47H94ZM96 48H97V47H96ZM98 48H99V47H98ZM125 48H126V47H125ZM129 48H130V47H129ZM135 48L138 49L137 47H135ZM151 48H152V47H150V49L148 48L149 51H151ZM155 48H158V47L156 46V47H154V49H155ZM163 48H164V47H163ZM178 48H180V47H178ZM185 48H187V47H185ZM202 48H203V47H202ZM207 48H208V47H206V49H207ZM225 48H226V47H225ZM244 48H245V46H244ZM244 48H243V49H244ZM246 48H247V47H246ZM21 49H22V48H21ZM23 49H22V50H23ZM32 49H33V48H32ZM32 49H31V50H32ZM40 49H41V48H40ZM57 49H59V48H57ZM106 49L109 50V48H107V47H106ZM117 49H118V48H117ZM117 49H116V50H117ZM120 49H121V48H120ZM126 49H127V48H126ZM154 49H153V51H154ZM164 49H167V48L165 47ZM171 49H172V47H171ZM173 49H174V48H173ZM204 49H205V48H204ZM206 49H205V50H206ZM222 49H223L222 51L226 53V50H225L224 48H222ZM234 49H235V48H234ZM234 49H233V51H234ZM239 49H240V48H238L237 50H239ZM248 49H249V48H248ZM24 50H23V51H24ZM51 50H53V49H51ZM59 50H60V49H59ZM95 50H96V49H95ZM97 50H98V49H97ZM123 50H124V49H123ZM132 50H133V49H132ZM144 50H145V49H144ZM183 50H184V51H187L186 49H183ZM190 50H191V49H190ZM190 50H189V51H190ZM192 50H193V49H192ZM209 50H210V49H209ZM215 50H216V49H215ZM215 50H214V51H215ZM228 50H229V49H228ZM245 50H246V49H245ZM255 50H256V49H255ZM263 50H264V48H263ZM23 51H22V52H23ZM37 51H38V50H37ZM42 51H44L43 48H42ZM47 51H49V50L47 49ZM53 51H57V50L55 49V50H53ZM61 51H62V50H61ZM72 51H73V50H72ZM77 51H78V49H77ZM92 51H93V50H92ZM99 51H100V50H99ZM119 51H121V50H119ZM126 51H127V50H126ZM126 51H125V53H128V52H126ZM128 51H129V50H128ZM137 51L139 52V50H137ZM137 51H135V52H137ZM153 51H152V53H154ZM158 51H159V50H157V52H158ZM174 51H177V50H174ZM195 51H196V50H195ZM214 51H213V52H214ZM243 51H244V50H243ZM248 51H250V50H248ZM251 51H253V50H251ZM256 51H257V50H256ZM24 52H25V51H24ZM29 52H31V53L33 52V53H34L35 51L33 50V51H29ZM40 52H41V51H40ZM40 52H39V53H40ZM74 52H75V51H74ZM74 52H73V54H74ZM78 52H79V51H78ZM78 52H76V54H77ZM87 52H89V51L87 50ZM87 52H86V53H87ZM96 52H97V51H96ZM101 52H102V51H101ZM114 52H116V51H114ZM123 52H124V51H123ZM123 52H121V53L123 54ZM163 52H164V51H163ZM177 52H178V51H177ZM180 52H183V51H179V53H180ZM191 52H192V51H191ZM205 52H207V51H205ZM205 52H204V53H205ZM210 52H211V51H210ZM219 52H220V51H219ZM234 52H235V51H234ZM239 52H240V50H239ZM241 52H242V51H241ZM245 52H247V50H246ZM17 53H18V56H17ZM31 53H30V54H31ZM33 53H32V54H33ZM35 53H36V52H35ZM35 53H34V54H35ZM44 53H45V51H44ZM48 53L50 54V52H48ZM62 53H63V51H62ZM64 53H65V51H64ZM64 53H63V55H64ZM70 53H71L70 56H72V55H73L72 52H70ZM112 53H113V52H112ZM129 53H130V52H129ZM133 53H134V52H133ZM133 53H132V54H133ZM169 53H170V50H169ZM188 53H189V52H188ZM221 53H222V52H221ZM252 53H254V55H255L256 52L254 51V52H252ZM24 54H25V53H24ZM42 54H43V53H42ZM49 54H48V56H49ZM78 54H79V53H78ZM109 54H110V53H109ZM139 54H140V53H139ZM146 54H147V53H146ZM161 54H162V53H161ZM205 54H206V53H205ZM208 54H209V52H208ZM210 54H212V52H211ZM210 54H209V55H210ZM215 54L218 55L219 53L214 52V57H215V56L218 57V56L215 55ZM243 54H244V53L239 54V59H240V56L243 55ZM257 54H258V53H257ZM259 54H260V53H259ZM261 54H262V52H261ZM25 55H26V54H25ZM27 55H28V53H27ZM35 55H37V54H35ZM46 55H47V54H46ZM51 55H52V51H51ZM85 55H86V54H85ZM87 55H88V54H87ZM93 55H94V54H93ZM102 55H103V54H102ZM117 55H118V52H117ZM129 55H130V54H129ZM137 55H138V54H137ZM142 55H143V52H142L140 58L142 57ZM170 55L172 56V54H170ZM175 55L177 56V54H175ZM178 55H179V54H178ZM182 55H183V54H182ZM182 55H181V57H179V58L182 59ZM191 55H193V53H192ZM219 55H220V54H219ZM225 55H227L228 58H229V55H230V54H227V53H226ZM236 55H238V53H237ZM236 55H235V53H234V56H233V57H235ZM248 55H249V54H248ZM32 56H33V55H32ZM37 56H38V55H37ZM39 56H40V55H39ZM42 56H43V55H41V57H42ZM53 56H54V55H53ZM56 56L59 57V55H57V54H56ZM56 56H54V57H56ZM65 56H66V55H65ZM75 56L78 57L77 55H75ZM79 56H80V54H79ZM98 56H99V55H98ZM110 56H111V54H110ZM112 56H113V55H112ZM123 56H125V55L123 54ZM130 56L133 57V55H130ZM130 56H128V57H130ZM135 56H136V55H135ZM138 56H139V55H138ZM147 56H148V55H147ZM147 56H146V57H147ZM171 56H170V58H171ZM173 56H174V54H173ZM173 56H172V57H173ZM189 56H190V55H189ZM189 56L187 55V58L184 56V57L187 59V61H188ZM195 56H196V55H195ZM227 56H226V57H227ZM231 56H232V55H230V57H231ZM249 56H250V55H249ZM252 56H253V55H252ZM16 57H17V58H16ZM23 57H25V56H23ZM27 57H29V56H27ZM41 57H38V58H41ZM43 57H44V56H43ZM50 57H51V56H50ZM60 57H61V55H60ZM60 57H59V59H61ZM91 57H92V56H91ZM93 57H94V56H93ZM106 57H107V56H106ZM126 57H127V56H126ZM143 57H145V56H143ZM143 57H142V59H143ZM146 57H145V58H146ZM148 57H150V56H148ZM162 57L164 58V54H163ZM166 57H167V56H166ZM166 57H165V58H166ZM174 57H175V56H174ZM211 57H212V56H211ZM211 57H210V58H211ZM216 57H215V59H217ZM250 57H251V56H250ZM258 57L260 58V56H258ZM261 57H262V56H261ZM263 57H264V56H263ZM25 58H26V57H25ZM29 58H30V57H29ZM29 58H27V59L30 61ZM34 58L36 59V57H34ZM45 58H46V57H45ZM52 58H53V57H52ZM62 58H64V57H62ZM82 58H83V57H82ZM88 58H89V57H88ZM97 58H98V57H97ZM102 58H103V57H102ZM113 58H114V57H113ZM115 58H117V57H115ZM118 58H119V55H118ZM153 58H155V57H153ZM156 58H157V57H156ZM158 58H159V57H158ZM158 58H157V59H158ZM160 58H161V57H160ZM165 58H164V59H165ZM167 58H168V57H167ZM170 58H168V59H170ZM191 58H193V57H190L189 60H190ZM196 58H197V57H196ZM212 58H213V57H212ZM221 58H223V57H221ZM221 58H220V60H221ZM243 58H244V57H243ZM254 58H256V60H258L257 57H254ZM35 59H32V57H31V60H32V61H34ZM69 59H70V58H69ZM75 59H76V58H75ZM80 59H81V58H80ZM80 59H79V60H80ZM100 59H101V58H100ZM120 59H121V58H120ZM123 59H124V58H123ZM146 59L148 60L149 58H146ZM172 59H173V58H172ZM181 59H180V60H177V57L174 58L175 61H178V62H179V65L181 64V63H180ZM201 59L203 60V57H202ZM225 59H226V58H225ZM229 59H230V58H229ZM229 59H228V60H229ZM236 59H238V58L236 57ZM241 59H242V56H241ZM241 59H240V60H241ZM245 59H246V58H245ZM250 59H251V58H250ZM16 60H17V61H16ZM28 60H26V61H27L26 63H28V64H25V65H26V66H28V65L33 66L32 64H29L30 62H28ZM36 60L38 61V60H40V59H36ZM42 60H43V59H42ZM62 60H63V59H61V61H62ZM65 60H68V59H65ZM71 60H72V59H71ZM79 60H77L78 63H76V64H78V65H79V63H81V60H80V62H79ZM147 60H146V61H147ZM149 60H150V59H149ZM149 60H148V62H147L146 65L150 64V63H149ZM159 60H160V59H159ZM161 60H162V59H161ZM191 60H192V59H191ZM194 60H195V59H194ZM206 60H207V59H204L205 62H206ZM208 60H209V59H208ZM208 60H207V63H206V64H208V63H210V62H212V61H214V63H216L215 60H212V61H208ZM260 60L262 61V58H261ZM20 61L23 63V60H20ZM24 61H25V60H24ZM40 61H41V60H40ZM43 61H45V60H43ZM43 61H42V62H43ZM46 61H47V60H46ZM58 61H59V60H58ZM77 61H76V62H77ZM86 61H87V60H86ZM113 61H115V59H114ZM120 61H121V60H120ZM130 61H131V60H130ZM132 61H133V60H132ZM135 61H137V60H135ZM144 61H145V60H144ZM146 61H145V62H146ZM154 61H156L155 63H159V61H157V60H154ZM164 61H165V60H164ZM166 61H168V60H166ZM185 61H186V60H185ZM185 61L183 60V63H184ZM200 61H201V60H200ZM223 61H224V60H223ZM226 61H227V60H226ZM226 61H225V62H226ZM231 61H232V60H231ZM236 61H237V60H236ZM34 62H35V61H34ZM65 62H66V61H65ZM87 62H88V61H87ZM94 62H95V61H94ZM115 62H116V61H115ZM117 62H119V61L117 60ZM117 62H116V63H117ZM139 62H141V61H139ZM151 62H152V61H151ZM160 62H161V61H160ZM191 62H192V61H191ZM194 62H195V61H193L192 63L195 65L196 63H194ZM196 62H197V61H196ZM218 62H219V61H218ZM228 62H229V61H228ZM234 62H235V60H234ZM249 62H251V61H249ZM249 62H248V63H249ZM257 62L260 63V61H257ZM263 62H264V61H263ZM263 62H262V63H263ZM31 63H32V62H31ZM50 63L52 64V62H50ZM56 63H57V62H56ZM56 63H55V64H56ZM62 63H63V62H62ZM83 63H84V61H83ZM83 63H82V66H83ZM98 63H99V61H98ZM98 63H97V64H98ZM102 63H103V62H102ZM111 63H112V61H111ZM111 63H110V64H111ZM113 63H114V62H113ZM120 63H121V62H120ZM129 63H130V62H129ZM163 63H165V62H163ZM169 63H170V60H169ZM169 63L167 62L168 66H169ZM172 63H173V62H172ZM174 63H175V62H174ZM174 63H173V64H174ZM176 63H177V62H176ZM187 63H189V62H187ZM192 63L185 64V65H189V67H191V64H192ZM200 63H201V62H200ZM222 63H223V62H222ZM222 63H221V64H222ZM226 63H227V62H226ZM238 63L240 64V62H238ZM251 63H252V62H251ZM253 63H256V62H253ZM258 63H256V64H258ZM20 64H21V63H20ZM38 64H40V62H38ZM47 64H48V62H47ZM51 64H50V65H51ZM55 64H54V62H53V65H54V66H55ZM57 64L60 65L59 62H58ZM70 64H73V65H74L75 63H71V61H70ZM97 64H96V66H98V68L100 69L101 67H99V65H97ZM104 64H105V62H104ZM106 64H107V63H106ZM110 64H109V67H111V66L113 65V64H112V65L110 66ZM117 64H118V63H117ZM124 64H125V63H124ZM170 64H171V63H170ZM193 64H192V66L194 67ZM203 64H204V63H203ZM203 64H202V65H203ZM206 64H204V67H205V68L208 67ZM211 64H213V63H211ZM211 64H210V65H211ZM236 64H237V63L235 62V63H234V66H235ZM243 64H244V63H243ZM245 64H246V63H245ZM245 64H244V65H245ZM23 65H24V63H23ZM40 65H42V64H40ZM40 65H39V66H40ZM43 65H44V69H45L47 66H49V65H47V66L45 67V64H44V63H43ZM73 65H72V66H73ZM84 65H85V63H84ZM90 65H91V64H90ZM101 65H103V64H101ZM114 65H115V64H114ZM114 65H113V66H114ZM118 65H121V64H118ZM130 65H132V64H130ZM130 65H129V66H130ZM133 65H136V64H133ZM133 65H132V66H133ZM138 65H141V63L138 64ZM146 65H145V66L142 65V66L145 68ZM151 65H152V63L150 64V67H151ZM160 65H162V64H160ZM196 65H198V64H196ZM210 65H209V67H208L209 70H210V67H211ZM222 65L224 66L225 64H222ZM226 65H227V64H226ZM228 65H230V64L228 63ZM232 65H233V62H232ZM253 65H254V64H253ZM259 65H261V64H259ZM262 65L264 66V64H262ZM17 66H18V65H17ZM21 66H22V64H21ZM36 66H37V65H36ZM39 66H37V68H39ZM65 66H66V65H65ZM67 66H68V65H67ZM72 66L69 65L68 67H72ZM88 66H89V65H88ZM88 66H87V68H88ZM91 66H92V65H91ZM93 66H94V64H93ZM93 66H92V67H93ZM103 66H104V65H103ZM121 66H122V65H121ZM136 66H137V65H136ZM175 66H176V65H175ZM177 66H178V65H177ZM199 66H200V64H199ZM212 66L216 67L217 65L215 66V65L213 64ZM234 66H233V67H234ZM254 66H256V65H254ZM254 66H252V67H254ZM263 66H262V67H263ZM24 67H25V66H24ZM34 67H35V64H34ZM49 67H50V66H49ZM49 67H48V68H49ZM55 67H56V66H55ZM59 67H60V66H59ZM63 67H64V66H63ZM63 67H62V68H63ZM107 67H108V64H107ZM139 67H140V66H139ZM143 67H141V68H143ZM152 67H153V66H152ZM158 67H160V66H158ZM165 67H167V66H165ZM173 67H174V65H173ZM181 67H182V65H181ZM202 67H203V66H202ZM202 67H199V68H197V69H203L204 67H203V68H202ZM224 67L226 68L227 66H224ZM224 67H222V68L220 69V71H223V73H225L224 70H226V69L222 70ZM236 67H237V66H236ZM257 67H258V68H257ZM257 67H256V70H255V71H257L259 68H261V66H260V67L257 66ZM19 68H20V67H19ZM19 68L17 67V70H18ZM52 68H53V67H52ZM56 68H57V67H56ZM65 68H66V67H65ZM79 68H80V67H79ZM95 68H96V67H95ZM95 68H94V69H95ZM102 68H103V67H102ZM104 68H105V67H104ZM104 68L101 69V71H102V70H105ZM118 68L120 69V67H117V72H118ZM129 68H130V67H129ZM129 68L126 67V69H129ZM132 68H133V67H132ZM132 68H130V69H131V70H135V69H136L135 67H134L135 69H132ZM137 68H138V67H137ZM144 68H143V69H144ZM146 68H147V67H146ZM146 68H145V70H146ZM168 68H170V66H169ZM168 68H167V69H168ZM175 68H176V67H175ZM183 68L185 69V67H183ZM186 68H187V67H186ZM205 68H204V69H205ZM239 68H241V67H239ZM245 68H246V67H245ZM250 68H251V67H250ZM254 68H255V67H254ZM24 69H25V68H24ZM27 69H28V68H27ZM31 69H32V68H31ZM31 69H30V70H31ZM39 69H40V68H39ZM66 69H67V68H66ZM92 69H93V68H91V70H92ZM96 69H97V68H96ZM108 69L110 70V68H108ZM124 69H125V65H124ZM126 69H125V70H126ZM139 69H140V68H139ZM151 69H152V68H151ZM158 69H159V68H158ZM172 69H173V68H172ZM190 69L192 70V68H190ZM197 69H195V70H197ZM204 69H203V70H204ZM206 69H207V68H206ZM206 69H205V70H206ZM208 69H207V70H208ZM215 69H216V68H215ZM217 69H218V67H217ZM217 69H216V70H217ZM230 69H231V68H230ZM247 69H248V68H247ZM252 69H253V68H252ZM262 69H264V67H263ZM262 69L259 70V73L262 72V71H261ZM41 70H43V69H41ZM63 70H64V69H63ZM63 70H62V71H63ZM67 70H68V69H67ZM71 70H72V69L70 68L69 71H71ZM84 70H86L85 67H84ZM84 70H83V71H84ZM88 70L90 71V68H89ZM121 70H122V72L125 71V70L123 71V69H121ZM131 70H127V72L129 71V72L131 73ZM136 70H138V69H136ZM141 70H142V69H141ZM141 70H140V71H141ZM148 70H150V69H148ZM154 70H155V69H154ZM160 70H161V69H160ZM162 70H163V69H162ZM162 70H161V71H162ZM174 70H176V69H174ZM182 70H183V69H182ZM185 70H187V69H185ZM191 70H189V71H185V72H188L189 75H191V74H190V73L192 72ZM207 70H206V71H207ZM242 70H243V69H242ZM20 71H21V69H20ZM34 71H35V70H34ZM39 71H40V70H39ZM47 71H48V73L50 74V71H49V70H47ZM47 71H46V69L44 70L45 73H47ZM58 71H60V73H61V72H62V71H61V68H60V70L58 69ZM58 71H57V72H58ZM86 71H87V70H86ZM112 71H113V70H112ZM152 71H153V70H152ZM156 71H158V70H156ZM167 71H169V70H167ZM200 71H201V70H200ZM226 71H227V70H226ZM237 71H238V69L235 70V72H237ZM246 71H247V70H246ZM246 71H245V73H246ZM249 71H250V70H249ZM251 71H252V70H251ZM16 72H17V71H16ZM37 72H38V71H37ZM37 72L34 73V74H32V73L29 72V73L31 74L30 77H31L32 75H36V74H38ZM44 72H43V73H44ZM53 72H55V71H53ZM57 72H56L55 74H52L51 76H54V75L58 74ZM64 72H66V71H64ZM74 72H76L75 69H74ZM79 72H80V71H79ZM79 72H78V73H79ZM90 72H92V71H90ZM90 72H89V74H90ZM93 72H95V70H94ZM96 72H97V73H96L95 75H98V69H97ZM99 72H100V70H99ZM106 72H107V71H106ZM158 72H159V71H158ZM163 72H164V71H163ZM163 72H162V73H163ZM169 72H170V71H169ZM207 72H208V71H207ZM207 72H206V73H207ZM213 72H215V71H213ZM217 72H218V71H217ZM20 73L22 74V72H20ZM24 73H26V71H25ZM29 73H28V74H29ZM39 73H40V72H39ZM43 73H42V74H43ZM62 73H63V72H62ZM68 73L70 74V72H68ZM81 73H82V72H81ZM100 73H101V72H100ZM103 73H104V72H103ZM107 73H108V72H107ZM110 73H111V72H110ZM114 73H115V72H114ZM130 73H129V74H130ZM133 73L136 74V72H133ZM145 73H146V72H145ZM148 73H149V72H147V74H148ZM150 73H151V72H150ZM154 73H155V72H154ZM162 73H161V74H162ZM176 73H178V71H177ZM176 73H175V74H176ZM203 73L206 74L205 71H204ZM215 73H216V72H215ZM215 73H214V74H215ZM237 73H239V72H237ZM250 73H251V72H250ZM262 73H263V72H262ZM21 74H20V75H21ZM82 74H83V73H82ZM87 74H88V73H87ZM118 74H119V73H118ZM125 74H126V71H125ZM156 74H157V73H156ZM161 74H160V75H161ZM163 74H166V73L164 72ZM163 74H162V75H163ZM172 74H174V72H172ZM175 74H174V75H175ZM184 74H185V73H184ZM192 74H193V75H191V76H196V74L199 75V74H201V73H199V72H194V71H193ZM212 74H213V73H212ZM214 74H213V75H214ZM217 74H218V73H217ZM217 74H216V75H217ZM241 74H242V73H241ZM257 74H258V72H257ZM25 75H26V74H25ZM25 75L22 76L23 79L25 78ZM46 75H47V74H46ZM60 75H62V74H59V78H60ZM64 75H65V73H64ZM64 75H63V76H64ZM72 75H73V73H72ZM75 75H76V74H75ZM75 75H74V76H75ZM95 75H94V76H95ZM99 75H100V74H99ZM104 75H105V74H104ZM108 75H109V74H108ZM119 75H120V74H119ZM123 75H124V74L122 73L121 76H123ZM127 75H128V74H127ZM139 75H144V74H139ZM139 75H138V76H139ZM145 75H146V74H145ZM174 75H173L172 78H174ZM178 75H179V73H178ZM181 75H182V72H181ZM207 75H208V74H207ZM213 75H211V76H213ZM218 75H219V74H218ZM238 75H239L238 78L240 79L244 74H242V75L240 76V73H239ZM253 75H256V73H253ZM258 75H261V73L258 74ZM79 76L81 77V75H79ZM102 76H103V74H101V77H100V76H97L96 78H99V79L102 78L103 80H106V76L104 77L105 79H104ZM111 76H112V75H111ZM117 76H118V75H117ZM135 76H136V75H135ZM150 76H151V75H150ZM163 76H164V75H163ZM163 76H161L162 79L164 78ZM165 76L167 77L168 74L165 75ZM182 76H183V75H182ZM182 76H181V77H182ZM187 76H188V74H187L186 77H185V78H186V81L188 80V79H187ZM200 76H202V75H200ZM203 76H204V75H203ZM203 76H202V77H203ZM209 76H210V75H208V77H209ZM214 76H215V75H214ZM246 76H248L249 78L253 77L252 74H251V76H249V74H248V75L246 74ZM0 77H1V76H0ZM17 77H18V76H17ZM30 77H29V78H30ZM43 77H45V75H44ZM55 77L58 79V76H55ZM66 77H67V76H66ZM69 77H70V76H69ZM88 77L90 78V76H88ZM125 77H126V76L124 75V78H123L124 81H125L126 78H127V77H126V78H125ZM129 77L131 78V77H133V76H129ZM139 77H140V76H139ZM139 77H138L137 79H140V78L143 77V76H141L140 78H139ZM158 77H159V78H157V77H155V78L160 79V76H159V75H158ZM179 77H180V75H179ZM179 77H176L175 79H178ZM188 77H189V76H188ZM202 77H201V78H200V77H197V78H200V80L203 81V80H204V77H203V78H202ZM208 77H207V78H208ZM226 77H227V75H226ZM248 77H247V78H248ZM255 77H256V76H255ZM257 77H258V76H257ZM257 77H256V78H257ZM262 77L264 78V74L262 75ZM18 78H19V77H18ZM26 78H27V77H26ZM48 78H49V76H48ZM61 78H62V77H61ZM64 78H65V77H64ZM64 78H62L63 80H62V82H61V83H63V84H64V82H67ZM70 78H71V77H70ZM81 78L83 79L84 77H81ZM91 78H94V77L91 76ZM91 78H90V79H91ZM96 78H94V79H96ZM110 78L112 79V77H110ZM110 78H109V79H110ZM134 78H135V77H134ZM143 78H145V77H143ZM143 78H142V79H143ZM151 78H153V77H151ZM168 78H170V77H168ZM172 78H171V79H172ZM207 78H206V79H207ZM215 78H217V77L215 76ZM219 78H220V76H219L217 79H219ZM238 78H237V79H238ZM244 78L246 79V77H244ZM256 78H254V79L252 78V79H253L254 81H256V80H255ZM1 79H2V77H1ZM42 79H43V78H42ZM71 79H72V78H71ZM73 79H74V81H76L75 78H73ZM76 79H78V78L76 77ZM86 79H88V78H86ZM99 79H98V80H99ZM102 79H100V80H102ZM137 79L135 78L134 80H137ZM142 79H141V80H142ZM157 79H156V80H157ZM175 79H174V81H175ZM179 79H180V78H179ZM181 79H182V78H181ZM183 79H184V78H183ZM191 79H192V78H191ZM210 79H211V77H210ZM217 79L214 80V79L212 78L209 82H211V81H212V82H213V81H216V82H217ZM221 79H223V78H221ZM230 79H231V78H230ZM232 79H234V78H232ZM239 79H238V80H239ZM245 79H244V80H245ZM259 79L261 80V76L259 77ZM25 80H26V79H25ZM27 80H28V79H27ZM40 80H41V79H40ZM45 80H46V79H44V82H45ZM47 80H48V79H47ZM47 80H46V81H47ZM100 80H99V81H100ZM114 80H115V79H114ZM116 80H118V78H117ZM127 80L130 81V79H127ZM132 80H133V79H132ZM160 80H161V79H160ZM166 80H169V79H166ZM195 80H196V79H195ZM207 80H209V78H208ZM207 80H206V81H207ZM234 80H236V77H235ZM242 80H243V78H242ZM246 80H247V79H246ZM28 81H29V80H28ZM31 81H32V80H30L29 82H31ZM33 81H34V80H33ZM37 81H38V80H36V82H37ZM51 81H52V80H51ZM53 81H56V79H54ZM59 81H61V80H59ZM63 81H64V82H63ZM68 81H70L69 78H68ZM84 81H85V79H84ZM90 81H91V80H90ZM90 81H89V82H90ZM92 81H93V80H92ZM92 81H91V82H92ZM96 81H97V79H96ZM96 81H94V82H96ZM111 81H112V80H111ZM120 81H121V80H120ZM120 81H119V82H120ZM139 81H140V80H139ZM147 81H148V80H147ZM147 81H146V83H147ZM176 81H177V80H176ZM191 81H193V80H191ZM197 81H198V80H197ZM197 81H196V82L193 81V83L196 84ZM206 81H205V82H206ZM247 81H248V80H247ZM251 81H252V80H251ZM261 81L263 82V79H262ZM24 82H25V81H24ZM41 82L43 83L42 80H41ZM41 82L39 81L40 84H42ZM56 82H57V81H56ZM72 82H73V81H72ZM101 82L103 83V81H101ZM101 82H100V83H101ZM114 82H115V81H114ZM119 82H116V83H114V84L116 85V84L119 83ZM137 82H138V80H137ZM151 82H155V81H151ZM158 82H159V81H158ZM163 82H164V81H163ZM163 82L160 81V83H157V81H156V83H157V87H156V84H154L153 87H152V85H151V87H152V88H157L156 91H160V92L166 90V91H164V92H166V93H167V90H169V89L174 90V92H173V91H172V92L175 93V97H174L175 99L173 98V100H175V101H173V100L171 101V100H170V99L173 97V96H172L173 94H171V96H170L171 98H169V97L166 98V97H165L166 95L163 96V97H165L167 100H168V98H169L170 102H169V101H168V102H169L170 104H171V102H172V103L174 102L172 105L176 104L177 101H180V102H182L181 104H184V106H183L182 109H181V111L184 112V114H182V112L180 111V108H181V107H177V106H176L177 108H176V107H173V108L176 109V110H175V109H174V110H175L177 113H179V115H185V112L191 111L192 109L198 107L197 105H194L195 103H194V104H190V103L188 104L189 100L192 99V95H194V94H192L193 91H194V90H197V91H198V89H194L195 84H194V85L192 84V85H193V88H192V90L190 89V91H191L192 93H190V92H187V89H186V88L188 87V83H187V85H186L185 83H183V84H185V85H184V86L181 85L182 88H181V86H180V88H179L180 90H179L178 88H176L175 86H173L174 84L177 85V82H175V83L173 84V82L170 81V83L172 84V85L170 84V86H168L169 84L166 83V84H168V85H166V86H168V87H166V88H165V86H164L165 83H163ZM179 82H181V81L179 80L178 83H179ZM188 82H190V81H188ZM212 82H211V83H212ZM216 82H214L213 84L216 85V84H215ZM229 82H231V81H229ZM232 82H233V84H234V81H232ZM237 82H238V81H237ZM240 82H242L241 79H240ZM1 83H2V81H1ZM1 83H0V84H1ZM15 83H16V82H15ZM19 83H20V82H19ZM21 83H22V82H21ZM51 83H52V82H50V84H51ZM53 83H54V82H53ZM59 83H60V82H59ZM68 83H69V82H68ZM73 83H74V82H73ZM73 83H72V85L75 86V83H74V84H73ZM78 83H79V82H78ZM78 83H76V84L78 85ZM84 83H85V82H84ZM123 83H125V82H123ZM126 83H128V82H126ZM126 83H125V84H126ZM181 83H182V82H181ZM190 83H191V82H190ZM190 83H189V84H190ZM199 83H202V82H198L197 84H199ZM219 83H220V81H219ZM249 83H250V81H248V86H249ZM11 84L13 85V83H11ZM11 84H10V85H11ZM27 84H28V82H27ZM34 84H35V83H34ZM40 84H37V85H40ZM47 84L50 85L49 83H47ZM63 84H61V85H63ZM88 84H89V83H88ZM92 84H93V83H92ZM92 84H91V87L94 88V87L92 86ZM94 84H95V83H94ZM98 84H99V83H98ZM114 84H113V85H114ZM133 84H137V85H139V83H136V82H134ZM133 84H132V85H133ZM144 84H145V83H144ZM149 84H151V83H149ZM149 84H148V85H149ZM197 84H196V85H197ZM202 84H204V83H202ZM206 84H207V83L204 84V87L206 86ZM221 84H224V81H223V83H222V81H221ZM227 84H228V83H227ZM231 84H232V83H230V86H231ZM237 84H238V83H236V85H237ZM252 84H253V83H251V85H252ZM254 84H255V82H254ZM256 84H260V83H256ZM8 85H9V84H8ZM28 85H29V84H28ZM42 85H44V84H42ZM89 85H90V84H89ZM108 85H110V84H108ZM111 85H112V84H111ZM148 85H146V87H147ZM192 85H191V86H192ZM200 85H201V84H200ZM200 85H199V86H200ZM208 85H210V83L207 84V86H208ZM218 85H219V84H218ZM236 85H235V86L233 85V87H232V86H231V87L237 89V88H240L241 86H243V83H242V85H241L240 87H239L238 85H237V86H236ZM262 85H263V84H262ZM15 86H16V85H15ZM24 86H25L26 88L29 87V86H26V85H24ZM40 86H41V85H40ZM45 86H46V85H45ZM52 86H53V85H52ZM65 86H67V85H64V87H65ZM80 86H81V84L79 83V86H76V88H74V89L82 88V86H81V87H80ZM84 86H87V84H84ZM84 86H83V87H84ZM103 86H104V85H103ZM116 86H117V85H116ZM121 86L123 87V85H121ZM124 86L126 87V85H124ZM140 86H141V85H140ZM140 86H138V87H140ZM142 86H143V85H142ZM142 86H141V87H142ZM202 86H203V85H202ZM202 86H201V87H202ZM230 86H229V87H230ZM245 86H246V85H245ZM245 86H244V88H245ZM254 86H255V85H254ZM5 87H6V86H5ZM11 87L13 88V90H14V89H17V88H14L13 86H11ZM16 87H17V86H16ZM18 87H19V86H18ZM20 87H21V85H20ZM30 87H32V86H30ZM34 87H36V85H35ZM55 87L57 88V86H55ZM55 87H54V90H55ZM60 87H61V86H60ZM60 87H59V88H60ZM67 87H68V86H67ZM70 87H71V86H70ZM88 87H89V86H88ZM104 87H105V86H104ZM112 87H114V86H112ZM146 87H143V88H145L144 91H146ZM151 87H150V88H151ZM204 87H203V88H204ZM210 87H211V86H210ZM216 87H217V86H216ZM216 87H213V89H215V91H216V92H215L216 94H217V93L219 94V92H220L221 90H222V91H225V90H226V89L223 90V89L221 88V86H219V87H220V91L217 92V90H219V89H218L219 87H218V88H216ZM227 87H228V85H227ZM236 87H237V88H236ZM251 87H252V86H250V88H251ZM257 87H260V88H261V91H260V92L263 93V89H262L263 87H261V86H257ZM257 87H256V88H257ZM38 88H39V87H37L36 90H37ZM62 88H63V87H62ZM95 88H96V90L99 89V88H97V85H96ZM102 88H103V87H102ZM105 88H106V87H105ZM109 88H110V87H109ZM117 88H118V87H117ZM120 88H121V87H120ZM127 88H130V87H127ZM132 88H135V90L132 91V92H134L135 95H136V93H137V92H135L136 90L138 91V94H140V93H139L140 91H139L138 89H141V88H138V89H137L136 87H133V86H132V87L130 88V90H131ZM143 88H142V89H143ZM190 88H191V87H190ZM196 88H199V87H196ZM203 88H202V89H203ZM211 88H212V87H211ZM246 88H247V87H246ZM252 88H253V87H252ZM252 88H251V89L248 88V90H246V91L252 90ZM260 88H259V89H260ZM7 89H8V88H7ZM19 89H20V88H19ZM39 89H41V88H39ZM39 89H38V91H40ZM46 89H47V88H46ZM48 89L50 90V89H51V86L48 87ZM57 89H58V88H57ZM107 89H108V87H107ZM115 89H116V88H115ZM118 89H119V88H118ZM206 89H207V88H206ZM209 89H210V88H209ZM242 89H243V88H242ZM253 89H254V88H253ZM259 89H257V90H259ZM1 90H3V89H1ZM8 90H9V89H8ZM10 90H12V89L10 88ZM10 90H9V92H6V93H7V94L9 93V96L13 97V95L15 94V92H14V94H12V91H10ZM22 90H23V89H22ZM30 90H32V89L30 88ZM60 90H61V88H60ZM60 90H59V91H60ZM62 90H63V89H62ZM62 90H61V91H62ZM67 90H68V89H66V91H67ZM85 90H87V89L84 87V91H85ZM105 90H106V89H105ZM105 90H104V92H105ZM121 90H122V89H121ZM150 90H152V92L155 93V91H154L155 89H154V90H153V89H150ZM150 90H148L147 92H150ZM188 90H189V89H188ZM257 90H256V91H257ZM6 91H7V90H6ZM14 91H15V90H14ZM24 91H26V90L24 89ZM51 91H52V90H51ZM51 91H50V92H51ZM57 91H58V90H57ZM59 91H58V92H59ZM63 91H65V90H63ZM72 91H75V90L72 89ZM87 91H88V90H87ZM87 91H85V93H86ZM89 91H90V90H89ZM91 91H92V92H95L94 89L91 90ZM111 91H112V90H111ZM116 91H117V90H116ZM116 91H115V92H116ZM118 91H120V89H119ZM118 91H117V92H118ZM122 91H125V90H122ZM126 91H127V89H126ZM126 91H125V93H126ZM200 91H201V89H200ZM210 91H211V89H210ZM242 91L244 92L245 90H242ZM252 91H254V93H255V96H254V98H253L254 100H255V97H256V98H259V97L261 98V97L264 96V95L262 94L263 96H262V95H259V97H257L256 94H257L258 92L256 93V92H255V89L252 90ZM252 91H251V92H252ZM27 92H28V91H27ZM29 92H30V91H29ZM29 92H28V93H29ZM31 92H32V91H31ZM47 92H48V90H47ZM55 92H56V90H55ZM68 92H69V91H68ZM76 92H77V91H76ZM81 92H82V91H81ZM81 92H79V93L81 94ZM96 92H97V91H96ZM108 92H109V91H108ZM108 92H107V93H108ZM112 92H114V91H112ZM115 92H114V93H115ZM117 92H116V93H117ZM152 92H150V93H152ZM164 92H163V93H164ZM198 92H199V91H198ZM201 92H202V91H201ZM227 92H230V91H227ZM239 92H240V90L238 89V94H239ZM0 93H2V92H0ZM16 93H17V92H16ZM19 93H21V91H20ZM36 93H37V92H36ZM42 93L45 94V93H44V89H43V92H42ZM59 93H60V92H59ZM71 93H72V92H71ZM71 93H70V95H71ZM85 93H84V94H85ZM118 93H119V92H118ZM120 93H121V92H120ZM122 93H123V92H122ZM125 93H124V94H125ZM128 93L130 94V91H128ZM128 93L126 94V96H130V95H128ZM142 93H143V91H142ZM163 93H162V94H163ZM166 93H164V94H166ZM203 93H205V92H203ZM207 93H209V92H207ZM207 93H206V94H207ZM215 93H214V94H215ZM232 93H233V92H230L229 94H228V93H227V94H228L229 96H233ZM244 93H245V92H244ZM248 93H249V92H246V96H247V95H250V96H251V95H254V94H252V93H250V94H248ZM26 94H27V93H26ZM34 94H35V93H32V95H34ZM50 94L53 95V94H55V93L53 92V94H52V93H50ZM50 94H49V96H51ZM60 94H62V93H60ZM60 94H59V95H60ZM63 94H64V93H63ZM63 94H62V95H63ZM65 94H66V92H65ZM68 94H69V93H68ZM68 94H67V97L69 96V98L72 99V96H70V95H68ZM73 94H74V93H73ZM89 94L91 95V97L93 96L92 93L89 92L87 95H89ZM93 94H94V93H93ZM95 94H96V93H95ZM95 94H94V95H95ZM112 94H113V93H112ZM132 94H133V93H132ZM138 94H137V96H138ZM148 94H149V93H148ZM164 94H163V95H164ZM168 94H169V93H168ZM214 94H212V95H214ZM220 94H221V93H220ZM223 94H224V93H223ZM234 94H235V93H234ZM241 94H242V93H241ZM241 94H240V95H241ZM258 94H260V93H258ZM258 94H257V95H258ZM18 95H19V94H18ZM18 95H17V96H18ZM30 95H31V93H30ZM30 95H29V96H30ZM35 95H37V94H35ZM41 95H42V94H41ZM47 95H48V94H46L45 97L48 98L49 96H47ZM81 95H82V94H81ZM104 95H105V93H104ZM108 95H109V94H108ZM122 95H123V94H122ZM135 95H134V96H135ZM142 95H143V94H142ZM146 95H147V94H146ZM152 95H153V93H152L151 95H149V96H152ZM198 95H199V94H198ZM201 95H202V94H201ZM209 95H211V92H210ZM209 95H208V97H209ZM225 95H226V92H225ZM243 95H244V94H242V96H243ZM37 96H38V95H37ZM54 96H55V95H54ZM74 96H75V95H74ZM78 96H79V95H78ZM101 96H103V95H101ZM106 96H107V95H106ZM110 96H111V95H109V96H107V97L110 98ZM114 96H116V95H114ZM120 96H121V95H119V98L121 99ZM132 96H133V95H132ZM140 96H141V95H140ZM144 96H145V95H144ZM149 96H147V97H149ZM205 96H206V95H204V97H205ZM229 96H228V97H229ZM237 96H239V95H237ZM237 96L235 95V97H237ZM244 96H245V95H244ZM2 97H3V94H2ZM2 97H0V98H2ZM14 97H16V95H15ZM19 97H20V96H19ZM40 97H41V96H40ZM51 97H53V96H51ZM60 97H61V96H60ZM63 97H65V95L62 96V98H63ZM67 97H66V98H67ZM82 97H83V95H82ZM82 97H81V98H82ZM103 97H105V96H103ZM117 97H118V96H117ZM147 97H145V98H147ZM155 97H156V98H155L156 100L159 99V98L157 99V95H156ZM195 97H196V96H194V98H195ZM198 97H199V96H197V98H198ZM210 97H211V96H210ZM215 97H217V96H216V95L213 96V98H215ZM222 97H223V96H222ZM235 97H234V98H235ZM240 97H241V96H239V98H240ZM251 97H252V96H251ZM32 98H33V96H32ZM43 98H44V97H43ZM74 98H75V97H74ZM81 98H79V99H81ZM93 98H94V97H93ZM119 98H118V99H119ZM131 98H132V99H131ZM131 98L129 99V97H128L129 100L126 99V101H123V100L121 99L123 102H126V103H125V105H123V107H125V108H124L123 110H121V112H120L117 116H114V117H113V118H114L113 120L115 121V122L113 121L114 124H118L117 128H119V125H120V126L122 125V121H123V123L127 126L126 128L131 127V128H134L136 131H139L143 125H145V126L148 125L146 128H149V127H150V124H149V123H151V125H152L151 127L154 128L155 125L153 124V122H155V119L158 118V117L154 118V117H153L154 114H152L151 111H150V112H151L150 114L148 113L147 110H148L149 107H148L147 110H146V113H148V114H145V115H144L145 108H144L143 110H141L143 107H140L141 109H138V108H137V106L139 107L140 104H143L142 102L145 101V99H144V98L142 99L141 97H139L140 99H142V100H141L142 102L140 101V99L137 100L138 102H140V104L138 103L139 105L137 104V106H134V107H133L132 105H133L134 103L136 104V102H134L133 97H131ZM135 98H137V97H135ZM149 98H151V97H149ZM152 98H153V97H152ZM197 98H196V99H197ZM205 98H206V97H205ZM205 98H204V99H205ZM219 98H220V97H219ZM219 98H217V99H218V100H217L218 102H217V103L214 102V103L218 104L219 101H220ZM230 98H232V97H230ZM237 98H238V97H237ZM239 98H238V99H239ZM247 98H248V97H247ZM247 98H246V100H248ZM249 98H250V97H249ZM6 99H7V97H5V100H6ZM9 99H10V98H9ZM15 99L19 101V98H18V97L15 98ZM26 99H27V98H26ZM29 99H31V98H29ZM49 99L52 100V98H49ZM53 99H54V97H53ZM57 99H58V101H59V99H61V98H57ZM63 99H64L63 101H66V100H67V99L65 100V98H63ZM85 99H86V98H85ZM106 99H107V98H106ZM111 99H113L112 96H111V98H110V102H111ZM123 99H124V98H123ZM153 99H154V98H153ZM155 99H154V100H155ZM162 99H163V98H161V100H162ZM202 99H203V98H202ZM215 99H216V98H215ZM221 99H223V98H221ZM228 99H229V98H228ZM228 99H223V100H227V101H228ZM235 99H236V98H235ZM235 99H234V102H232V106H231L232 108L230 107L231 109H235V108H233V106H234L233 104H234L235 102H238V99H236V101H235ZM241 99H244V98L242 97ZM241 99H240V100H241ZM250 99H251V98H250ZM1 100H2V99H1ZM10 100H11V99H10ZM16 100H15V102H16ZM34 100H35V99H34ZM37 100H38V99H37ZM75 100H76V99H75ZM75 100H74V101H75ZM83 100H84V99H83ZM83 100H82V101H83ZM99 100H101V98H100ZM99 100H98V102H100ZM149 100H150V99H149ZM154 100H152V101H154ZM159 100H160V99H159ZM209 100H210V99H209ZM261 100H262V101H261ZM12 101H13V99H12ZM27 101H28V100H27ZM31 101H32V100H31ZM31 101H30V102H31ZM40 101H41V98H40ZM52 101H53V100H52ZM67 101H68V100H67ZM82 101H81V102H82ZM84 101H86V100H84ZM84 101L82 102V104H83V103H86V102H84ZM90 101H91V99H90ZM90 101H89V103H90ZM93 101L95 102V100H93ZM102 101H103V100H102ZM107 101L109 102V100H107ZM152 101L150 102L151 104L153 103ZM162 101H165V100L163 99ZM194 101H195V100H194ZM198 101H199V99H198ZM206 101H207V98H206ZM210 101H211V100H210ZM215 101H216V100H215ZM242 101H244L243 104H244V107L246 106V108L249 107V106H251V107L253 106V105H251V104H250L249 106H247V105H245V104H247V103H245L246 101H245V100H242ZM251 101H253V100L251 99V100H250V103H252ZM257 101H261V104H264V103H262V102H264V99H262V98H261L260 100H257ZM3 102H4V101H3ZM6 102H7V101H6ZM9 102H10V101H9ZM15 102H13V103H15ZM35 102H36V100H35ZM44 102H45V101H44ZM44 102H43V105H45ZM48 102H49V101H48ZM53 102H57V100H55V101H53ZM81 102H79V100H78V98H77L76 104L81 105ZM105 102H106V101H105ZM114 102H115V101H113V104H114ZM116 102H117V100H116ZM154 102H155V101H154ZM190 102H192V100H190ZM200 102H201V101H200ZM200 102H199V103H200ZM212 102H213V99H212ZM212 102H209V103H212ZM222 102H223V101H222ZM222 102H220V103H222ZM224 102H225V101H224ZM224 102H223V103H224ZM229 102H230V100H229ZM247 102H249V101H247ZM255 102H256V100H255ZM11 103H12V102H11ZM11 103H10V105H6V106H4L5 104H4V105H1V106H4V108L2 109L3 111L0 109V110H1V111H0V117H3V116H14L15 118L12 117V118H14V119H11V117H8V118H10L9 121H11V123H13V122L15 123V122H18V121H19V122H22L23 120H24V122H25L24 117H26L27 114H26V112H22V111H21V107H19V104H22V103H19V104L17 103V105H15V106H12L13 104H11ZM33 103H34V102H33ZM33 103L31 102L32 105H33ZM38 103H39V106L42 105V102H38ZM62 103H63V102H62ZM69 103H71V102H69ZM69 103H68V105H70ZM95 103H96V102H95ZM106 103H107V102H106ZM111 103H112V102H111ZM121 103H122V102H121ZM121 103H120V105H121ZM146 103H147V101L145 102V104H146ZM155 103H156V102H155ZM196 103H198V102H196ZM203 103H204V102H203ZM225 103H226V102H225ZM239 103H240V102H239ZM258 103L260 104V102H257V104H258ZM1 104H2V103H1ZM47 104H48V103H47ZM51 104H52V103H51ZM76 104H75V105H76ZM91 104H92V103H91ZM98 104L100 105V103H98ZM98 104H97V105H98ZM117 104H119V103L117 102L116 105H117ZM122 104H123V103H122ZM181 104H180V106H181ZM228 104H230V103H228ZM236 104H237V103H236ZM243 104L241 103L240 107H242ZM253 104H254V103H253ZM257 104L255 103L254 105L257 106ZM259 104H258V105H259ZM52 105H53V104H52ZM87 105H88V102H87ZM87 105H86V106H87ZM89 105H90V104H89ZM97 105H95V106H97ZM99 105H98L97 108H99ZM103 105H104V103H103ZM111 105H112V104H111ZM111 105H110V104H109V105L106 104V106H111ZM116 105H114V106L112 105V106H113V107H116ZM120 105H119V106H120ZM147 105H148V104H147ZM165 105H166V107H167L168 104L165 103ZM172 105H171V106H172ZM177 105H179V104H177ZM202 105H203V104H202ZM202 105H200V106H202ZM210 105H211V104H210ZM210 105L208 106V104H204L203 106H208L207 108H211ZM238 105H239V104H238ZM20 106H21V105H20ZM22 106H23V105H22ZM30 106H31V105H30ZM33 106H35V105H33ZM49 106H51V105H49ZM56 106H59V105L56 104ZM60 106H61V105H60ZM60 106H59V107H60ZM76 106H77V105H76ZM76 106H75V107H76ZM90 106H91V105H90ZM130 106L133 107V109H132V108L130 109ZM140 106H141V105H140ZM142 106H144V104H143ZM149 106H150V105H149ZM154 106H155V105H154ZM168 106H169V105H168ZM212 106L215 107L216 105L213 104ZM221 106L224 107L225 104H224V106L221 104ZM226 106H227V105H226ZM256 106H255V107H256ZM28 107H29V106H28ZM42 107H43V106H42ZM61 107H62V106H61ZM61 107H60V108H61ZM71 107H72V105H71ZM83 107H84V104H83ZM91 107H93V106H91ZM91 107H90V108H91ZM103 107H104V106H103ZM145 107H146V106H145ZM217 107H219V104L217 105ZM228 107H229V106H227V108H228ZM234 107H235V106H234ZM240 107H238L236 110H239V111L241 112V111H242V108L240 109ZM251 107H250V108H251ZM0 108H2V107H0ZM31 108H32V106H31ZM34 108H35V107H34ZM34 108H32V109H34ZM37 108H38V107H37V105H36V108H35V109H37ZM39 108L41 109V107H39ZM49 108H50V107H49ZM53 108H56V107L53 106ZM60 108L58 109V111L60 110ZM76 108H79V107H76ZM81 108H82V105H81ZM88 108H89V107H88ZM100 108H102V104H101V107H100ZM100 108H99V109H100ZM110 108H111V107H110ZM120 108H121V107H119V108H117V109H120ZM136 108H137V109H136ZM151 108H152V106H151ZM169 108H170V106L168 107V109H169ZM173 108L171 109V111L173 110ZM207 108L204 109V111H202V113L205 112V111L207 112ZM224 108H225V107H224ZM224 108H223V110H224ZM246 108H245V109H246ZM263 108H264V107H263ZM22 109H23V108H22ZM40 109H39V112H40V111H42V112L44 111V110H40ZM44 109H46V106H45ZM47 109H48V107H47ZM91 109L94 111L93 108H91ZM107 109H108V108H107ZM113 109L116 110V108H113ZM113 109H112V110H113ZM153 109H155V107H154ZM156 109H158V107H157ZM216 109H217V108H216ZM225 109H226V108H225ZM245 109H243V111H245ZM251 109H256V108H251ZM61 110H62V109H61ZM61 110H60L59 112H57L56 115H60V114H61L60 112H62ZM81 110H82V109H81ZM89 110H90V109H89ZM129 110H130V111H129ZM131 110H132V111H131ZM161 110H162V109H161ZM210 110H211V109H210ZM214 110H215V109H214ZM217 110H219V109H217ZM217 110H215V111H217ZM220 110H222V109H220ZM226 110H227V109H226ZM248 110H250V109L248 108ZM248 110L246 109V112L251 113V111H248ZM257 110H261L260 107H259V109L257 108L256 111H257ZM25 111H26V110H25ZM28 111H29V110H28ZM35 111H36V110H35ZM50 111L52 112V109H51ZM50 111H49V112H50ZM65 111H66V110H65ZM65 111H64V113H65ZM68 111L70 112V110H68ZM78 111H79V109H78ZM110 111H111V110H110ZM124 111H125V112H124ZM156 111H157V110H156ZM163 111H168V112H169V110H163ZM175 111H174V112H175ZM179 111L181 112V114H180ZM194 111H197V110L195 109ZM198 111H200V110H198ZM211 111H212V110H211ZM211 111H208V113H207L206 115L209 114L208 116H210L211 118L216 117V118H215L216 120L214 119V123H216L215 121H217V118H218L219 116L217 117V116L212 115V116H213V117H212V116L210 115V112H211ZM215 111H213V112L216 114ZM227 111H229V110H227ZM230 111H233V110H230ZM234 111H235V110H234ZM234 111H233V112H234ZM243 111H242V112H243ZM256 111H255V110H254V111L252 110V112H254V114H256V113H255ZM37 112H38V111H37ZM46 112H47V110H46ZM54 112H55V111L53 110V113H54ZM99 112H100V110H99ZM115 112L117 113V112H119V111H115ZM115 112H112V111H111V113H112L113 115L116 114ZM159 112H160V111H159ZM206 112H205V113H206ZM222 112H223V111H222ZM222 112H221V113H222ZM224 112H225V111H224ZM224 112H223V113H224ZM261 112H262V114L264 115L263 111H261ZM33 113H34V112H32L31 114H33ZM35 113H36V112H35ZM35 113H34V114H35ZM44 113H45V111H44ZM47 113H48V112H47ZM67 113H68V112H67ZM72 113H73V112L71 111V114H72ZM76 113H77V112H76ZM80 113H84V115H85V112H83V111L80 112ZM86 113L89 114L90 112L88 113V111H87ZM92 113H93V112H92ZM97 113H98V112H97ZM106 113H107V112H105V114H106ZM111 113L108 112V114H111ZM153 113H154V112H153ZM172 113H173V112H172ZM189 113H191V112H189ZM192 113H193V112H192ZM196 113H197L198 115H200L199 112H196ZM218 113H219V112H218ZM234 113H235V112H234ZM234 113H233V114H234ZM237 113H238V111H237ZM249 113H248V116L252 114V113H251V114H249ZM257 113H258V111H257ZM18 114H19V115L21 114V115L19 116ZM77 114H78V113H77ZM87 114H86V115H87ZM93 114H94V113H93ZM101 114H103V112H102ZM108 114H107V115H108ZM157 114H158V112H157ZM162 114H163V113H162ZM186 114H187V113H186ZM194 114H195V113H194ZM194 114H192V115H194ZM227 114H229V112H228ZM233 114H232V115H233ZM239 114H240V113H239ZM241 114H243V113H241ZM262 114H261V115H262ZM46 115H48V114H46ZM64 115H65V114H64ZM73 115H74V114H72V117H74ZM107 115H106V116H107ZM155 115H156V114H155ZM167 115H168V113H167ZM188 115L191 116V114H188ZM195 115H196V114H195ZM218 115H219V114H218ZM244 115H245V113H244ZM257 115H260V114H257ZM261 115H260V118H264V116L262 115V117H261ZM28 116H29V115H27V117H28ZM37 116H38V115H37ZM40 116H41V118L43 117V115H41V114H40ZM44 116H45V115H44ZM49 116H50V114H49ZM54 116H55V115L53 114V117H54ZM68 116H71V115L68 114ZM78 116H79V115H78ZM82 116H83V115H82ZM93 116H94V115H92V117H93ZM95 116H96V114H95ZM109 116H110V115H109ZM109 116H108V117H109ZM111 116H112V115H111ZM163 116H165V115H163ZM169 116H171V115L169 114ZM172 116H173V115H172ZM185 116H186V115H185ZM185 116H183V117H185ZM222 116H223V115H222ZM222 116L220 115V117H222ZM225 116H227V115H225ZM229 116H231V115L229 114ZM235 116H236V115L234 114V117H235ZM241 116H242V115H241ZM248 116H247V114H246V117H248ZM22 117H23V118H22ZM29 117H30V116H29ZM38 117H39V116H38ZM38 117H36V118H38ZM45 117H46V116H45ZM51 117H52V115H51ZM55 117H57V116H55ZM63 117H64V116H63ZM63 117H61V118H63ZM90 117H91V116H90ZM98 117H99V115H98ZM100 117H101V116H100ZM103 117H104V116H103ZM143 117H145V118H143ZM174 117H176V113H175V116H174ZM178 117H179V116H177V118H178ZM196 117H199V116L196 115ZM202 117H203V115H201V118H202ZM210 117H209V119L212 120ZM239 117H240V116H239ZM242 117H243V116H242ZM244 117H245V116H244ZM244 117H243V119H241V120H244V122H245V118H244ZM251 117L255 118L256 116H255V115H251ZM21 118H22V120L20 121ZM43 118H44V117H43ZM68 118H69V117H68ZM76 118L78 119V121H79V118H80V120H81V116H80L79 118H78V117H76ZM83 118H84V117H83ZM101 118H102V117H101ZM101 118H100V119H101ZM105 118H106V117H105ZM109 118H110V117H109ZM111 118H112V117H111ZM165 118H166V117H165ZM170 118H171V117H170ZM170 118H167V119L169 120ZM177 118H175V120H176ZM186 118H187V117H185V119H186ZM191 118H192V117H191ZM193 118H194V117H193ZM205 118H206V117H205ZM235 118H237V116H236ZM249 118H250V117H249ZM256 118H258V117H256ZM256 118H255V119H256ZM4 119H5V118H4ZM30 119H31V118H30ZM32 119H34V118H32ZM48 119H50V118L48 117ZM71 119H73V118H69V121H71ZM77 119H76V120H77ZM84 119H85V121H86L87 118H84ZM95 119L97 120V117H96ZM180 119H181V118H180ZM183 119H184V118H183ZM185 119H184V120H185ZM202 119H203V118H202ZM219 119H220V118H219ZM222 119H223V118H222ZM222 119L220 120V123H221ZM226 119H228V118H226ZM231 119H233V117H232ZM51 120H53V119H51ZM55 120H57V118L54 119V121H55ZM63 120H65V118H64ZM89 120H90V119H89ZM89 120H88V121H89ZM92 120H93V119H92ZM164 120H165V119H164ZM168 120H166V124H168V122H169ZM173 120H174V119H173ZM196 120H198V122H201V121H199V120H200V117H199V119H196ZM228 120H229V119H228ZM261 120H262V119H261ZM3 121H4V120H3ZM7 121H8V120H7ZM7 121H6V122H7ZM26 121H27V119H26ZM57 121H58V120H57ZM69 121H68V122H69ZM94 121H95V120H94ZM98 121H99V120H97V122H98ZM207 121H209V120H208V119H204L202 122H207ZM229 121H231V120H229ZM237 121H238V120H237ZM237 121H235V122H237ZM246 121L248 122V121H250V120L246 119ZM252 121H253V120H252ZM252 121H250V122H252ZM256 121H257V119L254 120L253 122H256ZM32 122H33V121H32ZM32 122H30V123H32ZM38 122H39V121H38ZM59 122H60V121H59ZM72 122H74V120H72ZM83 122H84V121H83ZM90 122H91V121H90ZM97 122H96V123H97ZM101 122H103V121H101ZM156 122L158 123V122H160V120H158V121H156ZM156 122H155V123H156ZM190 122H191V121H190ZM195 122L197 123V121H195ZM195 122H194V123L191 122V123L194 124V125H196ZM218 122H219V121H218ZM224 122H225V121H224ZM227 122H228V121H227ZM227 122H225L226 125H227ZM232 122H234V120H232ZM241 122L244 123L243 121H241ZM250 122H249V124H250ZM253 122H252V124H254ZM260 122H261V121H260ZM263 122H264V121H263ZM4 123H5V122H4ZM4 123L1 122L0 124L4 125ZM7 123H8V122H7ZM9 123H10V122H9ZM11 123H10V124H11ZM28 123H29V122H28ZM28 123H27V125L30 126V125H29L30 123H29V124H28ZM43 123H44V122H43ZM43 123H42V125H43ZM65 123H67V122H65ZM91 123L93 124V121H92ZM98 123H99V122H98ZM98 123H97V124H98ZM109 123L112 124V121L110 120V122H108L107 124H109ZM157 123H156V124H157ZM171 123L174 125V121H172ZM176 123H178L179 126H180V124H181V123H179V121L176 122ZM183 123H184V124H187V123H188V124H191V123H189V122H187V123H186V122H183ZM183 123H182V124H183ZM228 123H229V122H228ZM237 123H238V122H237ZM20 124H22V123H20ZM20 124H19V127H20ZM35 124H36V123H35ZM60 124L65 125V124H63L62 122H61ZM60 124H59V126H57L56 129L58 130V128H60V130L63 131V128H61V127H63V126L61 125V127H60ZM67 124H68V123H67ZM71 124H72V123H71ZM73 124H74V123H73ZM75 124H76V122H75ZM75 124H74V125H75ZM78 124H79V122H78ZM78 124H77V125H78ZM94 124H95V122H94ZM107 124H106V125H107ZM110 124H109V126H110ZM160 124H161V123H160ZM160 124H159V125H160ZM172 124H171V125H172ZM198 124H200V123H198ZM206 124H207V123H206ZM206 124H205V125H206ZM209 124H211V123H209ZM217 124H218V123H217ZM217 124H216V129H214V130H218L217 127H222V124H220L219 126H217ZM231 124H234V123H229L228 125L230 126ZM239 124H241V123H239ZM252 124H251V125H252ZM258 124L260 125V123H258ZM261 124H262V123H261ZM2 125H1V126H2ZM11 125L13 126V124H11ZM16 125H17V124H16ZM23 125H25V124H23ZM27 125H25V126H27ZM44 125H46V123H45ZM56 125H58V124H56ZM74 125H73V126H74ZM85 125H86V124H85ZM103 125L105 126V124H103ZM171 125H170V127H171ZM173 125H172V127H173ZM194 125H190V126H189V127H191L189 130H191L192 133H188V131L186 130V128H185V130H182V129H184V126L187 127L188 125H187V126H186V125H184V126L182 125V129H180L181 127H180V128L178 127V129H180V132H179V131L175 132V131H176V130L174 129L175 127H173V129L175 130V131H173L174 133H173V132H172V133L169 132L170 130H169V131L167 130V132L171 133V134H169V136L172 135V134L175 135V137H174V136H172V137H174V139L176 138L175 140L179 141V144L177 143V144H175V145L183 146L182 148H181V147H180V148H181V149H184V147H185V149H186L185 151L188 150V152H189V150H190L192 147H193V148H196V147H198V145L202 146L203 144L206 143V141H204V139H202V140L200 139V137L202 136V133H201V132H200V133L197 132L198 130L201 129V128H200L201 126L198 127V128H200V129L197 128L198 130H197V129H194V131H193V130H192V126H194ZM213 125H214V124H213ZM226 125H225V126H226ZM228 125H227V126H228ZM234 125H236V123H235ZM244 125H245V123L243 124V126H244ZM246 125H247V123H246ZM1 126H0V127H1ZM8 126H10V125L8 124ZM12 126H11V127H12ZM21 126H22V125H21ZM40 126H41V123H40ZM48 126H49V123H48ZM65 126H66V125H65ZM67 126H69V125H67ZM71 126H72V125H71ZM81 126H83V125H81ZM81 126H80V127H81ZM87 126H89V125H87ZM96 126H97V125H96ZM107 126H108V125H107ZM122 126H124V125H122ZM164 126H165V125H164ZM177 126H178V125H177ZM208 126H209V128L211 127V125H208ZM208 126H206V127H208ZM225 126H223V127H225ZM241 126H242V125H241ZM249 126H250V125H249ZM252 126H254V125H252ZM252 126H251V127H252ZM256 126H258L257 123H256ZM263 126H264V125H263ZM263 126H262L261 128H264ZM19 127H18V125H17L18 130H19ZM33 127H34V126H33ZM54 127H55V126H54ZM75 127H76V125H75ZM83 127H84V126H83ZM90 127H91V124H90ZM98 127H99V126H98ZM100 127H102V126H100ZM113 127H114V126H113ZM113 127H112V125H111V127H109V128H111V130H113V129H112ZM115 127H116V126H115ZM168 127H169V125H168ZM202 127H204V128L202 129V132H203V130H205L206 127H205V126H202ZM214 127H215V126H214ZM214 127H213V128H214ZM230 127H233V126L231 125ZM234 127H236V126H234ZM239 127H240V125H239L237 128L240 129ZM3 128H7V126L5 127V125H4ZM14 128H16V127L14 126ZM23 128H24V127H23ZM23 128H22V129H23ZM25 128H26V127H25ZM46 128H47V125H46ZM72 128H73V127H72ZM84 128H85V127H84ZM87 128H88V127H87ZM95 128H96V127H95ZM103 128H105V127H103ZM126 128L124 127V128H122V129H123V130L125 129V130H127V132H128V129H129V128H128V129H126ZM143 128H144V126H143ZM143 128H142V130H143ZM146 128H145V129H146ZM152 128H151V129H152ZM195 128H196V127H195ZM209 128H208V129H209ZM213 128H211V129H213ZM237 128H236V129H237ZM0 129H1V128H0ZM8 129H9V128H8ZM29 129H31V128H29ZM52 129H55V128L52 127ZM93 129H94V125H93ZM93 129H92V130H93ZM145 129H144L143 131H145ZM149 129H150V128H149ZM149 129H148V130H149ZM151 129H150V130H151ZM157 129H158V128H157ZM167 129H169V128H167ZM170 129H172V128H170ZM178 129H177V130H178ZM208 129H206V130H208ZM211 129H210V130H211ZM223 129H226V131L228 130L227 128H223ZM223 129L221 128V131H222ZM241 129H242V128H241ZM241 129H240V131H241ZM244 129H245V128H244ZM5 130H6V129H5ZM40 130H42V128H40ZM65 130H66V128H65ZM79 130H80V129H79ZM96 130H97V129H96ZM117 130H118V129H116V130H114V131H117ZM120 130H121V129H120ZM130 130H131V129H130ZM154 130H155V129H154ZM181 130H182V131H181ZM210 130H209V131H210ZM232 130L235 131V129H232ZM255 130H256V129H255ZM0 131H1V130H0ZM6 131H7V130H6ZM16 131H17V130H16ZM16 131H13V132H16ZM19 131H20V130H19ZM23 131H24V129H23ZM23 131H21V133H22ZM25 131H27V130H25ZM25 131H24V132H25ZM33 131H35V130H33ZM33 131H32V132H33ZM45 131H46V129H45ZM47 131H48V130H47ZM50 131H51V129H50ZM62 131H61V132H62ZM73 131H74V129H73ZM84 131H87V132H88V130H84ZM93 131H94V130H93ZM93 131H92V133H93ZM97 131H99V130H97ZM97 131H96V132H97ZM103 131H104V130H103ZM103 131H102V132H103ZM105 131L107 132L108 129L105 128ZM109 131H110V130H109ZM136 131H135V132H136ZM185 131H187V132H185ZM195 131H196V132H195ZM200 131H201V130H200ZM209 131H206V133L209 132ZM221 131H220V132H221ZM230 131H231V130H230ZM237 131H239V130H237ZM237 131H236V133H237ZM242 131H243V130H242ZM258 131H261V130H258ZM263 131H264V130H263ZM3 132H4V131H3ZM9 132L11 133V129L9 130ZM24 132H23V133H24ZM52 132H55V133H57V134H60V133H59L60 131H59V132H56V130H53ZM82 132H83V130H82ZM94 132H95V131H94ZM100 132H101V131H100ZM100 132H99V133H100ZM102 132H101V133H102ZM106 132H105V133L103 132V134H106ZM120 132H121V131H120ZM132 132L134 133V131H132ZM141 132H142V131H141ZM141 132H140V134H141ZM146 132H147V131H146ZM165 132H166V130H165ZM167 132H166V133H167ZM189 132H190V131H189ZM210 132H211V131H210ZM210 132H209V133H210ZM212 132H214V131L212 130ZM212 132H211V133H212ZM220 132H219V133H220ZM224 132H225V131H224ZM228 132H229V131H227V134L230 135V132H229V133H228ZM231 132H232V131H231ZM261 132H262V131H261ZM5 133H6V132H4L3 134H5ZM21 133H20V134H21ZM25 133H26V132H25ZM35 133H36V132H35ZM55 133H54V134H55ZM62 133H66V132L63 131ZM62 133H61V134H62ZM72 133H74V132H72ZM76 133H78V132H76ZM80 133H81V132H79V134H80ZM90 133H91V132H90ZM90 133L88 132L87 134H86V133H85V134L88 135V134H90ZM92 133H91V135H92ZM97 133H98V132H97ZM99 133H98V135H99ZM111 133H112V132H111ZM111 133L109 134V132H108L109 135H111ZM114 133H116V132H114ZM117 133H119V131H118ZM130 133H131V132H130ZM136 133H137V132H136ZM136 133H135V134H136ZM142 133H143V132H142ZM152 133H153V130H152ZM154 133H156V132H154ZM186 133H187V135H188V134H191V135L193 134V136H194V134H196V135H195V138H193V139H194V141L198 140L199 142H198V143H197V142H193V141L191 140L190 136H189V137H185V136H186V135H185ZM209 133H208V134H209ZM215 133H217V131H216ZM233 133H234V132H233ZM241 133H243V132H240V134H241ZM263 133H264V132H263ZM263 133H262V134H263ZM0 134H1V133H0ZM20 134H19V135H20ZM27 134H28V133H27ZM50 134H53V133H50ZM74 134H75V133H74ZM74 134H72V136H73ZM83 134H84V133H83ZM83 134H81V135H83ZM122 134L125 135V138H124V139L130 138V137L128 136V135H129V132L126 133V134H124L123 131H122ZM140 134H139V135H140ZM167 134H168V133H167ZM208 134H207V135H208ZM221 134H226V132H225V133H221ZM238 134H239V133H238ZM9 135H10V134H9ZM16 135H17V134H16ZM24 135H25V134H24ZM45 135H46V134H44V136H45ZM63 135H65V134H63ZM96 135H97V134H95V136H96ZM113 135H115V134H113ZM113 135H112V136H113ZM139 135L137 134L136 137H138ZM141 135H142V134H141ZM154 135H156V134H151V136H149V137H152V136H154ZM184 135H185V136H184ZM204 135H205V134H204ZM0 136H3V135H0ZM4 136H5V135H4ZM11 136H13V133L11 134ZM95 136H93V137H95ZM118 136H119V135H118ZM130 136H131V135H130ZM142 136L144 137L145 135H142ZM183 136H184V137H183ZM205 136H206V135H205ZM219 136H220V135H219ZM227 136H228V135H227ZM236 136H239V135H236ZM241 136H242V138L246 141V139L248 140L247 137H249L251 140H252V138H253V139H254L255 137L257 138L258 136H259V138H261V137H260V136H261V133L254 132V131H252L251 129H249V130L246 131L245 134L243 133ZM241 136H240V139H241ZM52 137H53V136H52ZM70 137H71V135H70ZM73 137H75V136H73ZM73 137H72V138H73ZM84 137H85V136H84ZM93 137H92V139H93ZM101 137H102V136H101ZM123 137H124V136H123ZM136 137H135V138H136ZM140 137H141V136H140ZM156 137H157V136H156ZM170 137H171V136H170ZM208 137H209V136H208ZM215 137H217L216 134H215ZM230 137H231V138H230ZM230 137L228 136V138H230L229 140H231V139L235 140V138H236L235 136H234L235 138H232L233 136H230ZM5 138H6V136H5ZM14 138H16V137H14ZM18 138H19V136H18ZM45 138H46V137H45ZM45 138H44V139H45ZM49 138H50V137H49ZM58 138H59V137H58ZM60 138H61V137H60ZM60 138H59V139H60ZM64 138H65V137H64ZM66 138H67V137H66ZM79 138H80V136H79ZM96 138H97V136H96ZM99 138H100V137H99ZM102 138H103V137H102ZM105 138H107V136H106ZM147 138H148V137H147ZM152 138H153V137H152ZM152 138H151V140H152ZM163 138H164V137H163ZM201 138H202V137H201ZM203 138H204V137H203ZM217 138H218V137H217ZM217 138H216V139H217ZM225 138H226V137H225ZM245 138H246V139H245ZM256 138H255V139H256ZM262 138H263V136H262ZM7 139H9V137L6 138V140H7ZM10 139H12V138L10 137ZM10 139H9V140H10ZM19 139H20V138H19ZM68 139H69V138H68ZM70 139H71V138H70ZM74 139H76V138H74ZM83 139H84V138H83ZM86 139H87V138H86ZM88 139H89V138H88ZM109 139L111 140L112 138H109ZM114 139H115V136L113 137V140H114ZM121 139L124 140L123 138H121ZM121 139H120V140H121ZM133 139H134V138H133ZM133 139H131V140H133ZM143 139H146V137L143 138ZM153 139L156 140V138H153ZM174 139L172 138V140H171V138H170L169 140H167V142L170 141V140H171V142H172V141H175ZM207 139H208V138H207ZM210 139H211V138H210ZM236 139H239V138H236ZM243 139H242V140H243ZM257 139H258V138H257ZM27 140H28V139H27ZM29 140H30V139H29ZM47 140H48V139H47ZM49 140H50V139H49ZM49 140H48V141H49ZM79 140H81V139H79ZM94 140H95V138H94ZM94 140H93V141H94ZM101 140L104 141L103 139H101ZM101 140H100V141H101ZM105 140L107 141L108 138L105 139ZM110 140H109V141H110ZM116 140H117V139H116ZM141 140H142V139H141ZM141 140H140V142H141ZM164 140H165V139H164ZM217 140H218V139H217ZM220 140L222 141V138H221ZM220 140H219V141H220ZM233 140H232V141H233ZM242 140H241V141H242ZM20 141H21V140H20ZM20 141L18 140L17 142L19 143ZM24 141H25V139H24ZM24 141H23V142H24ZM43 141H44V140H43ZM43 141H42V142H43ZM68 141H70V140H68ZM72 141H73V140H72ZM75 141H76V140H75ZM75 141H74V142H75ZM82 141H83V140H82ZM90 141H91V140H90ZM90 141H89V142H90ZM93 141H91L90 144H92ZM100 141H97V142L99 143ZM109 141H107V142H109ZM114 141H115V140H114ZM114 141H113V142H114ZM134 141H137V139L134 140ZM138 141H139V140H138ZM148 141L150 142V138H148V140H147L146 142H148ZM152 141H153V140H152ZM177 141H176V142H177ZM191 141H192V143H191ZM207 141H209V139H208ZM221 141H220V142H221ZM238 141H239V140H238ZM248 141H249V140H248ZM252 141H253V140H252ZM259 141H260V139L258 140V142H259ZM0 142H1V141H0ZM4 142H5V139H4ZM9 142H10V141H9ZM23 142H22V143H23ZM54 142H55V141H54ZM56 142H57V140H56ZM64 142H65V141H64ZM80 142H81V141H80ZM83 142H86V140L84 139ZM97 142H96V143H97ZM107 142H106V143H107ZM113 142H109L108 145L111 144V143L113 144ZM125 142H126V140H125ZM128 142H130V141L127 140V143H128ZM132 142H133V141H132ZM153 142H154V141H153ZM153 142H152V143H153ZM155 142H157V141H155ZM176 142H174V143H176ZM204 142H205V143H204ZM217 142H218V141H217ZM217 142H215V143H217ZM220 142H219V143H220ZM226 142H227V140L225 141V143H226ZM229 142H230L231 144L235 143V145H236V143H237V142H233V143H232L231 141H229ZM229 142H227V143H229ZM239 142H240V141H239ZM258 142H257V143H258ZM2 143H3V142H2ZM15 143H16V142H15ZM15 143H14V144H15ZM22 143H21V144H22ZM29 143H30V141H29ZM38 143H39V142H38ZM43 143H45V142H43ZM43 143H42V144H43ZM59 143H60V142H58V144H59ZM69 143H70V142H69ZM71 143H72V142H71ZM77 143H78V142H77ZM93 143H94V142H93ZM96 143H94V144H96ZM102 143H103V142H101V144H102ZM104 143H105V141H104ZM138 143H139V142H138ZM152 143H151V144H152ZM165 143H166V142H165ZM174 143H173V144H174ZM181 143H183V145H181ZM251 143H252V142H251ZM253 143H256V142H253ZM257 143L254 144L255 147L257 146ZM260 143L263 144V142H260ZM0 144H1V143H0ZM19 144H20V143H19ZM19 144H18V146H19ZM21 144H20V145H21ZM66 144H67V146L72 147L71 144L69 145L67 142H66ZM85 144H86V143H84V145H85ZM90 144H89V145H90ZM94 144H93V145H94ZM101 144H100V146H101ZM120 144H121V143H120ZM122 144H124V143H122ZM132 144H133V143H131V145H132ZM143 144H144V143H143ZM148 144H149V143H148ZM171 144H172V143H170V145H171ZM221 144H222V143H221ZM238 144H239V143H238ZM242 144H243V143H242ZM1 145H2V144H1ZM1 145H0V146H1ZM7 145H8V144H7ZM11 145L13 146V144H11ZM11 145H10V147H11ZM16 145H17V144H16ZM26 145H27V144H26ZM26 145H25V146H26ZM28 145H29V144H28ZM32 145H33V144H32ZM75 145H77V144H75ZM75 145H74V146H75ZM78 145H80V144H78ZM81 145H82V143H81ZM84 145H82L81 149L83 148ZM93 145H92V146H93ZM103 145H104V144H103ZM131 145H130V146H131ZM134 145H135V143H134ZM136 145H137V144H136ZM136 145H135V146H136ZM145 145H146V144H145ZM153 145H154V144H153ZM160 145L163 146L164 143H163V144H160ZM166 145H167V144H165L164 146H166ZM168 145H169V144H168ZM209 145H210V147H213V149H214V146H215V145H214L213 143H212V144H209ZM209 145H208V146H209ZM211 145H213V146H211ZM217 145H218V143H217ZM217 145H216V146H217ZM240 145H241V144H240ZM240 145H239V148L245 146V145H244V146H240ZM246 145H247V144H246ZM249 145H250V143L247 145V147H249ZM251 145H252V144H251ZM251 145H250V146H251ZM5 146H6V145H5ZM52 146H54V145H52ZM55 146L58 148L57 145H55ZM55 146H54V147H55ZM90 146H91V145H90ZM94 146H95V145H94ZM114 146H115V145H114ZM120 146H123V145H120ZM124 146H125V145H124ZM124 146H123V147H124ZM127 146H128V145H127ZM135 146H131V147H132V148H131L132 153H134L135 151H138L137 148H135L136 150H133V147H135ZM139 146H140V144H139ZM143 146H144V145H143ZM154 146H155V145H154ZM158 146H159V145H158ZM164 146H163L162 148H164V151H166L165 148H168V147H167V146L164 147ZM178 146H176V148H174L175 146H174V147H170V148H173V149H169V150H171L172 152H173L174 150L176 151V150L179 149ZM191 146H192V147H191ZM216 146H215V149H217ZM222 146H223V145H222ZM252 146H253V145H252ZM258 146L260 147L261 145L258 144ZM10 147L7 146V148H10ZM23 147H24V146H23ZM37 147H38V146H37ZM43 147H44V146H43ZM56 147H55V148H56ZM59 147H60V146H59ZM63 147L66 148V145L63 146ZM96 147H97V146H96ZM106 147H107V146H106ZM106 147H105V146L102 147V148L99 147V148H100L99 150L102 149L101 151H104L103 155H108L109 153L112 154V152H109L110 150L108 151V154H105ZM111 147H112V146H111ZM116 147H117V142H116ZM136 147H137V146H136ZM140 147H142V145H141ZM140 147H139V148H140ZM144 147H145V146H144ZM151 147H152V146H151ZM156 147H157V146H156ZM202 147H203V146H202ZM219 147H220V145H218V148H219ZM224 147H225V146H224ZM228 147H230V144H229ZM228 147H227V148H228ZM247 147L245 146L246 150H248ZM259 147H257V148H259ZM263 147H264V144H263ZM20 148H21V147H20ZM33 148H34V147H33ZM39 148H40V147H39ZM46 148H47L46 150H48V148L50 149L49 146H47ZM65 148H64V149H65ZM87 148H89V147H87ZM91 148H92V147H91ZM91 148H90V149H91ZM93 148H94L93 150H95V147H93ZM109 148H110V147H109ZM112 148H113V147H112ZM112 148H111V149H112ZM120 148H121V147H120ZM142 148H143V147H142ZM148 148H149V147H148ZM148 148H147V150H149ZM193 148H192V149H193ZM206 148H207V147H206ZM222 148H223V147H222ZM222 148H221V149H222ZM237 148H238V147H237ZM237 148H236V149H237ZM245 148H243V151H244ZM250 148H251V147H250ZM261 148H262V147H260L259 149H261ZM0 149H2V147H1ZM21 149H22V148H21ZM27 149H28V148H27ZM27 149H25V151H26ZM34 149H35V148H34ZM36 149H38V148H36ZM40 149H44V148H40ZM58 149H59V148H58ZM69 149H70V148H69ZM69 149L67 150V148H66L65 151H70ZM71 149H72V148H71ZM74 149H76V148H74ZM81 149H80V151H81ZM85 149H86V148H85ZM103 149H105V150H103ZM113 149H114V148H113ZM113 149H112V151H113ZM121 149H123V148H121ZM126 149H127V148H126ZM145 149H146V148H145ZM145 149L143 148V152L146 151ZM152 149H153V148H152ZM158 149H160V148H158ZM213 149H212V150H213ZM224 149H225V148H223V150H224ZM236 149H235V150H236ZM251 149H252V148H251ZM251 149H250V150H251ZM3 150H4V149H3ZM3 150H1V153H2V152H5V150H4V151H3ZM38 150H39V149H38ZM50 150H53V149L51 148ZM59 150L61 151L62 149L60 148ZM76 150H77V149H76ZM83 150H84V148H83ZM86 150H87V149H86ZM86 150H85V151H82V152H84V153L87 152V154H88V153H91V152L93 151V150H89V151H90V152H89V151H86ZM96 150H97V149H96ZM115 150H116V149H115ZM124 150H125V149H124ZM124 150H122V153H126V152H123ZM131 150H130V151H131ZM160 150H161V149H160ZM208 150H209V149H207L206 153L208 152ZM212 150H211V151L209 150V151L212 153V152H213ZM218 150H219V149H218ZM230 150L232 151V154H233V150H232L231 148H230ZM230 150H229V151H230ZM239 150H242V149L240 148ZM239 150H238V151H239ZM250 150H249V151H250ZM254 150H256V149L254 148V149H252L251 151H252V152H255V153L258 154V152H257V151H254ZM9 151H10V149H9ZM25 151L22 150L23 154H25V153H24ZM33 151H34V150H33ZM35 151H36V150H35ZM40 151H42V150H40ZM56 151H57V149L55 150V152H56ZM77 151H78V150H77ZM77 151H76V152H77ZM97 151H98V150H97ZM125 151L128 152L129 149H127V150H125ZM133 151H134V152H133ZM150 151H151V149H150ZM150 151H148L147 153H149ZM153 151H156V150L153 149ZM175 151H174V153H175ZM179 151H180V149H179L177 152H179ZM226 151H227V150H226ZM238 151H237V152H238ZM251 151H250V152H251ZM262 151H263V150H262ZM16 152H17V151H16ZM26 152H27V151H26ZM29 152L31 153V151H29ZM29 152H28V153H29ZM51 152H52V151H51ZM93 152H94V151H93ZM141 152H142V150H141ZM141 152H138V153H141ZM143 152H142V153H143ZM156 152H158V154H159V151H158V150H157ZM172 152H170L169 155L172 154ZM183 152H184V150H183ZM202 152H203V151H202ZM204 152H205V151H204ZM204 152H203V153H204ZM214 152H215V151H214ZM219 152H221V150H220ZM235 152H236V151H235ZM241 152H242V151H241ZM260 152H261V151H260ZM5 153H6V152H5ZM7 153L9 154V152H7ZM17 153H18V152H17ZM30 153H29V155H30ZM34 153H35V152H34ZM36 153H40V152H37V151H36ZM36 153H35V154H36ZM42 153H43V152H42ZM46 153L48 154V151H46L45 154H46ZM56 153L58 154L59 152H56ZM56 153H55V155H56ZM64 153H65V152H64ZM68 153H70V152H68ZM71 153H72V152H71ZM78 153H79V152H78ZM78 153H77V154H78ZM97 153H98V152H97ZM97 153H96V154H97ZM116 153H117V154H118V153L120 154V153H121V150H118V149H117ZM128 153H129V152H128ZM132 153H129V154H132ZM138 153H137V154H138ZM154 153H155V152H154ZM164 153H165V152H164ZM164 153H163V156H164ZM184 153H185V152H184ZM184 153H183V155H184ZM206 153H205L204 155L202 154L201 157H202V156H206L207 158H209V157H212V155H213V154H212L211 156H210V155L208 156V155H206ZM211 153H210V154H211ZM222 153H223V152H221V153H219V154H222ZM227 153H228V151H227ZM261 153H262V152H261ZM261 153H260V154H261ZM8 154H7V155H8ZM31 154H32V153H31ZM35 154H33V155H35ZM61 154H62V153H61ZM94 154H95V152H94ZM113 154H114V153H113ZM119 154H118L116 157H115V156H109V155H108V156H105V157H109V158H111V157L114 158V157H115V158H117V162H116V163H118V159H119L118 157H120ZM143 154H144V153H143ZM143 154H142V155H143ZM167 154H168V153H167ZM167 154H166L165 157L168 156ZM186 154H187V153H185V156H184V157L188 156V158H190L189 156H190L191 154H190V155H189V154L186 155ZM216 154H217V153H216ZM219 154L216 155V156H218V159H219ZM224 154H226V153H224ZM234 154H236V153H234ZM234 154H233L232 156H231V155H230V156L233 157ZM237 154H238V153H237ZM240 154L242 155V153H240ZM240 154H239V155H240ZM245 154H248V153H245ZM245 154H243L244 158H245ZM252 154H253V153H252ZM257 154H255V155H257ZM260 154H259V155H260ZM9 155H10V154H9ZM20 155H22V154H20ZM33 155H32V156H33ZM36 155H38V154H36ZM62 155H63V154H62ZM64 155H65V154H64ZM68 155H69V154H67V156H68ZM84 155H85V154H84ZM84 155H83L82 157H84ZM89 155H90V154H89ZM114 155H115V154H114ZM120 155H121V154H120ZM122 155L124 156V154H122ZM126 155H128V154H126ZM149 155H150V154H148L147 156H149ZM152 155H153L152 157H154V158L156 157L153 153H152ZM173 155H174V154H173ZM176 155L178 156V154H176ZM183 155H182V153H181V156H182V157H183ZM193 155H196V154L193 152ZM199 155H200V153H199ZM222 155H223V154H222ZM227 155L229 156V154H227ZM239 155H238V156H239ZM241 155H240V157H238V160H239V162L242 163V162H244V161H242V158H243V157H241ZM259 155H258L257 157H260V156H261V155H260V156H259ZM262 155H264V152H263ZM2 156H3V155H2ZM4 156L6 157V155H4ZM24 156H25V155H24ZM24 156H23V157H24ZM32 156L30 155V158H31ZM42 156H45V155H42ZM53 156H54V154H53ZM59 156H60V155H59ZM59 156H58V157H59ZM86 156H88V155H86ZM91 156H93L92 153H91ZM97 156H98V155H97ZM99 156H100V155H99ZM99 156H98V158H99ZM123 156H122V157H123ZM129 156H130V155H129ZM143 156L145 157V156H146V153H145ZM171 156H172V155H170V157H171ZM179 156H180V155H179ZM216 156H215V160H216ZM225 156H226V155H225ZM228 156H227V157H228ZM236 156H237V155H236ZM236 156H235V157H236ZM250 156H251V155H250ZM0 157H1V156H0ZM26 157H27V156H26ZM26 157H25L24 161H26ZM33 157H34V156H33ZM36 157H37V156H36ZM36 157H35V158H36ZM50 157H51V159H53V160H54V158H56V156H55L54 158H52V156H50ZM58 157H57V158H58ZM69 157L72 158L71 156H69ZM101 157H102V156H101ZM101 157H100V161H101ZM130 157H131V156H130ZM144 157H143V158H144ZM157 157H158V156H157ZM168 157H169V156H168ZM170 157H169V158H170ZM173 157H176V156L174 155ZM173 157H172V158H173ZM182 157H181V158H182ZM191 157H193V156H191ZM194 157H195V160H196V157H197V156H194ZM206 157H205V158H206ZM252 157H254V156L252 155ZM263 157H264V156H263ZM263 157H260V158H263ZM7 158H8V157H7ZM16 158H17V157H15V159H13V160H16ZM21 158H22V157H21ZM21 158H20V159H21ZM28 158H29V157H28ZM38 158H41V162H42V160H43V161L45 160V159H43L40 155H38ZM65 158H66V157H65ZM65 158H64V159H65ZM80 158H81V157H80ZM93 158H94V160H95V157H93ZM98 158H97V159H98ZM102 158H104V156H103ZM123 158H125V157H123ZM127 158H129V157L127 156ZM132 158H133V154H132ZM132 158H131V159H132ZM147 158L150 159L151 156L146 157V159H147ZM169 158H168V160L171 161V159H169ZM179 158H180V157H179ZM181 158H180L179 160H181ZM188 158H182V159H183V160H184V159H185V160H189V161L193 162V159H194V158H193L192 160H190V159H188ZM247 158H248V157H246V159H247ZM249 158H251V157H249ZM254 158H255V157H254ZM0 159H1V158H0ZM2 159H4V158H2ZM2 159H1V160H2ZM32 159H33V158H32ZM36 159H37V158H36ZM49 159H50V158H48V160H49ZM64 159H63V160H64ZM67 159H68V158H67ZM77 159H78V158H77ZM81 159H82V158H81ZM84 159H86V157H85ZM87 159H88V158H87ZM87 159H86V161H87ZM137 159H138V158H137ZM155 159L158 160V159H160V158H158V159L155 158ZM176 159H177V157H176ZM198 159H202V158H199V157H198ZM211 159H213V158H211ZM223 159H224V158H223ZM226 159H227V158L224 159V162H225ZM230 159H232L233 161H235L234 158H230ZM246 159H244V160H246ZM22 160H23V159H22ZM33 160H34V159H33ZM37 160H38V161H37ZM37 160H36V161L34 160L35 162L38 163L37 166H38V167H42L43 165L39 166V165H40V164H39V162H40L39 159H37ZM74 160H76V155L74 156ZM92 160H93V159H92ZM98 160H99V159H98ZM104 160H105V159H104ZM110 160H111V163H112L113 160H112V159H110ZM126 160L128 161V159H126ZM143 160H144V159H142L140 162L142 163ZM172 160H173V159H172ZM174 160H175V159H174ZM174 160H173V161H174ZM179 160H178V161L175 160V161L178 163ZM207 160H208V159H206V161H207ZM215 160H214V161H215ZM227 160H229V159H227ZM236 160H237V159H236ZM249 160H250V159H249ZM253 160H255V159H253ZM258 160H259V159H258ZM263 160H264V159H263ZM263 160H262V162H260L261 164L263 163ZM18 161H19V160H18ZM31 161H32V160H31ZM50 161H51V160H50ZM61 161H62V160H61ZM83 161H84V160H83ZM86 161H84V163H85ZM96 161H97V160H96ZM100 161H98V162H100ZM106 161H107L108 163H110L108 158H107ZM106 161H105V162H106ZM127 161H126V162H127ZM130 161H131V160H130ZM189 161H188V162H189ZM199 161H200V162H199V164H200L203 160H202V161L199 160ZM208 161H209V160H208ZM218 161H219V160H218ZM251 161H252V159H251ZM0 162H1V161H0ZM8 162H11V165H12V161H11V160L8 161ZM26 162L29 163L30 161L28 160V161H26ZM26 162H25V163H26ZM52 162H53V161H52ZM57 162H58V161H57ZM57 162H56V163H57ZM63 162H67V161H63ZM63 162H62V164H64ZM72 162H73V161H72ZM88 162H89V161H88ZM90 162H92V161L90 160ZM101 162H102V161H101ZM105 162H104V163H105ZM122 162H123V161H122ZM140 162H139V163H140ZM155 162H156V161H155ZM157 162H158V161H157ZM171 162H172V161H171ZM176 162H175L176 167L173 168V170H172V168H171V170L173 171V173H175V170H174V169L177 168V163H176ZM182 162H185V161H182V160H181V163H180V162H179V163H180V164H183ZM191 162H190V164H192ZM215 162H216V161H215ZM215 162L212 161V164H215ZM227 162H228V161H227ZM231 162H232V161H231ZM20 163H22V162H20ZM28 163H26V165H27ZM33 163H34V162H33ZM37 163H36V164H37ZM53 163H54V162H53ZM75 163H76V162H75ZM79 163H81V162H79ZM108 163H107V164L105 163L106 165L104 164L103 167H104L105 169H106L108 166H110V164H111V163H110V164L108 165ZM123 163H125V162H123ZM130 163H131V162H130ZM172 163H173V162H172ZM186 163H187V162H185V164H186ZM193 163H194V162H193ZM196 163L198 164L197 160H196ZM202 163H204V162H202ZM225 163H226V162H225ZM237 163H238V161H237ZM247 163H249L248 159H247ZM258 163H259V162H258ZM3 164H4V163H3ZM15 164H16V163H15ZM31 164H32V163H31ZM31 164H30V165H31ZM36 164H35V165H36ZM41 164H44V163L42 162ZM50 164H51V165H55V163H54V164L49 163V164L46 165V166L48 167ZM59 164H60V163H58V165H59ZM66 164H67V163H66ZM68 164H69V163H68ZM68 164H67V166H68ZM96 164H97V163H96ZM96 164H95V167L97 168L98 166H96ZM102 164H103V163H101V166H102ZM112 164H115V162L112 163ZM112 164H111V165H112ZM120 164H121V160H120ZM126 164H127V163H126ZM128 164H129V163H128ZM145 164H147V163H145ZM154 164H155V163H154ZM175 164H172V165H175ZM194 164H195V163H194ZM197 164H196V165H197ZM222 164H223V163H222ZM254 164L256 165L257 162L252 163L253 166H254ZM26 165H25V166H26ZM51 165H50V166H51ZM64 165H65V164H64ZM64 165H62V166H64ZM70 165H71V164H70ZM73 165H75V164H73ZM77 165H79V164H77ZM77 165H76V167H77ZM81 165L83 166L84 164L81 163L80 166H81ZM107 165H108V166H107ZM117 165H118V164H117ZM122 165H124V164H122ZM134 165H136V164H133L132 166H134ZM137 165H138V164H137ZM148 165H149V163H148ZM156 165L158 166V163L155 164L154 167H155ZM159 165H162V164H159ZM172 165H171V167H172ZM187 165H188V164H187ZM216 165H217V164H216ZM225 165H226V164H225ZM234 165H235V164H234ZM234 165H233V166H234ZM237 165H238V164H237ZM237 165H236V167H237ZM244 165H245V164H244ZM246 165H247V164H246ZM4 166H6V163H5ZM7 166H8V164H7ZM13 166H14V165H13ZM16 166H17V165H16ZM20 166H21V165H20ZM20 166H19V167H20ZM44 166H45V165H44ZM44 166H43V167H44ZM46 166H45V167H46ZM60 166H61V165H60ZM60 166H59V167H60ZM62 166H61V167H62ZM67 166H66V167H67ZM84 166H85V165H84ZM89 166H90V165H89ZM99 166H100V165H99ZM105 166H107V167H105ZM114 166H115V165H114ZM124 166H126V165H124ZM128 166H129V165H128ZM139 166L141 167L140 164H139L137 167H136V166H135V167L138 168ZM182 166H183V165H182ZM185 166H186V165H185ZM198 166H200V165H198ZM207 166H208V165H207ZM214 166H215V165H214ZM218 166H220V165L218 164ZM227 166H228V167H231V165L229 166L228 164L226 165V167H227ZM249 166H250V163H249ZM259 166L261 167L262 165L259 164ZM0 167H2V166H1V163H0ZM8 167H11V166H8ZM8 167H3V168H8ZM17 167H18V166H17ZM17 167H16V169H17ZM26 167H27V166H26ZM33 167H34V166H33ZM43 167H42V168H43ZM52 167H53V166H52ZM52 167H49V168H51V169H48V170H49V171L52 170ZM55 167L58 168V169H57V172H59L58 170H60V168H59L58 166H55ZM66 167H65V168H66ZM68 167H69V166H68ZM68 167H67V168H68ZM70 167H71V166H70ZM78 167H79V166H78ZM90 167H92V164H91ZM103 167H102V168H103ZM112 167H113V166H112ZM112 167H111V168H112ZM119 167H121V166L119 165ZM119 167H118V168H119ZM130 167H131V166H130ZM140 167H139V168H140ZM142 167H143V165H142ZM154 167H153V168H154ZM179 167H180V165H179ZM183 167H184V166H183ZM186 167H188V166H186ZM193 167H194V166L192 165V168H193ZM202 167H203V166H202ZM211 167H212V166H211ZM223 167L225 168V166H223ZM239 167H240V166H239ZM243 167H244V166H243ZM243 167H242V168H243ZM245 167H246V166H245ZM260 167H259V168H260ZM12 168H13V167H12ZM12 168H11V169H12ZM27 168H28V167H27ZM35 168H36V167H35ZM67 168H66V170H67ZM99 168H100V167H99ZM99 168H97V170H98ZM102 168H101V169H102ZM104 168H103V169H104ZM123 168H124V167H123ZM126 168H127V166H126ZM126 168H124V169H126ZM148 168H149V167H148ZM153 168H152V169H149V170L153 171ZM161 168H162V169H160V171L157 170V172H158V171H159V172H162L161 170H163V167H161ZM184 168H185V167H184ZM184 168H182L181 170H184ZM190 168H191V166L188 167V169H190ZM205 168H206V166L204 165V168H203V170H201V171H205V170H207V169H205ZM212 168H213V167H212ZM212 168H211V169H212ZM217 168H218V167H217ZM224 168H222V169H224ZM231 168H233V167H231ZM231 168H230V169H231ZM250 168H252V167H250ZM254 168L257 169V166H254ZM263 168H264V165H263ZM13 169H15V168H13ZM18 169H19V168H18ZM18 169H17V170H18ZM20 169H21V168H20ZM24 169H25V168H24ZM28 169H29V168H28ZM38 169H39V168H37V170H38ZM61 169H62V168H61ZM73 169H74V168H73ZM81 169H83V172H84V169H85V168H82V167L80 168V167H79V170H80V171H81ZM86 169H87V168H86ZM101 169H99V170H100L99 173L102 172ZM109 169H110V168H109ZM115 169H117V166L115 167ZM119 169H120V168H119ZM124 169H122V170H124ZM140 169H141V168H140ZM178 169H179V168H178ZM194 169L196 170V172L198 171V170H197L198 168H197V169L194 168ZM199 169H201V168H199ZM204 169H205V170H204ZM222 169H221V170H222ZM238 169H239V168H238ZM260 169H261V168H260ZM0 170H1V168H0ZM5 170H6V169H5ZM7 170H9V169H7ZM21 170H22V169H21ZM29 170H30V169H29ZM35 170H36V169H35ZM40 170H41V168H40ZM40 170H38V171H40ZM44 170H45V169H44ZM44 170L42 169V171H44ZM55 170H56V169H55ZM62 170H63V169H62ZM68 170H72V169L70 168V169H68ZM68 170H67V171H68ZM75 170H76V169H75ZM90 170H92V169H90ZM90 170H89V172L91 173L92 171H90ZM93 170H94V174H95V172H96L95 170H96V169L93 168ZM117 170H118V169H117ZM128 170H129V169H128ZM130 170H131V169H130ZM130 170H129V172H131ZM132 170H133V169H132ZM136 170H137V169H136ZM146 170H148V169H146ZM146 170H145V171H146ZM192 170H193V169H192ZM209 170H210V168H209L206 172L210 173L211 171H209ZM231 170H232V169H231ZM234 170H235V169H234ZM234 170H233V171H234ZM251 170H252V169H251ZM257 170H258V169H257ZM263 170H264V169H263ZM263 170L261 169V171H262V173H263V175H264ZM10 171H12V170H10ZM18 171H19V170H18ZM24 171H25V170H24ZM24 171H23V173H24ZM32 171H33V170H31V172H30V171H29V172L32 174ZM42 171H40V172H42ZM52 171H53V170H52ZM64 171H65V169H64ZM67 171H66V173H67ZM76 171L78 172V170H76ZM87 171H88V170H86V173H87ZM111 171H112V169H111ZM111 171H110V172H111ZM118 171H119V170H118ZM120 171H121V170H120ZM133 171H134V170H133ZM138 171H139V170H137V172L135 171V174H136V173L138 174ZM168 171H170V170H168ZM201 171H200V172H201ZM218 171H219V170H218ZM236 171H237V172H236ZM236 171H235V173H234L235 176H236L237 173H238V174H237L238 176L242 175V177H241L242 180H238V179H237L238 182H236L237 180L235 181V183H238L237 186L239 185V187L244 188V189H245V188L247 189L248 187L250 188V187L253 186V182H252V181H254L255 178L253 179V177L249 174V172H248V173L245 172V171L242 172L241 170H240V171H239V170H236ZM255 171H256V170H255ZM258 171H259V170H258ZM2 172H3V169L0 171V173L2 174ZM8 172H9V171H8ZM16 172H17V171H16ZM16 172H15V174H17ZM26 172H27V171H26ZM55 172H56V171H55ZM55 172H53V173H55ZM61 172H62V171H61ZM61 172H60V174L62 175ZM97 172H98V171H97ZM97 172H96V173H97ZM104 172L110 174V172H108V171H104V170H103V173H104ZM122 172H125L126 174L129 173L128 171H122ZM143 172H144V171H143ZM143 172H142V173H143ZM147 172H148V171H147ZM157 172H156V173H157ZM159 172H158V173H159ZM179 172H180V171H179ZM179 172H178V173H179ZM191 172H194V174H195V171H191ZM206 172H205V173L202 172V173H203L202 175L205 176V174H206V176H207L208 174H207ZM212 172H213V171H212ZM221 172L226 173V170H225V171L222 170ZM227 172H228V171H227ZM229 172H231V171H229ZM229 172H228V174H229ZM13 173H14V172H11V175H12ZM45 173H46V171H45ZM49 173H50V172H49ZM49 173H48V174H49ZM53 173L51 172V174H53ZM71 173H73V170H72ZM71 173H70V174H71ZM75 173H76V172H75ZM86 173H85V174H86ZM106 173H105V174H106ZM115 173H117V172L115 171ZM120 173H121V172H120ZM125 173H124V174H125ZM148 173H149V172H148ZM165 173H166V172H165ZM214 173H215V171H214ZM214 173H213V174H214ZM232 173H233V172H232ZM253 173H254V170H253ZM253 173H252V174H253ZM260 173H261V172H260ZM3 174H4V173H3ZM3 174H2V175H3ZM15 174H14V175H15ZM18 174H19V173H18ZM26 174H27V173H26ZM39 174H40V173H39ZM39 174H38V175H39ZM46 174H47V173H46ZM48 174H47V175H48ZM51 174H50V176H51ZM56 174H57V173H56ZM73 174H74V173H73ZM85 174L82 175V177L84 176L83 179L86 181L87 178L85 179ZM87 174H88V173H87ZM94 174L92 173V175H89V177H90V176H93ZM112 174H113V173H112ZM126 174L124 175V179H125V177H126ZM129 174H132V173H129ZM137 174H136V175H137ZM149 174H150V173H149ZM154 174H155V173H153L152 175H154ZM160 174H162V173H160ZM181 174H182V173H181ZM181 174H180V175H181ZM184 174H187V173L184 172ZM188 174H189V173H188ZM216 174H217V173H216ZM226 174H227V173H226ZM226 174H225V175H226ZM228 174H227V175H228ZM257 174H258V172H257ZM257 174H255V176H256ZM7 175H9V173H7ZM7 175L5 174L4 176H7ZM21 175H22V173L20 174V176H21ZM34 175H35V174H34ZM38 175H37V176H38ZM41 175H44V174L41 173ZM53 175H55V174H53ZM53 175H52V176H53ZM61 175H60V176H61ZM78 175L80 176V174H75V176H78ZM118 175H119V174H117V176H118ZM133 175H134V174H133ZM140 175H141V177L143 176L144 179L147 178V176H144V175H145L144 173H143V175L141 174V171H140ZM140 175L138 174V176H140ZM155 175H156V174H155ZM164 175H165V174H164ZM180 175H179V176H180ZM200 175H201V173H200ZM209 175H210V174H209ZM221 175H222V174H221ZM223 175H224V174H223ZM223 175H222V176H223ZM230 175H231V173H230ZM259 175H261V174H259ZM259 175H257V176H259ZM4 176H2V177L4 178ZM39 176H40V175H39ZM50 176H49V177H50ZM66 176H67V175H66ZM70 176H71V175H70ZM79 176H78V178H79L80 180H82ZM87 176H88V175H87ZM102 176H103V175H102ZM102 176H101V177H102ZM108 176H109V175H108ZM113 176H114V175H113ZM121 176H122V175H121ZM129 176H132V175H129ZM129 176L127 175L128 178H131V177H129ZM134 176H135V175H134ZM134 176H133V177H134ZM138 176H137V177H138ZM149 176H150V175H149ZM156 176H157V175H156ZM181 176H183V174H182ZM212 176H213V175H212ZM238 176H236V178H237ZM255 176H254V177H255ZM7 177H9V176H7ZM7 177H6V179H8ZM17 177H18V176H17ZM40 177H41V176H40ZM40 177H39V178L37 177L36 179L39 180ZM42 177H43V178H41L40 181H43V180L45 179L44 176H42ZM49 177H48V179H49ZM54 177H55V176H54ZM58 177H59V176H58ZM111 177H112V176H111ZM119 177H120V176H119ZM122 177H123V176H122ZM122 177H120V178H122ZM127 177H126V178H127ZM150 177H153V176H150ZM202 177H203V176H202ZM227 177H228V176H227ZM229 177H230V176H229ZM229 177H228V178H229ZM231 177H232V176H231ZM231 177H230V178H231ZM233 177H234V175H233ZM251 177H252L253 180L250 181L249 179H250ZM259 177H260V176H259ZM261 177L263 178L264 176H261ZM3 178H2V180H3ZM13 178H14V177H13ZM24 178H25V177H24ZM26 178H27V177H26ZM32 178H33V177H32ZM52 178H53V177H52ZM73 178H74V176H73ZM76 178H77V177H76ZM78 178H77V179H78ZM97 178H99V177H98V174L96 175V177H95L94 179H97ZM153 178H156V177H153ZM165 178H166V177H165ZM165 178H164V181H165ZM168 178H169V177H168ZM216 178H217V177H216ZM225 178H226V177H225ZM234 178H235V177H234ZM234 178H233V179H234ZM14 179H16V178H14ZM21 179H22V178H21ZM29 179H30V178H29ZM33 179H34V178H33ZM42 179H43V180H42ZM64 179H65V178H64ZM70 179H71V178H70ZM90 179H91V177H90ZM105 179L108 180V179H111V178H110V176H109V177H106ZM112 179H115V177L112 178ZM112 179L109 181V183H110L111 181H113ZM122 179H123V178H122ZM124 179H123V180H124ZM131 179H134V178H131ZM140 179H141V178H140ZM182 179H183V178H182ZM187 179H188V177H187ZM192 179H193V178H192ZM194 179H195V178H194ZM214 179H215V178H214ZM222 179H223V177H222ZM260 179H261V178H260ZM11 180H12V178H11ZM11 180H10V178H9L8 181H11ZM18 180H19V179H18ZM49 180L53 181L54 179H51V177H50ZM59 180H60V179H59ZM59 180H57V181L59 182ZM71 180H73V179H71ZM87 180H88V179H87ZM92 180H93V179H91V181H92ZM119 180H120V179H119ZM127 180H130V179H127ZM151 180H152V179H150V182L153 181V180H152V181H151ZM175 180H176V179H175ZM175 180L173 179L171 182L174 183ZM179 180H181V179H179ZM183 180H184V179H183ZM189 180H191V178H190ZM206 180H207V178H206ZM209 180H211V179H209ZM209 180H208V181H209ZM215 180H217V179H215ZM226 180H227V178H226ZM229 180H230V179H229ZM262 180L264 181V179H262ZM13 181L15 182V180H13ZM13 181H11V182H13ZM20 181H22V180H20ZM25 181H26V180H25ZM29 181H30V183H31V180H29ZM29 181H28V183H29ZM34 181H35V180H34ZM51 181H50V182H51ZM68 181H70V180L68 179ZM73 181H74V180H73ZM73 181H72V183H73ZM76 181L79 183V180H76ZM82 181H83V180H82ZM89 181H90V180H89ZM91 181H90V182H91ZM99 181H100V180H99ZM104 181H105V180H104ZM145 181H146V179H145ZM154 181H158V180L154 179ZM208 181H206V182H208ZM219 181H220V180H219ZM221 181H222V180H221ZM224 181H225V179H224ZM224 181H222V182H224ZM231 181L233 182L234 180H231ZM255 181H258V180H255ZM6 182H7V180H6ZM6 182H5V183H6ZM14 182H13V183H14ZM16 182H17V179H16ZM22 182H23V181H22ZM32 182H33V180H32ZM35 182H36V181H35ZM47 182H49V181H47ZM47 182H46L45 184H47ZM54 182H55V181H54ZM63 182H64V181H63ZM77 182H74V183H77ZM83 182H84V181H83ZM83 182H82V184H83ZM87 182H88V181H87ZM95 182H98V179H97V181H95ZM95 182H94V183H95ZM118 182H119V181H118ZM130 182L134 183L133 181H130ZM147 182H148V181H147ZM165 182H166V181H165ZM182 182H183V181H182ZM217 182H218V181H217ZM227 182H228V180H227ZM227 182H226V183H227ZM251 182H252V183H251ZM13 183H12V185H13ZM38 183H39V182L34 183V185H35V184H38ZM52 183H53V182H52ZM65 183H66V185H69V182H68V184H67V182H65ZM65 183H64V184H65ZM84 183H85V185H86V182H84ZM102 183H103V182H102ZM115 183H117V182H114V184H115ZM137 183H139V182H137ZM179 183H180V181H179ZM224 183H225V182H224ZM233 183H234V182H233ZM262 183H263V182H262ZM0 184H1V183H0ZM10 184H11V183H10ZM32 184H33V183H32ZM41 184H43V183L41 182ZM45 184H43V187H44ZM53 184H55V183H53ZM80 184H81V183H80ZM82 184H81V187L83 188ZM87 184H88V183H87ZM97 184H99V182H98ZM104 184H106V181L104 182ZM110 184H111V183H110ZM126 184H127V183H126ZM155 184H156V183H155ZM174 184H175V183H174ZM177 184H178V182H177L175 185H177ZM217 184H219V183H217ZM229 184H231V183H229ZM1 185H2V184H1ZM5 185H6V184H5ZM15 185H17V184H15ZM21 185H22V184H21ZM21 185H19V186L21 187ZM29 185H30V184H29ZM34 185H33V186H34ZM55 185H56V184H55ZM62 185H63V184H62ZM62 185H61V187H63ZM66 185H65V186H66ZM91 185H93L92 182H91ZM94 185H95V184H94ZM102 185H103V184H102ZM106 185H107V184H106ZM106 185H105V186H106ZM123 185H125V184H123ZM150 185H151V184H150ZM171 185H172V184H171ZM208 185H210V184H208ZM231 185H232V184H231ZM254 185H257V184L255 183ZM259 185H261V184L259 183ZM31 186H32V185H31ZM31 186H28V185L25 186V190H27L26 187H30V188H32V190L30 189V190H28V191H33L34 188H33V186H32V187H31ZM39 186H40V185H39ZM46 186L48 187V185H46ZM51 186H52V185H51ZM57 186H58V185H57ZM57 186H56V187H57ZM69 186H70V185H69ZM72 186H73V185H71L70 187H72ZM75 186H76V185H75ZM89 186H90V183H89L88 187H87V186L85 187V188H86V191H85L86 193L89 192V191H87V189L89 188ZM96 186H97V185H96ZM103 186H104V185H103ZM107 186H108V185H107ZM114 186H116V185H114ZM117 186H118V185H117ZM126 186L131 187L130 184H129V185H126ZM151 186H153V185H151ZM169 186H170V185H169ZM177 186H178V185H177ZM201 186H204V183H203V185L201 184ZM217 186H218V185H217ZM222 186H225V185H223V183H222ZM222 186H221V187H222ZM228 186H229V185H228ZM235 186H236V185H235ZM262 186H264V185H262ZM0 187H1V186H0ZM9 187H10V186L8 185L6 192H8V188H9ZM11 187H12V186H11ZM14 187L16 188L17 186H14ZM22 187H24V184H23ZM34 187H35V186H34ZM41 187H42V186H41ZM54 187H55V186H54ZM56 187H55V188H56ZM61 187H59V189H60ZM73 187H74V186H73ZM79 187H80V186H79ZM100 187H101V186H100ZM100 187H99V189H100ZM156 187H157V186H155V188H156ZM167 187H168V185H167ZM170 187H172V186H170ZM178 187H180V186H178ZM226 187H227V185H226ZM2 188H5V187L2 186ZM17 188H18V187H17ZM67 188H69V187H67ZM67 188H66V189H67ZM75 188H76V187H75ZM93 188H94V187H93ZM96 188H97V187H96ZM104 188H105V187H104ZM111 188H112V186H111ZM144 188H146V186H145ZM174 188H175V187H174ZM174 188H172V189H174ZM217 188H218V187H217ZM237 188H238V187H237ZM241 188H240V191H241V192L239 193L240 196H241L242 190H244V189H241ZM258 188H259V187H258ZM260 188H261V187H260ZM260 188H259V189H260ZM262 188H263V187H262ZM262 188H261V189H262ZM5 189H6V188H5ZM35 189H36V188H35ZM38 189H39V188H38ZM47 189H48V188H47ZM47 189L45 188V190H44L46 193H47V191H46ZM53 189H54V188H53ZM57 189H58V188H57ZM59 189H58V190H59ZM63 189H64V187H63ZM69 189H70V188H69ZM79 189H80V188H79ZM90 189H91V186H90V188H89L88 190H90ZM94 189H95V188H94ZM94 189H93V190H94ZM101 189H102V188H101ZM106 189H108V188H106ZM106 189H105V190H106ZM123 189H124V188H123ZM148 189H150V188L147 187V188L145 189L144 192H146V190H148ZM152 189H153V188H152ZM159 189H160V187H159ZM186 189H187V188H186ZM190 189H191V188H190ZM204 189H205V187H204ZM215 189H216V188H215ZM218 189H219V188H218ZM229 189H230V188H229ZM229 189H228V190H229ZM246 189H245V190H246ZM251 189H252V190H251ZM251 189H250L251 191H255V190H257L256 187H255L254 189H253V188H251ZM10 190H11V189H10ZM13 190H14V189H13ZM13 190H11V191H13ZM17 190H18V189H17ZM17 190H15V191L17 192ZM22 190L25 191L24 189H22ZM58 190H57V191H58ZM61 190H62V189H61ZM73 190H74V188H73ZM82 190H83V189H80L79 191H82ZM93 190H92V191H93ZM108 190H110V189H108ZM121 190H122V189H121ZM130 190H131V189H130ZM138 190H139V189H138ZM143 190H144V189H142L141 191H143ZM192 190H193V189H192ZM263 190H264V188H263ZM2 191H3V190H2ZM18 191H21V190H18ZM36 191H37V190H36ZM36 191H34V192H36ZM44 191H43V192H44ZM55 191H56V189H54V192H55ZM57 191H56V192H57ZM69 191H70V190H69ZM69 191H68V192H69ZM71 191H72V190H71ZM74 191H75V190H74ZM95 191H96V190H94V192H95ZM98 191H99V190H98ZM98 191H97V192H98ZM122 191H123V190H122ZM133 191H134V190H133ZM133 191H132V192H133ZM247 191H248V190H247ZM257 191H258V190H257ZM260 191H261V190H260ZM260 191H259V193H260ZM3 192H5V191H3ZM3 192H2V194H3ZM13 192H14V191H13ZM13 192H12V193H13ZM16 192H15V193H16ZM34 192H33V193H34ZM48 192H49V191H48ZM72 192H73V191H72ZM82 192H83V191H82ZM101 192H103V191H101ZM101 192H99V193H101ZM116 192H117V191H116ZM116 192H115V193H116ZM125 192H127V191H125ZM130 192H131V191H130ZM132 192H131V193H132ZM135 192H137V191H135ZM138 192H139V191H138ZM178 192H181V191H178ZM183 192H184V194L187 193V191H185V190H184ZM200 192H202V191H200ZM219 192H220V191H219ZM219 192H218V193H219ZM231 192H232V191H231ZM233 192H234V190H233ZM237 192H239V191L237 190ZM243 192H245V191H243ZM255 192H256V191H255ZM0 193H1V192H0ZM12 193L10 192V195H11ZM22 193H24V192H22ZM30 193H32V192H30ZM30 193H29V194H30ZM33 193H32V194H33ZM63 193H64V192H63ZM78 193L81 195L80 192H78ZM90 193H91V191H90ZM99 193H98V194H99ZM109 193H111V192H109ZM112 193H113V192H112ZM139 193H140V192H139ZM142 193H143V192H142ZM146 193H148V191H147ZM146 193H145V194H146ZM164 193H165V192H164ZM175 193H176V192H175ZM181 193H182V192H181ZM181 193H180V194H181ZM218 193H216L215 196H216ZM220 193H222V192H220ZM245 193H249V192H245ZM2 194H1V197H2ZM4 194H5V193H4ZM4 194H3V195H4ZM32 194H31V195H32ZM37 194H38V193H37ZM40 194L43 196L42 193H40ZM44 194H45V193H44ZM49 194H50V193H49ZM51 194H52V192H51ZM55 194H57V193H55ZM61 194H62V193H61ZM65 194H66V191H65V193H64V196H65ZM69 194H70V193H69ZM83 194H84V193H83ZM83 194H82L81 196H83ZM93 194H94V196H96L95 193H93ZM93 194H91V197H92ZM104 194H105V196H108V195H106V193H104ZM119 194H121L120 191H119ZM126 194H127V193H126ZM140 194H141V193H140ZM143 194H144V193H143ZM148 194H150V193H148ZM155 194H156V192H155ZM182 194H183V193H182ZM200 194H201V193H200ZM223 194H224V193H223ZM233 194H234V193H233ZM233 194H232V196H234ZM235 194H236V193H235ZM237 194H238V193H237ZM252 194H254V193H252ZM24 195H26V194H24ZM24 195H23V196H24ZM31 195H30V196H31ZM38 195H39V194H38ZM46 195H47V194H46ZM73 195H74V194H72L71 196H73ZM76 195H77V193H76ZM88 195H89V194H88ZM88 195H87V196L85 195V197H88ZM99 195H100V194H99ZM102 195H103V193H101V196H102ZM111 195H112V194H111ZM128 195H130V194H127V196H128ZM167 195H168V194H167ZM173 195H174V194H173ZM177 195H178V194H177ZM197 195H198V194H197ZM212 195H214V194H212ZM218 195H220V194H218ZM221 195H222V194H221ZM254 195H255V194H254ZM258 195H259V194H258ZM6 196H7V195H6ZM6 196H3V197H6ZM32 196H33V195H32ZM32 196H31V198H32ZM47 196H48V195H47ZM53 196H54V195H53ZM57 196H58V195H57ZM64 196H63V197H64ZM66 196H67V195H66ZM66 196H65V197H66ZM68 196H69V195H68ZM71 196H70V197H71ZM81 196H79V197H81ZM101 196H99V197H101ZM103 196H104V195H103ZM105 196H104V198H105ZM109 196H110V194H109ZM109 196H108V197H109ZM112 196H113V195H112ZM127 196H126V197H127ZM143 196L145 197L146 195H143ZM147 196H149V195H147ZM153 196H154V195H153ZM174 196H175V195H174ZM188 196H189V189H188ZM200 196H202V195H200ZM222 196H223V195H222ZM224 196H227V195H224ZM229 196L231 197V195H229ZM229 196H228V198H230ZM236 196H237V195H236ZM250 196H252V195H250ZM8 197H9V196H8ZM34 197H35V196H33V199H34ZM37 197H38V196H36V198H37ZM45 197H46V196H45ZM48 197H49V196H48ZM50 197H51V196H50ZM55 197H56V195H55ZM59 197H60V196H59ZM74 197L76 198V199L74 198V199H75V203H76V200L79 199V198L77 199L78 195H77V196L74 195ZM97 197H98V196H97ZM113 197H114V196H113ZM128 197H131V196H128ZM158 197L160 198L161 196H158ZM194 197H195V196H194ZM237 197H238V196H237ZM237 197H235V198H237ZM254 197H255V196H254ZM259 197H260V196H259ZM259 197H258V198H259ZM261 197H263V195H262ZM17 198H18V197H17ZM17 198H16V199H17ZM28 198H29V197H28ZM28 198H27V199H28ZM36 198H35V199H36ZM51 198H52V197H51ZM51 198H49V199H51ZM83 198H84V197H83ZM88 198H89V197H88ZM101 198H102V197H101ZM101 198H100V199H101ZM104 198H103V199H104ZM114 198H115V197H114ZM114 198H112V199H114ZM121 198H124L125 200H126V199H130V198H125V197H123L122 195H121ZM131 198H134V197H131ZM140 198H142V197L139 196V198H137V199L140 200ZM177 198H178V197H177ZM187 198H188V197H187ZM189 198H190V197H189ZM189 198H188V199H189ZM195 198H196V197H195ZM223 198H224V197H223ZM225 198H227V197H225ZM238 198H239V197H238ZM240 198L242 199V197H240ZM243 198H244V197H243ZM245 198H246V197H245ZM245 198H244V200L246 201L248 197H247L246 199H245ZM9 199H10V197H9ZM22 199H23V198H22ZM22 199H21V200L19 199V200H20V201H23V200L26 201V197H25L23 200H22ZM35 199L33 200V202H37V200L35 201ZM42 199L45 200V198H43V197H42ZM42 199H41V201H42ZM61 199H63V198L61 197ZM61 199H60V201H58V200L55 201V200H53V198H52L53 201H51L50 204H49V203H48V204L57 208L58 206H61V204H62L63 202H66V199H65V198L63 199V202H62ZM67 199H68V198H67ZM71 199H72V198H71ZM80 199H81V198H80ZM85 199H86V198H85ZM90 199H91V198H90ZM92 199H95V198H92ZM106 199H107V198H106ZM108 199H111V197L108 198ZM108 199H107V200H108ZM112 199H111V200H112ZM117 199H118V197H117ZM117 199H116V200H117ZM119 199H120V198H119ZM119 199H118V200H119ZM137 199H136V200H137ZM153 199H154V198H153ZM153 199H152V200H153ZM168 199H169V198H168ZM168 199H166V201H167ZM171 199H172V198H171ZM183 199H185V198L183 197ZM230 199H231V198H230ZM230 199H229V200L227 199V200H228V201L234 200V198H232L231 200H230ZM248 199H249V198H248ZM250 199H251V198H250ZM255 199H256V198H255ZM0 200H1V199H0ZM4 200H5V199H4ZM6 200H8V199H6ZM28 200H29V199H28ZM83 200H84V199H82V201H83ZM95 200H97V199H95ZM104 200H105V199H104ZM104 200H103V201H104ZM107 200H106V201H107ZM116 200H115V201H116ZM130 200H131V199H130ZM136 200H135V201H136ZM146 200H147V199H146ZM185 200H186V199H185ZM193 200H196V202H197L198 199H193ZM206 200H207V199H206ZM214 200H216V199H214ZM227 200H226V201H227ZM258 200H260V199H258ZM2 201H3V200H2ZM2 201H1V202H2ZM15 201H16V200H15ZM15 201H14V202H15ZM29 201H32V200H29ZM29 201H28V202H29ZM45 201H46V200H45ZM69 201H70V200H69ZM82 201H81V203H82ZM86 201H87V202H85V203L87 204L89 201H88V200H86ZM92 201H93V200H92ZM101 201H102V200H101ZM112 201H113V200H112ZM120 201H121V200H120ZM120 201H119V202H120ZM132 201H134V200H132ZM140 201H142V200H140ZM150 201H151V200H150ZM163 201H164V200H163ZM189 201H190V200H189ZM199 201H200V200H199ZM199 201H198V202H199ZM218 201H219V200H218ZM220 201H221V199H220ZM228 201H227V203H228V206H229V202H228ZM241 201H242V200H241ZM241 201H239V203H240ZM3 202H4V201H3ZM9 202H10V201H9ZM9 202H8V203H9ZM14 202H12V198H11V204H12V205H11V208H14L15 211H16L17 208H20V207H18V206H20V205H15ZM16 202L19 203V202H18V199H17ZM38 202H39V201H38ZM61 202H62V203H61ZM78 202H79V204H80V200L77 201V204H78ZM104 202H105V201H104ZM108 202H109V201H108ZM108 202H107V205H108ZM113 202H114V201H113ZM113 202H112V203H113ZM151 202H152V201H151ZM160 202H161V201H160ZM185 202H186V204L188 205V203H189L188 200H187V201H184V203H185ZM187 202H188V203H187ZM200 202H201V201H200ZM200 202H199V203H200ZM204 202H205V201H204ZM209 202H210V201H209ZM213 202H214V201H213ZM223 202H224V201H223ZM251 202H252V201H251ZM257 202H258V201H257ZM6 203H7V202H6ZM13 203H14V204H13ZM20 203H21V202H20ZM71 203H72V202H71ZM83 203H84V202H83ZM83 203H82V204H83ZM85 203H84V204H85ZM90 203H92V202H90ZM90 203H88V205H89ZM93 203H95V202H93ZM93 203H92L91 205H93ZM98 203H99V201H98ZM115 203H116V202H114V204H115ZM121 203H122V202H121ZM132 203H133V202H132ZM136 203H137V202H136ZM142 203H143V202H142ZM144 203H145V201H144ZM144 203H143V204H144ZM147 203L149 204V201H147ZM164 203H166V202L164 201ZM169 203H171V202H169ZM199 203H198V205L200 206V204H201L202 202H201L200 204H199ZM215 203H216V202H215ZM220 203H221V202H220ZM260 203H261V202H260ZM260 203H258V204H260ZM1 204H2V203H1ZM4 204H5V202H4ZM4 204H2V205H4ZM21 204H22V203H21ZM25 204H26V203H25ZM33 204H34V203H33ZM67 204H68V203H67ZM67 204H66L64 207H66ZM69 204H70V202H69ZM84 204H83V205H84ZM86 204H85L84 206L87 207L88 205H86ZM104 204H105V203H104ZM104 204H103V206H104ZM122 204H124V203H122ZM134 204H135V203H134ZM139 204L142 205L140 202H139ZM145 204H146V203H145ZM145 204H144V205H145ZM148 204H147V205H148ZM190 204H191V202H190ZM193 204H194V203H193ZM235 204H236V203H235ZM235 204H234V205H235ZM245 204L247 205L248 202L245 203ZM251 204H253V203H251ZM263 204H264V203H263ZM9 205H10V204H9ZM13 205H14L15 207H13ZM29 205H31V202H29ZM63 205H64V204H63ZM71 205H72V204H71ZM91 205H90V206H91ZM97 205H98V204H97ZM112 205H113V204H112ZM112 205L110 204V206H112ZM117 205H118V204H117ZM119 205H120V204H119ZM147 205H146V208H147L148 206H149V207L152 206L151 203H150L148 206H147ZM178 205H179V204H178ZM178 205H177V206H178ZM180 205H181V204H180ZM204 205H206V204H204ZM216 205H219V204L216 203ZM216 205L213 204L212 206H213V207H214V206L216 207ZM241 205H244V204H241ZM255 205H257L256 202H255ZM6 206H7V204L5 205V209H6ZM23 206H24V205H23ZM27 206H28V204H27ZM27 206H26V207H27ZM31 206H33V205H31ZM36 206H37V204H36ZM36 206H33V207H36ZM69 206H70V205H69ZM69 206H68V207H69ZM79 206H80V205H79ZM79 206L77 205V207H79ZM103 206H102V207H103ZM105 206H106V205H105ZM110 206H109V209H110ZM114 206H115V205H114ZM128 206H129V205H128ZM159 206H160V204H159ZM162 206H163V205H162ZM184 206H185V205H183V208H181V207L178 206V208H181V209H183L182 211L186 212ZM210 206H211V205H210ZM232 206H233V205H232ZM250 206H251L250 204H249V207H248V205H247L248 208H250ZM252 206H253V205H252ZM1 207H3V206H1ZM39 207H42V206H39ZM39 207L37 208V210L39 209ZM49 207H50V206H49ZM73 207H74V204H73ZM80 207H81V206H80ZM80 207H79V209H80ZM86 207H81V209H82V208H86ZM93 207H94V206H93ZM93 207H92V208H93ZM96 207H97V206H96ZM99 207H100V206L98 205V208H99ZM102 207H101V208H102ZM106 207H108V206H106ZM116 207H117V206H116ZM123 207H124V206H123ZM135 207H138V206H135ZM149 207H148V208H149ZM154 207H155V206H154ZM154 207H152V208H154ZM160 207H161V206H160ZM166 207H167V206H166ZM172 207H173V206H172ZM172 207H171V208H172ZM193 207H197V205L195 204V206L193 205ZM200 207H201V206H200ZM202 207H204V206H202ZM239 207H240V206H239ZM258 207H259L258 209L261 210L260 206H258ZM7 208H8V207H7ZM9 208H10V207H9ZM23 208H24V207H23ZM50 208H51V207H50ZM59 208H60V207H59ZM59 208H58V209H59ZM70 208L73 210L72 207H70ZM75 208H76V207H75ZM94 208H95V207H94ZM112 208H113V207H112ZM112 208H111V209H112ZM142 208H143V207H142ZM146 208H145V209H146ZM155 208H156V207H155ZM155 208H154V209H155ZM158 208H159V207H158ZM158 208H156V209H158ZM163 208H165V207H163ZM231 208H232V207H231ZM233 208H234V207H233ZM236 208H237V207H236ZM240 208H241V207H240ZM244 208H245V206H244ZM244 208H242V209H244ZM262 208H263V206H262ZM20 209L22 210V207H21ZM25 209H26V208H25ZM27 209H28V207H27ZM76 209H77V208H76ZM81 209H80V210H81ZM88 209H89V210H88ZM88 209H87V210L85 209V210H86V211H90V208H88ZM117 209H118V208H117ZM125 209H126V208H125ZM131 209H132V207H131ZM154 209H153V210H154ZM173 209L176 210V208H174V207H173ZM181 209H180V210H181ZM190 209H191V208H190ZM193 209H194V208H193ZM204 209H205V208H204ZM212 209H213V208H212ZM220 209H221V208H220ZM227 209H228V208H227ZM237 209H238V208H237ZM256 209H257V208H255V210H256ZM263 209H264V208H263ZM3 210H4V209H3ZM3 210H2V212H3ZM9 210L11 211V209H9ZM21 210H20V211H16L17 213L15 212L14 214H11V213H12V211H11L10 215H12V216L9 217V219H6L7 224L10 223V224L14 225V228L11 227V233H10V234H9L10 230L7 228V229L9 230V231H8V234H9V235H8V238H9V239L11 238V236L13 235V233H14V231H15L16 229H19V230H26V229L29 228L30 233H32V234H39V232L41 231V229L44 228L45 226H47V224H45V223H46V219H44L45 216H43V215H45V214L42 213V212L44 211V209H40V210H42V212L40 211V214H41V213L43 214V215H42V216H43L42 219H41V218H40V219H39V218L37 219V217H35L36 219H32V218H31L32 220H35V221L38 220V223H36V224H38L37 228L34 227V225H32V223H33L34 221L32 222V220L29 219V218H28V219H26V218L24 219V218H23V216L26 215V214H24V213L22 212L23 210H22V211H21ZM31 210H33V208H32ZM35 210H36V208H35ZM37 210L34 211V212H37ZM47 210H49V209L47 208ZM62 210H64V212H65V208H64V209L62 208ZM68 210H69V212H70V209H69V208H68ZM74 210H75V209H74ZM74 210H73L72 212L76 213L77 211L75 210V211H76V212H75ZM82 210H84V209H82ZM97 210L100 212V208L97 209ZM101 210H102V209H101ZM119 210H120V211L122 210L121 206H120V209H119ZM127 210H128V209H127ZM135 210H136V209H135ZM161 210H162V209H161ZM198 210H200V209H198ZM198 210H193V211H197V212H198V213H196L197 217H198V214L200 213ZM202 210H203V209H202ZM202 210H200V211H202ZM215 210H216V208H215ZM221 210H222V209H221ZM245 210H246V208H245ZM251 210H252V209H251ZM260 210H258V211L260 212ZM0 211H1V210H0ZM25 211H26V210H25ZM86 211H85V212H86ZM108 211H111V210H108ZM112 211H113V210H112ZM120 211H119V214H120ZM124 211H125V210H124ZM129 211H130V210H129ZM140 211H142V209H141ZM140 211H139V212H140ZM154 211H155V210H154ZM156 211H158V210H156ZM206 211H208V210H206ZM206 211H205V212H206ZM241 211H242V210H241ZM246 211H248V210H246ZM252 211H253V210H252ZM256 211H257V210H256ZM256 211H255V212H256ZM2 212H0V213H2ZM4 212H6V211H4ZM30 212H31V211H30ZM48 212L50 213L51 211H50V210L47 211L46 214H47ZM99 212H98V213H99ZM115 212H116V211H115ZM115 212H110V213L108 212V213L111 214V215H114ZM130 212H131V211H130ZM143 212L145 213V210L142 211V213H141V212H140V213L143 214ZM147 212H148V211H147ZM147 212H146V216H148V215H147ZM151 212H152V211H151ZM165 212H166V211H165ZM171 212H172V211H171ZM177 212H178V210L176 211L175 214H177ZM190 212H191V211H190ZM236 212H240V211H238V210L235 211V214L238 215V213H236ZM255 212H254V215L257 214V215L259 216V215L261 214V216H262V211H261V213H257V212L255 213ZM25 213H26V212H25ZM27 213L29 214V209L27 210ZM65 213H67V212H65ZM78 213H79V212H78ZM78 213H77V214H78ZM81 213H83V211H81ZM90 213L93 214V212H90ZM96 213H97V212H96ZM108 213H107V210H106V214H107V215H108ZM116 213H117V212H116ZM125 213H126V211H125ZM128 213H129V212H128ZM134 213L137 214L138 212L136 213V211H135ZM140 213H139V214H140ZM155 213H157V212H155ZM201 213L204 214L203 212H201ZM206 213H208V212H206ZM243 213H244V211H243ZM246 213H247V212H246ZM249 213H250V212H249ZM31 214H33V213L31 212ZM34 214H35V213H34ZM36 214H37V213H36ZM69 214H70V213H69ZM77 214H76V215H77ZM83 214H84V213H83ZM92 214H90V215L92 216ZM99 214H100V213H99ZM117 214H118V213H117ZM117 214H115V215H117ZM119 214H118V215H119ZM152 214H154V213H152ZM152 214H149V215H151V217H152ZM163 214H164V213H163ZM166 214H167V213H166ZM173 214H174V213H173ZM189 214H190V213H189ZM191 214H192V213H191ZM202 214H201V215H202ZM0 215L3 216V214H0ZM29 215H30V214H29ZM29 215H27V216H29ZM38 215H39V214H38ZM70 215H71V214H70ZM73 215H74V214H73ZM100 215H101V214H100ZM121 215H122V212H121V214H120L119 216H121ZM125 215H127V214H125ZM154 215H155V214H154ZM171 215H172V213H171ZM181 215H182V214H181ZM193 215H195V214H193ZM199 215H200V214H199ZM206 215H207V214H206ZM206 215H205V217H206ZM233 215H234V214H232V216H233ZM4 216H5V215H4ZM8 216H9V214H8ZM35 216H36V215H35ZM96 216H97V215H96ZM96 216H95V218H96ZM156 216H159V215H156ZM172 216L174 217L173 220L176 221V220H175V216H174V215H172ZM213 216H214V215H213ZM235 216H236V215H235ZM235 216H234V218H235ZM238 216H239V215H238ZM238 216H237V217H238ZM247 216H248V214H247ZM258 216H255V218L258 217ZM5 217H7V216H5ZM39 217H41V216H39ZM71 217H72V216H71ZM71 217H70V218H71ZM79 217H82V216L79 215ZM97 217H98V216H97ZM99 217H100V216H99ZM99 217H98V218H99ZM102 217H103V215H101L100 218H102ZM105 217H106V216H105ZM110 217H111V216H110ZM110 217L107 216L106 218H104V220L106 219L105 224H107V218H110ZM113 217H114V216H113ZM124 217H125V216H124ZM124 217H123V220L126 221L127 218H126V217L124 218ZM135 217H137V215H136ZM165 217H166V215H165ZM165 217H164V218H165ZM177 217H178V216H177ZM195 217H196V216H195ZM203 217H204V215L202 216V219H203ZM207 217H208V216H207ZM207 217H206V218H207ZM219 217H220V216H219ZM229 217H231V216H229ZM245 217H246V216H245ZM262 217H263V216H262ZM3 218H4V217H3ZM33 218H34V216H33ZM74 218H75V217H74ZM89 218H90V217H89ZM111 218H112V217H111ZM115 218H116V219H115ZM115 218H114V219L117 221L116 223H119V220H117V217H115ZM121 218H122V217H121ZM133 218H134V216L130 217L129 219H130V220H134ZM152 218H154V216H153ZM155 218H156V217H155ZM159 218H161V217H159ZM164 218H163V219H164ZM171 218H172V217H170V219H169V216H168L167 219H169V220H170V223L172 224ZM179 218H181V217H179ZM182 218H183V217H182ZM182 218H181L180 220H183ZM198 218H199V217H198ZM200 218H201V217H200ZM215 218H216V217H215ZM231 218H233V217H231ZM248 218H249V217H248ZM255 218H254V219H255ZM71 219H73V218H71ZM91 219H92V217H91ZM114 219H113V220H114ZM119 219H120V218H119ZM125 219H126V220H125ZM129 219H128V220H129ZM136 219H137V218H136ZM167 219H166V220H167ZM186 219H187V218H185L184 220H186ZM189 219H190V222H191V218H189ZM194 219H195V218H194ZM202 219H201V220L199 219V220L196 221V224H197L196 226L198 227V230H197V229H195V230H191V235L189 236L188 239H184L185 237L182 235V236L184 237V238H183L184 240H183V241L181 240V241L183 242V245H182V243H181V244H178V243H180V242L177 241V242H178V243H177V242L174 240V239H176V240L178 239L177 236H178L179 234H178L177 231H178L180 228H177V229H178V230L176 231L177 233L175 232L177 238H176V237L174 238V236L172 235V236H173V237H172V238H173V239H172L173 242L168 243L167 241L170 239V238L168 237L169 239L167 238L168 240H167V241L165 240L168 244L164 242V244H166V247H165V248H161V247H160V245L158 244V241H159V240L156 241V239H159V238H157L156 236H155L156 239H155V240H152V241H151L150 239H153L154 236H153V238L150 236V238H149V240L151 241V242H150V241L148 240V238H147L148 235H147V237H146V235L142 232V233L144 234V235H143L144 237H143V239H142V237L140 236V235H142V233L140 234V233H137V232H139V228H142V226H144L143 223H142L143 225L140 224L141 227H138V228H137V232H136L137 235L140 234V235H138V236H140L141 239H140V237L137 238L138 236L136 237V235H135L136 238L133 237L132 240H131L130 242H126V241H125L126 243H125L124 245H126L127 243H128L129 245H127V246H123V245H120L121 243L116 242V240L119 238V237L117 238L118 235H114V234H113L114 236H116V237L113 238V240H114L115 238H117V239L114 240V241H111V242H110V241H109V238L111 239V238L113 237V235H112V237H109L110 235L107 234V236L109 237V238H107V236H106V238H107L108 241H109V242H108V241L104 238V236H103L104 233H103V232H106L105 229H106V227L109 225V223L112 221V219H111L110 222L108 221L109 223H108V225H107L105 228L103 227L105 231L103 230V231L101 232L100 230L103 229L102 226H105V224H103L104 222H103V220H102V222H103L102 224H103V225H100V226H101V229L99 230L100 232L98 231V232H99L98 234H97V232H96V235H95V234H94L95 232H94V233H93V234H94L93 236H89V234H88V236L85 235L87 238L89 237V238H88V241H89V242H88V241H87V242L90 244V241H91L92 244H90V246H88V245L86 244V243H87V242H86L85 244H86L88 247L85 249V251H84V252H82V251L79 252V251H78L79 253H76V255H77L78 259H79L80 264H231L232 257H231V258H226L228 255L225 257V256H224V253H222V252L220 251V249L217 250L216 248H213L214 246L217 247L218 243H217V245L212 244V245H214L213 247H209L208 249H204L205 247H203V245H204L203 243L205 242V245H206V241L208 240V235H209V233H210V231H209L210 229L208 230L207 228H209L208 226L211 225V224H210V223H211L210 221H211L212 219L209 220V218H208L209 221H207V223H203L202 225H200V222L204 220V219H203V220H202ZM222 219H223V218H222ZM224 219H225V217H224ZM229 219H230V218H229ZM259 219H263V218H259ZM259 219L257 218L258 221H259ZM69 220H70V219H69ZM82 220H83V219H82ZM89 220H90V219H89ZM115 220H114V224H116V223H115ZM128 220H127V221H128ZM143 220H145V218L141 219V221H143ZM150 220H153V219L150 218ZM150 220L148 219V221H147L148 224H149V226H150V224H152V223L150 222ZM160 220H161V219H160ZM187 220H188V219H187ZM225 220H227V218H226ZM242 220H243V219H242ZM252 220H253V219H252ZM44 221H45V222H44ZM47 221H48V219H47ZM83 221H84V220H83ZM96 221H99V219L96 220ZM127 221H126V222H127ZM135 221H136V220H135ZM135 221H134V222H135ZM137 221H138V220H137ZM137 221H136V222H137ZM141 221H140V222H141ZM161 221H164V220H161ZM161 221H160V222H161ZM188 221H189V220H188ZM188 221H187V222H188ZM205 221H206V219H205ZM215 221L217 222V220H215ZM218 221H219V219H218ZM232 221H233V220H232ZM232 221H231V222H232ZM68 222H69V221H68ZM71 222H72V221H71ZM71 222H69V223H71ZM73 222H74V221H73ZM93 222H94V221H93ZM93 222H92V223H93ZM130 222H131V221H130ZM130 222L128 221V223H130ZM134 222H133L132 224H135ZM145 222H146V221H145ZM145 222H144V223H145ZM156 222H158V224H159V220H157V221L155 220L154 227H152L154 230L151 228V231H152V232L150 231L151 234H155V233L157 234V232L160 231V229L162 228V227H160V229H159V227L156 225ZM168 222H169V221H167V222L165 221L166 224H167ZM193 222H194V223H193V225H191V226H194V225H195V221H193ZM220 222H222V221H220ZM225 222H226V221H225ZM225 222H224V223H225ZM231 222H230V223H231ZM248 222H249V221H248ZM261 222H262V221H261ZM77 223H78V222H77ZM79 223H81V222H79ZM84 223H85V222H84ZM92 223H91V224H92ZM122 223H123V222H122ZM122 223H120V224H122ZM138 223H139V221H138ZM161 223H162V222H161ZM163 223H164V222H163ZM33 224H34V223H33ZM36 224H35V225H36ZM82 224H83V223H82ZM85 224H86V223H85ZM85 224H84V226H85ZM91 224H90V226H87V227H90V228H91L92 225L95 224V223H93L92 225H91ZM96 224H97V223H96ZM100 224H101V223H100ZM146 224H147V223H146ZM146 224H145V226H147ZM166 224H163V225H166ZM177 224H178V223H177ZM177 224H176V225H177ZM207 224H210V225H207ZM236 224H237L236 222H235V224H233L234 227H235ZM242 224H243V223H242ZM246 224H247V223H246ZM248 224H249V223H248ZM259 224H260V223H259ZM4 225H5V224H1V226H4ZM75 225H77V224H74V226H75ZM97 225L99 226V224H97ZM110 225H111V224H110ZM116 225H117V224H116ZM130 225H131V224H130ZM130 225H129V226H130ZM160 225H162V224H160ZM168 225H170V224L168 223ZM168 225H167V226H168ZM174 225H175V224H174ZM184 225H185V226H188V225H186V222H185ZM212 225H214V224H212ZM216 225L218 226L219 224L216 223ZM222 225H223L222 227L226 226L225 224H222ZM250 225H254V224H250ZM5 226H6V225H5ZM71 226H72V224H71ZM74 226H73V228H74ZM93 226H94V225H93ZM98 226H97V227H98ZM120 226H121V225H120ZM120 226H119V227H120ZM124 226H126V224H125ZM124 226H123V227H124ZM131 226H133V225H131ZM136 226H137V224H136ZM151 226H152V225H151ZM156 226H157V228H158V231L155 230V227H156ZM167 226H163V227H167ZM170 226H171V225H170ZM177 226H178V225H177ZM177 226H176V227H177ZM196 226H194V228H196ZM69 227H70V225H69ZM82 227H83V225H82ZM85 227H86V226H85ZM85 227H84V229H85L84 231H86V229H87V228H85ZM109 227H110V226H109ZM115 227H116V226H115ZM123 227H122V231H123ZM147 227H148V226H147ZM147 227H146V228H147ZM174 227H175V226H174ZM176 227H175L174 229H176ZM178 227H180V226H178ZM183 227H184V226H183ZM189 227H190V226H189ZM218 227H219V226H218ZM228 227H230V228H228V229L231 230V225L228 226ZM236 227H237V226H236ZM252 227H253V226H252ZM0 228H2L1 232L4 231L3 229H5V227H0ZM73 228H71V227L68 228V232L72 235L73 240H74V244H76V245L78 244V245L81 246L82 243H83L86 239L84 240V236L81 235V234H83V233L80 234L79 229H78V232H77V231H76L75 229H73ZM92 228H93V227H92ZM95 228H96V227H95ZM98 228H99V227H98ZM111 228H114V227H112V225H111ZM111 228H109V229H111ZM131 228H132V227H131ZM133 228L135 229L134 226H133ZM133 228H132V229H133ZM168 228H169V230H170V227H169V226H168ZM168 228H167V230H168ZM184 228H185V230L187 229V227H184ZM194 228H192V229H194ZM232 228H233V227H232ZM76 229H77V228H76ZM115 229H116V228H115ZM117 229H118V227H117ZM117 229H116V230H117ZM119 229L121 230V227H120ZM119 229L117 230L118 232H119ZM125 229H126V228H125ZM125 229H124V231L126 232ZM134 229H133V230H134ZM148 229H149V227H148ZM164 229H165V228H164ZM216 229H217V228H216ZM254 229H255V228H254ZM260 229H261V227H260ZM90 230H91V229H90ZM90 230H89V228H88L87 231H90ZM92 230H93V229H92ZM94 230H96V229H94ZM94 230H93V231H94ZM113 230H114V229H113ZM128 230H129V229H128ZM133 230H132L131 233H133ZM143 230H145V229L143 228ZM161 230H163V229H161ZM182 230H183V232H184V229H181V231H182ZM232 230H233V229H232ZM232 230H231L230 232H232ZM96 231H97V230H96ZM110 231H112V229H111ZM110 231H109V232H110ZM134 231H136V229H135ZM165 231H166V230H165ZM165 231H163L162 233H164ZM170 231H171V230H170ZM181 231H180V232H181ZM1 232H0V233H1ZM6 232H7V230H6L4 233H6ZM109 232H107V233H109ZM114 232H115V231H114ZM118 232H115V234H117ZM140 232H141V231H140ZM146 232H147V231H146ZM146 232H145V233H146ZM148 232H149V231H148ZM148 232H147V233H148ZM167 232H169V231H167ZM167 232H166V233H167ZM188 232H189V231H188ZM188 232H187V233H188ZM204 232H205V233H204ZM212 232H213V231H212ZM212 232H211V233H212ZM214 232H215V231H214ZM228 232H229V231H228ZM233 232H235V231H233ZM262 232H263V231H262ZM90 233H91V232H90ZM112 233H113V232H112ZM112 233L110 232V234H112ZM129 233H130V232H129ZM131 233H130V234H131ZM136 233H135V234H136ZM158 233H160V232H158ZM175 233H174V234H175ZM187 233L184 234V235L187 236ZM223 233H224V232H223ZM223 233H221V234H223ZM84 234H86V232H85ZM121 234H122V232H121ZM124 234H125V233H124ZM133 234H134V233H133ZM133 234H131V235H133ZM149 234H150V233H149ZM168 234H169V233H168ZM171 234H172V232H171ZM182 234H183V233H182ZM214 234H215V233H214ZM226 234H228V233H226ZM231 234H233V233H231ZM231 234H230V235H231ZM2 235H3V234H2ZM2 235H0V236L3 237V239H5V238H4L5 234H4V236H2ZM91 235H92V234H91ZM98 235H99V237H98ZM119 235H120V234H119ZM127 235H128V234H127ZM188 235H189V234H188ZM255 235H256V234H255ZM259 235H261V234L259 233ZM157 236H159V235H157ZM160 236H161V235H160ZM160 236H159V237H160ZM164 236H167V235H163V237H164ZM180 236H181V234H180ZM180 236H179V238L181 239ZM214 236H215V235H214ZM219 236H221V235L219 234ZM219 236H217V237H219ZM226 236H227V235H226ZM226 236H225V237H226ZM5 237H6V236H5ZM86 237H85V238H86ZM120 237H121V236H120ZM123 237H124V236H123ZM129 237H130V235H128V239H126V237H125V238H121V239L119 238V239H120V240L125 239V240L128 241V240H130ZM163 237H162V238H163ZM170 237H171V236H170ZM187 237H188V236H187ZM223 237H224V236H223ZM223 237H222V238H223ZM225 237H224V238H225ZM233 237H234V236H233ZM256 237H257V239H258V235H256ZM263 237H264V235H263ZM263 237L261 236V239H262ZM96 238H97V239H96ZM215 238H216V236H215ZM228 238H231V236H230V237H226L225 239L228 240ZM259 238H260V237H259ZM1 239H2V238H1ZM1 239H0V240H1ZM6 239H7V238H6ZM165 239H166V238H165ZM216 239H217V238H216ZM216 239H215V240H216ZM219 239H220V238H219ZM111 240H112V239H111ZM161 240H162V239H160V241H161ZM215 240H214V241H215ZM217 240H218V239H217ZM227 240L224 241V239H223L224 242H226ZM229 240H230V239H229ZM259 240H260V239H259ZM2 241H3V240H2ZM6 241H7V240H6ZM6 241H5V242H6ZM123 241H124V240H123ZM162 241H164V238H163ZM174 241H175V242H174ZM179 241H180V240H179ZM212 241H213V240H212ZM214 241H213V242H214ZM0 242H1V241H0ZM69 242H71V241H69ZM227 242H229V241H227ZM161 243H162V242H161ZM207 244H208V243H207ZM231 244H232V243H231ZM1 245H2V244H1ZM4 245H5V244H4V242H3V246H4ZM233 245H234V244H233ZM74 246H75V245H74ZM162 246H163V245H162ZM199 246L203 247V249H202V248H201L202 250L199 249ZM0 247H2V246H0ZM233 248H234V246H233ZM233 248H232V249H233ZM2 249H3V248H2ZM2 249L0 248V250H2ZM232 249H231V250H232ZM231 252H232V251H231ZM229 254H230V253H229ZM61 255H62V253L58 252L56 249H52V250H50V256L53 258V260H57V259H59ZM232 255H233V252H232ZM217 259H219V260L217 261ZM0 264H2V256H0ZM259 264H264V262H259Z\"/></svg>",
    "mask_w": 264,
    "mask_h": 264
},
{
    "label": "clouds",
    "instance_id": "9594fccd",
    "mask_svg": "<svg viewBox=\"0 0 264 264\" xmlns=\"http://www.w3.org/2000/svg\"><path fill=\"white\" fill-rule=\"evenodd\" d=\"M69 216V213L65 215L64 211L53 206L48 215L47 226L39 234L30 233L29 228L16 229L0 250L2 264H80L72 251L75 247L73 237L68 232ZM0 224H7V221L0 218ZM233 244L231 264L264 262V240L257 239L252 226L242 224L234 235ZM52 249L62 253L59 259L53 260L50 256Z\"/></svg>",
    "mask_w": 264,
    "mask_h": 264
}]
</instances>
